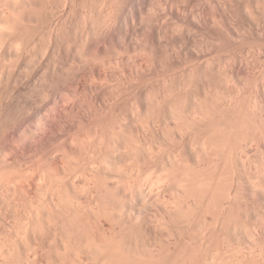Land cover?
<instances>
[{
	"label": "rangeland",
	"instance_id": "374dc122",
	"mask_svg": "<svg viewBox=\"0 0 264 264\" xmlns=\"http://www.w3.org/2000/svg\"><path fill=\"white\" fill-rule=\"evenodd\" d=\"M10 1V0H9ZM22 1H26V0H22ZM45 1V2H44ZM64 1V2H63ZM73 1V2H72ZM87 0H84V1H82V0H52V2H51V0L49 1V0H38L37 1V3H38V6L34 9L33 8V10H31L30 9V6H29V4L27 3L26 5H25V3L24 2H18L17 0H16V4H17V6L15 7V5L13 6L12 4L13 3H11V5H12V9L11 10H14L15 11V8H19L18 10H20V8H21V6L24 4L25 6H27V8H28V13H29V16H28V19L26 18V17H24V16H26V15H22L24 18H26L27 20H24V24H23V17L21 16V18H22V20H21V23H20V20H18V21H16V25L13 23V24H11L12 23V21L13 20H15V19H17V17H18V15L14 12V14H16V16L14 15L13 16V14H11V17L9 18V19H13V20H10L11 21V23L8 21V19L6 18V21L7 22H9L11 25H12V27L10 28V29H12L14 26H17V28H18V26L20 25V24H23V25H26V26H24L23 27V25H22V27L21 26H19L20 27V29L22 28V30H23V28H25V30H23V31H20L19 29H18V31L20 32V33H16V34H20L18 37H19V39H17V40H15V39H13L12 37L15 35V33H13L9 28H8V30H6L7 28L6 27H8V25H6L5 24V22H2L1 20H0V22H2L3 24H1L0 23V30L2 31H0V35H2V36H0V41H1V39L3 38V40L5 41L6 40V44L5 45H3V43H1L3 46H1L0 45V48L1 47H5L6 46V49L8 48V50L6 51L5 50V48H3L2 49V51L3 50H5V51H3V52H1V53H5L6 52V54H8V55H6L5 54V57L4 56H1V55H3V54H1L0 55V67H2L1 69V73L3 72V70H5L4 68L6 67V72L5 73H3L1 76H0V100H2L1 102L2 103H0V154H2L1 156L3 157V159H4V161H6V163L8 162V161H11V163H14V164H16L17 162V168H18V170L19 169H21L20 171V173H22V174H24L25 175V178L27 179V181H26V183L27 182H32L33 183V181H32V179L34 180V183L32 184V183H28V184H32L31 186H32V191L33 192H35V196H38V197H36V199L37 198H40L39 200H38V203H39V201L41 200H43V202H41V205L39 204V206H38V203L36 202V205L38 206V208L40 207V208H42V209H44V208H49L50 206H51V208L53 207V203L51 202V201H55L56 200V202H57V197L56 198H54V196H56V194H57V189H59L58 191L59 192H61V189L63 188V187H65V184H64V186L62 185L63 183H64V180L66 179V177H68V179L69 180H67V183H70V185H71V183H73V182H75L73 185H69V184H67L66 183V186L67 185H69V190H68V188L67 189H62V195L64 194V198H65V196H67V192H69L70 191V187H72V189H71V191H75L72 195H70L71 193V191L69 192L70 194H68V198L71 196V199H73V197L72 196H74V194L78 191L79 192V194H83L82 196L84 197H82V196H80L79 194L78 195H76V196H78V198L80 199V201L81 200H84V201H82V202H80L79 201V199L78 198H75L76 200L78 199V202H79V205H77L76 204V200L75 199H73L74 201H76L75 202V204L77 205V206H81L82 207V209L83 208H85V205L87 204H85V203H83V202H88L89 203V201H91L93 198H95V196H97V190H100L101 189V186H102V184H104L105 182H109V181H115V182H113V186L115 185V187L113 188V189H115L116 188V185H117V187H118V189L116 188L115 189V192H114V195H115V193H116V198H120L121 196H122V194H121V192H123V191H125V194H128L129 193V196L131 197H128V200L126 201V203L124 202L125 201V199L124 200H122L123 198H125V196H123V198L122 199H117L118 200V202H117V204L122 200L123 201V203H122V205H125V204H127L128 206V209H127V211H129V210H131V209H129V207L130 206H133V204H136V205H138L139 203L141 204H143V207H142V205H140V209L142 208H144V210L145 209H147L148 208V210H150V209H153V211L151 210V212H154V213H152V214H155L156 212H159V211H161V213H162V210L164 209H166V208H164L165 207V205H167L168 203H170V207L169 208H171V206H174V204H171L172 202H170V201H174L175 202V199H174V197L175 198H177V196H178V194H177V196L175 195L177 192H176V190H177V186H176V184L174 183H172L171 182V184H170V182H168V181H165L164 182V180L161 178V176L162 175H164L163 174V168H164V165H168L171 161H174V160H176V159H178V160H182L183 161V158H184V156L185 157H188V161H190L191 159V161H196L197 159H198V153L199 152H196V157H197V159H196V157L194 156L193 157V155H194V152H195V150L196 149H198V148H200L201 146L199 145V141H197V139L195 140L194 139V134H191L192 132H188V130L186 129L185 130V128L184 127H186L187 126V124H186V126H182V125H184L185 123H186V120L185 119H183V118H185V114L184 113H182V114H180V110L179 111H175V109L174 110H172L171 111V109H173V106H172V108L170 109L169 107H166L167 108V110L165 109H161V111H160V113H157V112H159V109H157V108H154V107H157L158 106V108H159V104L158 103H154V102H159V103H161L162 102V100H160V99H165V98H167V96L169 95V93L168 92H173V93H171L170 95L172 96V94H175L179 89L178 88H175V87H180V85H181V87L184 85V84H186L187 83V80L188 81H190V79H192L193 77L196 79V82L197 81H200V83L199 82H197L198 84V87H199V92L201 91V92H203V93H210L209 95H210V100H209V102H210V106H212V107H218L220 104L222 105V103L224 104V101L225 100H228V101H230L231 99H233L234 97H237L238 98V101H239V104L243 107L242 109H244V111H245V109L247 110V109H249L250 108V106L252 105V101L254 102V99L255 98H257V99H259V98H261L262 100H264V90L263 89H261V88H264V73H261V71L262 72H264V42L262 41H258L257 39H254L251 35H250V32H248L249 30L247 29V28H249L248 27V25L246 24V23H248V22H246L245 20H242L243 22H245V25H244V23H242V21H240V15H243L242 13H247V12H250V13H247V14H250V16L252 15H254L253 17H255L256 15H259L260 16V18L262 17L263 18V21H261L262 20V18H261V22L259 21V19L260 18H257V19H252V20H256L255 22H260L262 25H261V27H259V31L261 32V31H263L264 29V24H263V22H264V1L263 0H260V2H259V0H240V1H242V2H240V3H238L237 5L234 3V1H232V0H230V2L228 1V0H221V1H219V2H222V3H218V1L217 0H212V1H214V2H210V1H208V0H200V1H198V0H185V3H184V0H176L177 1V3H176V1L175 0H173V3L171 4V1L172 0H166V2H169V7H170V5L172 6V7H174L175 5H178L179 6V10H177L178 9V6L176 7L177 9V11H179V12H183V13H186L184 10H186L187 8H188V6H189V8H188V11H187V13L189 12V14L191 13V12H193V14L191 13V15L189 16V14H185V15H188L189 17V20L190 19H192L191 21H194L195 20V18H196V20H197V22H200L199 24H198V26H197V24L195 23V21L194 22H192L193 24H192V27L194 26V24H196L193 28H191L190 27V25L189 24H187L186 22H185V24H186V26H184V24L183 23H180L179 21V23L180 24H183V25H178V22H177V20L175 19V18H173V16L172 15H170L169 13H163L160 9L162 8V7H160V9H159V6H163V8L162 9H164V8H166V7H168V5H167V3L164 1V0H161V2L163 1L164 3H162V4H160L161 2H160V0H156V2H155V4H153L154 3V1L155 0H141V2H140V0H120L121 1V3H120V1L119 0H93V3H92V0H88L87 2H86ZM101 1V2H100ZM106 1V2H105ZM111 1V2H110ZM123 1V2H122ZM125 1V2H124ZM128 1V2H127ZM130 1V2H129ZM132 1V2H131ZM153 1V2H152ZM175 1V2H174ZM183 1V2H182ZM187 1H188V4H187ZM232 1V2H231ZM244 1V2H243ZM256 1V2H255ZM5 2V3H4ZM18 2V3H17ZM61 2V3H60ZM69 2V3H68ZM72 2V3H71ZM77 4H76V3ZM82 2H84V4L82 3ZM95 2V3H94ZM112 2H114V3H112ZM135 2V3H134ZM179 2V3H178ZM199 2V3H198ZM204 2V3H203ZM216 2V3H215ZM230 3L229 5H228V3ZM22 3V4H21ZM42 3V4H41ZM44 3V4H43ZM47 3V4H46ZM58 3V4H57ZM60 3V4H59ZM74 3V4H73ZM81 3V4H80ZM99 3H101V5L99 4ZM109 3H111V4H109ZM130 3V4H129ZM134 3V4H133ZM148 3H151V5L150 4H148ZM176 3V4H175ZM212 3H214L215 4V6L216 5H219L218 7H219V11L220 12H217L218 11V9L214 6V4H212ZM218 3V4H217ZM231 3H233V4H231ZM253 3H255V4H253ZM256 3H258V4H256ZM4 4H5V6H4ZM19 4H21V5H19ZM72 4V5H71ZM75 4H76V7H73V6H75ZM92 4V5H91ZM95 4V5H94ZM109 4V6H107ZM118 4V5H117ZM123 4V5H122ZM137 4V5H136ZM157 4V5H156ZM167 6H166V5ZM173 4H174V6H173ZM184 6H186V7H184ZM187 4V5H186ZM223 4L225 5V6H223ZM244 5L243 6V8H241V6L240 5ZM248 4H250V5H248ZM253 4V5H252ZM7 5H9V2H8V0L7 1H1L0 0V6L1 7H5L6 8V6ZM18 5H19V7H18ZM41 5V6H40ZM53 5V6H52ZM62 5V6H61ZM87 5H90V6H87ZM96 7H94V6ZM110 5H112V6H115V7H113V10L111 11V8L110 7H112V6H110ZM133 5H135V6H133ZM149 5V6H148ZM156 5V6H155ZM164 5L166 6V7H164ZM197 5V6H196ZM224 8L225 7V9H223L222 10V7ZM232 5L234 6L235 5V7H233V9H232ZM239 5V6H238ZM263 5V6H262ZM40 6V7H39ZM45 6V7H44ZM64 6V7H63ZM83 6H84V8H83ZM98 6V7H97ZM103 6V7H102ZM119 6V7H118ZM194 6V7H193ZM200 6V7H199ZM204 6V7H203ZM227 6V7H226ZM229 6H231V7H229ZM14 7V8H13ZM42 7H44V8H42ZM78 7V8H77ZM81 7V8H80ZM86 7V8H85ZM100 7V8H99ZM120 7H121V9H120ZM125 7V8H124ZM128 7V8H127ZM135 7V8H134ZM143 7V8H142ZM146 7V8H145ZM151 7V8H150ZM152 7H154L155 8V10L157 9V7H158V9L155 11L154 10V8H152ZM168 7V9H171V7L169 8ZM183 9H182V8ZM191 7V8H190ZM198 7V8H197ZM221 7V8H220ZM254 7L256 8V9H254ZM261 7V8H260ZM39 8V9H38ZM42 8V9H41ZM53 8V9H52ZM59 8V9H58ZM69 8V9H68ZM93 8H94V10H93ZM102 8V9H101ZM115 8V9H114ZM138 8V9H137ZM184 8H186V9H184ZM196 8V9H195ZM200 8V9H199ZM206 8H208V9H206ZM211 8V9H210ZM214 10H213V9ZM217 10H216V9ZM236 8H237V10H236ZM253 10H252V9ZM30 9V10H29ZM37 9V10H36ZM73 9H75V10H73ZM78 11H77V10ZM84 9V10H83ZM87 9V10H86ZM89 9V10H88ZM100 9V10H99ZM108 9V10H107ZM109 9H110V12H109ZM119 9V10H118ZM154 11H153V10ZM174 11H176L175 10V7L174 8H172ZM189 9H190V11H189ZM192 9V10H191ZM206 9V10H205ZM233 11H232V10ZM235 9V10H234ZM242 9V10H241ZM259 9V10H258ZM39 10V11H38ZM42 10H46L45 12L44 11H42ZM48 10V11H47ZM57 12H56V11ZM71 10H72V12H71ZM79 10H80V12H79ZM97 10V11H96ZM122 11V13H121V11ZM139 10V11H138ZM142 12H141V11ZM145 10V11H144ZM147 10H152V12H150V11H148V14H147ZM163 13H161L160 11ZM201 12H199V11ZM210 10V11H209ZM212 10V11H211ZM216 10V11H215ZM256 10H258V13H257V11ZM37 11V12H36ZM55 11V12H54ZM58 11H59V13H58ZM85 13H84V12ZM92 11V12H91ZM101 11V12H100ZM107 11H108V14H107ZM114 11V12H113ZM117 12V14H116V12ZM125 11V12H124ZM137 11H138V13H137ZM196 11V12H195ZM213 11H215V12H213ZM223 11V12H222ZM225 11H226V13H225ZM229 11V12H228ZM236 11V12H235ZM240 11H242V13H240ZM245 11V12H244ZM247 11V12H246ZM255 11V12H254ZM33 12H35V13H33ZM68 12V13H67ZM73 14H71V13ZM79 12V13H78ZM115 13L114 14V22L112 21V22H109V20H108V23H110V24H112V26L110 25V24H108L107 23V19H106V17H107V15H110L111 13ZM120 14H119V13ZM154 12H158V13H154ZM181 12V13H182ZM197 12H199L200 13V15H199V13H197ZM212 12V13H211ZM223 14H222V13ZM234 12H235V14H234ZM238 12V13H237ZM251 12H252V14H251ZM253 12H254V14H253ZM11 13H13V11L11 12ZM39 13V15H37ZM50 13H52V14H50ZM54 13V14H53ZM74 13H75V15L78 13V15L79 14H81V16L79 15H76V16H74ZM88 13V15H86ZM135 13V14H134ZM139 13H141V14H139ZM182 13V14H183ZM222 15H226L225 17H227V18H229L230 17V15H232V17H231V19H233V20H229L230 22H229V25L228 24H225L222 20H221V17L220 16H222ZM228 13V14H227ZM255 13H256V15H255ZM262 13V14H261ZM31 14V15H30ZM126 14V15H125ZM134 14V15H133ZM144 14V15H143ZM146 14V15H145ZM156 14L157 15H159V16H157V18L158 17H160V15L162 14V18L163 19H165V18H170L171 16H172V18H170L171 20H172V22L171 23H167V24H165L166 22L165 21H169L170 19H165V21L163 20H159L160 18H158V20H157V18L156 19H152V17H153V15H155L154 17H156ZM167 14V15H166ZM213 16H212V15ZM216 14V15H215ZM237 14H240V15H237ZM244 14V15H245ZM246 14V15H247ZM50 15V16H49ZM53 15V16H52ZM115 15H116V17H115ZM132 15V16H131ZM139 15H140V17H141V19H140V17H139ZM142 15V16H141ZM169 15V16H168ZM194 15V16H193ZM205 15V16H204ZM220 15V16H219ZM229 15V16H228ZM237 15V17L239 18V21L241 22H239L238 21V18H236L235 16ZM32 16V17H31ZM35 16V17H34ZM36 16H38V18L36 17ZM42 16V17H41ZM50 18H49V17ZM64 16V17H63ZM71 16V17H70ZM77 16H78V18H77ZM95 16V17H94ZM118 16V17H117ZM121 16V17H120ZM126 16H128V17H125ZM131 18H130V17ZM147 16V17H146ZM165 16H167V17H165ZM195 16H198L199 17V21H198V19H197V17H195ZM203 16H204V18H203ZM218 16V17H217ZM248 16V15H247ZM1 17V16H0ZM13 17H16L15 19L13 18ZM44 17V18H43ZM63 19H62V18ZM74 19H73V18ZM76 17V18H75ZM90 17V18H89ZM144 17V18H143ZM192 17V18H191ZM215 19H214V18ZM217 17V18H216ZM219 17H220V20L221 21H219ZM241 17H243V16H241ZM258 17V16H257ZM52 18V19H51ZM57 20H56V19ZM108 18V17H107ZM129 18V19H128ZM152 20H151V19ZM194 18V19H193ZM202 19V21H200L201 19ZM209 18V19H208ZM213 18V19H212ZM236 18V19H235ZM252 18V17H251ZM2 19V18H1ZM19 19H20V17H19ZM55 19V20H54ZM86 19H87V22H86ZM91 19V20H90ZM104 19H106V20H104ZM123 19L125 20V21H123ZM173 19H174V21L175 22H177V24L175 23V22H173ZM206 21H205V20ZM244 19V18H243ZM5 20V19H4ZM31 20V21H30ZM43 20V21H42ZM53 20V21H52ZM91 22H90V21ZM93 20V21H92ZM116 20V21H115ZM122 20V21H121ZM129 20V21H128ZM133 20V21H132ZM155 20H157V25H156V22H155ZM258 20V21H257ZM28 21V22H27ZM34 21V22H33ZM35 21H37V22H35ZM71 21V22H70ZM75 23H73V22ZM76 21V22H75ZM148 21V22H147ZM149 21H154V23H151L150 25H152V24H154V25H156V27H158V29H165V32L166 33H168V34H166V33H164V31H162L163 33H164V35H163V33L161 34V31L160 30H157V31H159V35L157 36V37H159V38H157L155 35H157L158 33L156 32V31H154L156 34H154L153 35V39H150V38H152V33H150L153 29L155 30L156 28H155V26H153L154 28H151V27H149V24H147V23H150ZM161 21V22H160ZM208 21V22H207ZM213 21V22H212ZM217 21H219V22H217ZM233 21H234V23H233ZM235 21H237V22H235ZM6 22V23H7ZM13 22H15V21H13ZM17 22L19 23L18 25H17ZM41 22H42V24H41ZM49 22V23H48ZM56 22V23H55ZM60 22V23H59ZM95 22V23H94ZM103 22V23H102ZM106 22V23H105ZM130 22V23H129ZM133 22V23H132ZM164 22V23H163ZM202 22H204V23H207V25L205 26L204 25V28H202L201 29V27H202V25H203V23ZM212 22V23H211ZM222 22V23H221ZM232 22V23H231ZM29 23V24H28ZM59 23V24H58ZM82 23V24H81ZM120 23H121V26H120ZM126 24V25H124V24ZM135 23V24H134ZM158 23H162L161 24V26H159L160 24H158ZM174 25H173V24ZM201 23H202V25H201ZM210 23V24H209ZM225 24V25H221V24ZM230 23H231V25H235V26H237L239 23V27H240V25H241V27H242V24H243V29H244V31L242 32V30L243 29H241V31H240V28L238 29V26H237V31L236 32H238V34L237 33H235V28L236 27H233L234 28V30H233V28L230 26ZM236 23H237V25H236ZM6 26H5V25ZM9 24V25H10ZM39 24V25H38ZM48 24V25H47ZM78 24V25H77ZM100 26H99V25ZM107 24H108V26H107ZM123 24V25H122ZM131 24H132V26H131ZM134 24V25H133ZM139 24V25H138ZM167 25V26H163V25ZM171 24V25H170ZM215 24V25H214ZM219 24V25H218ZM1 25H4V27H5V29H3V27H2V29H1ZM14 25V26H13ZM42 25V26H41ZM45 25V26H44ZM65 25V26H64ZM67 25V26H66ZM91 27H90V26ZM98 25V26H97ZM103 25V26H102ZM106 25V26H105ZM136 25V26H135ZM199 25H200V28H198L199 27ZM211 26V25H214V26H211V27H209V26ZM258 25L260 26V24L258 23ZM48 26V27H47ZM50 26V27H49ZM54 26V27H53ZM63 26H64V28H63ZM73 26V27H72ZM85 26V27H84ZM87 26H89V28L87 27ZM104 26H105V28H104ZM109 26H110V28H109ZM115 26V27H114ZM117 26V27H116ZM129 26V27H128ZM141 26V27H140ZM170 26V27H169ZM189 27V29H188V27ZM208 26V27H207ZM225 27L226 29H227V27H228V30H225V28L223 29L222 27ZM10 27V26H9ZM27 27H31V28H27ZM35 27V28H34ZM56 27V28H55ZM61 27V28H60ZM70 27V28H69ZM78 29H77V28ZM80 27H81V29H80ZM87 27V28H86ZM101 27H102V31H101ZM112 27V28H111ZM148 29V30H151L149 33H148V30L146 31V28ZM150 29H149V28ZM161 27V28H160ZM162 27H164V28H162ZM197 27V28H196ZM247 27V28H246ZM15 28V27H14ZM26 28H27V31H26ZM33 28V29H32ZM36 28L38 29V31L36 30ZM47 28L49 29V30H47ZM74 28V29H73ZM98 28V29H97ZM121 28V29H120ZM127 29V31H126V29ZM137 28H138V30H137ZM140 28H142V30L140 29ZM171 28V29H170ZM174 28V29H173ZM206 28H207V30H206ZM210 28V29H209ZM214 30H213V29ZM217 28V29H216ZM219 28V29H218ZM222 28V29H221ZM247 30H246V29ZM263 30H262V29ZM29 29V30H28ZM33 30V32H31L32 30ZM41 31H40V30ZM52 29V30H51ZM60 29V30H59ZM63 31H62V30ZM67 29V30H66ZM89 29V30H88ZM100 29V30H99ZM125 29V30H124ZM133 29V30H132ZM140 29V30H139ZM171 31H170V30ZM191 29V30H190ZM201 31H200V30ZM230 29V30H229ZM231 29H232V31H231ZM261 29V30H260ZM35 30H36V32H35ZM47 32H46V31ZM66 30V31H65ZM73 30H75V31H72ZM84 30V31H83ZM86 30V31H85ZM107 30V31H106ZM109 30H110V32H109ZM114 30V31H113ZM122 30V31H121ZM131 30V31H130ZM173 30V31H172ZM180 30V31H179ZM197 30H199V31H197ZM203 30H205L204 32H203ZM211 31L210 33L211 34H209V31ZM222 30V31H221ZM225 30V31H224ZM247 32H246V31ZM5 31H11V33L13 34V36H12V34H9V32L7 33V32H4ZM43 31V32H42ZM51 31H52V33H51ZM56 31V32H55ZM68 31V32H67ZM69 31H71V32H69ZM83 31V32H82ZM115 31H116V33H115ZM124 31H125V33H124ZM135 31H137V32H135ZM139 31V32H138ZM142 31V32H141ZM169 31V32H168ZM185 31V32H184ZM191 31V32H190ZM194 31V32H193ZM208 31V32H207ZM215 32V34H214V36H213V33ZM226 31H229L228 33H230V35H228V33H226ZM22 32V33H21ZM28 32V33H27ZM35 32V33H34ZM37 32H39L38 34H37ZM47 34H46V33ZM66 32V33H65ZM101 32V33H100ZM112 32V33H111ZM120 32V33H119ZM131 32V33H130ZM144 32H146V35H145V33ZM153 32V33H154ZM228 35H226L225 33ZM231 32L232 33H234L233 34V36L234 37H232V34H231ZM242 34H241V33ZM4 33V34H3ZM43 33H45V35L43 34ZM54 33V34H53ZM61 33H62V35H64L63 33H65L66 35H64V38H63V36L61 35ZM70 35H69V34ZM72 33V34H71ZM73 33H74V35H73ZM76 33V34H75ZM83 33V34H82ZM94 33V34H93ZM97 33V34H96ZM103 33V34H102ZM106 33V34H105ZM110 33H111V35H110ZM135 33V34H134ZM137 33V34H136ZM147 33L149 34V36L147 35ZM171 33V34H170ZM239 33L241 34V35H239ZM8 34L10 35L9 37H10V41H9V38L8 37H6V36H8ZM25 34V35H24ZM42 34V35H41ZM57 35V37H56V35ZM79 34V35H78ZM81 34V35H80ZM89 34H90V36H89ZM96 34V35H95ZM101 34V35H100ZM105 34V35H104ZM115 34V35H114ZM125 34V35H124ZM143 34V35H142ZM160 34L162 35V36H164V37H174V39H170V38H168V41L169 42H166L167 41V39H165L164 37H162L161 38V40H160ZM170 34V35H169ZM180 34V35H179ZM182 34V35H181ZM184 34V35H183ZM187 34V35H186ZM198 34V35H197ZM206 35V37H204L205 35ZM243 34H245V35H243ZM22 35V36H21ZM28 35V36H27ZM44 35V36H43ZM49 35V36H48ZM68 35V36H67ZM88 35V36H87ZM98 35V36H97ZM102 35L104 36V37H102ZM145 35V36H144ZM166 35V36H165ZM172 35V36H171ZM210 35H212V37L210 36ZM224 35H226V36H224ZM239 35V36H238ZM17 36V35H16ZM34 38H33V37ZM52 38H51V37ZM70 36V37H69ZM97 36V37H96ZM126 36H127V38H126ZM151 36V37H150ZM154 36H155V38H154ZM179 36V37H178ZM190 38H188V37ZM193 36V37H192ZM202 38H201V37ZM209 36V37H208ZM223 36V37H222ZM2 37V38H1ZM6 39H5V38ZM30 37H32V39H30ZM40 37H41V39H40ZM48 37V38H47ZM84 37V38H83ZM85 37H86V39H85ZM100 37V38H99ZM118 37H120V38H118ZM131 39H130V38ZM139 39H138V38ZM141 37V38H140ZM146 37H147V39H149V40H151V42H149V40H148V44H151L152 43V41L154 42V43H156V44H158L157 45V48L155 49L154 48V46L156 47V45H149V47H147L148 46V44H147V41H146V44H147V46H146V50H144L143 48L145 47L143 44H145V39H146ZM150 37V38H149ZM178 37V38H177ZM204 37V38H203ZM232 37V38H231ZM244 37V38H243ZM24 38V39H23ZM25 38H27V39H25ZM36 38V39H35ZM47 38V39H46ZM59 38H61V40L59 39ZM66 38V39H65ZM68 38H70L69 40H68ZM74 38V39H73ZM83 38V39H82ZM95 38V39H94ZM157 38V39H156ZM177 38V39H176ZM213 38H214V40H213ZM235 38V39H234ZM245 38H248V39H246L245 40ZM25 41H23V40ZM29 39V40H28ZM51 39V40H50ZM88 39V40H87ZM97 39V40H96ZM128 39V40H127ZM141 40L140 41V44H138L137 42H138V40ZM159 39V40H158ZM167 43V46H166V43L163 41V40ZM179 39V40H178ZM193 39V40H192ZM197 39V40H196ZM228 41H227V40ZM234 39V40H233ZM240 39V40H239ZM2 40V41H3ZM13 40H15V41H13ZM41 40H43V41H41ZM47 40V41H46ZM51 42H50V41ZM74 40V41H73ZM85 40H87V42L85 41ZM93 40V41H92ZM134 40V41H133ZM137 42H136V41ZM144 40V41H143ZM159 41V42H157V41ZM184 40V42H182ZM201 40L203 41V42H201ZM205 40V41H204ZM209 40H210V42H209ZM225 40V41H224ZM247 42H245V41ZM254 40V41H253ZM28 41V42H27ZM35 41V42H34ZM49 41V42H48ZM62 41V42H61ZM66 41V42H65ZM73 41V43H71ZM105 41V42H104ZM110 41V42H109ZM114 41V42H113ZM126 41V42H125ZM164 42L163 43V45L161 44L160 45V43L161 42ZM184 44V43H186V46H185V44L183 45L181 42ZM189 41V42H188ZM193 41V42H192ZM206 41H208V42H206ZM214 41V42H213ZM233 41H235V43L233 42ZM239 43H238V42ZM245 43H244V42ZM12 42V43H11ZM21 42V43H20ZM33 44H32V43ZM37 42V43H36ZM38 42L41 44V45H39L38 44ZM43 42V43H42ZM100 42V43H99ZM122 42V43H121ZM175 42V44H173ZM180 42V43H179ZM188 42V43H187ZM193 44H191V43ZM207 44H205V43ZM216 42V43H215ZM228 42V43H227ZM243 42V43H242ZM261 43V44H258V43ZM9 43H10V45H9ZM20 43V44H19ZM28 45H26V44ZM56 43V44H55ZM69 43V44H68ZM71 43V44H70ZM108 43V44H107ZM111 43V44H110ZM115 43V44H114ZM120 43V44H119ZM130 43V44H129ZM179 43V44H178ZM190 43V44H189ZM196 43H198V44H196ZM204 43V44H203ZM222 43H224L225 45L226 44H228V45H224V44H222ZM251 43V44H250ZM254 43V44H253ZM15 44V46H13V45ZM25 46H24V45ZM34 44H36L35 46H34ZM44 44V45H43ZM47 44V45H46ZM54 44V45H53ZM62 44V45H61ZM65 44V45H64ZM82 44V45H81ZM84 44V45H83ZM87 44H89V45H87ZM93 44V45H92ZM105 44H106V46L107 47H105ZM124 44V45H123ZM128 44V45H127ZM138 46H137V45ZM180 44H181V46H180ZM188 44V45H187ZM203 44V45H202ZM218 44H219V46H218ZM231 44V45H230ZM236 44H237V46H236ZM12 45V46H11ZM39 45V46H38ZM43 45V46H42ZM46 45V46H45ZM58 45H60V46H58ZM69 45V46H68ZM99 45V46H98ZM109 45H112V46H109ZM115 45V46H114ZM131 45V46H130ZM133 45V46H132ZM141 45H143V46H141ZM175 46V47H173V46ZM191 45V46H190ZM240 47H239V46ZM242 45V46H241ZM245 45H248V46H245ZM251 45V46H250ZM21 46V47H20ZM41 46V47H40ZM53 46L55 47L54 48V50L57 52V53H59V55L53 50ZM64 46V47H63ZM75 46V47H74ZM120 46V47H119ZM130 47V49H129V47ZM137 46V47H136ZM141 46V47H140ZM150 46H151V48L153 47V49H151L150 48ZM164 46V48L166 49H162V48H158V47H163ZM169 46V48H167ZM236 46V47H235ZM255 46V47H254ZM260 46H262V47H260ZM11 47V48H10ZM13 47V48H12ZM15 47L17 48V49H15ZM26 47V48H25ZM33 47V48H32ZM37 47L39 48V49H37ZM47 47V48H46ZM83 47H85V49L83 48ZM96 48V49H94V48ZM118 47V48H117ZM123 47H125V48H123ZM127 47V48H126ZM143 47V48H142ZM189 47V48H188ZM203 47V48H202ZM222 47V48H221ZM239 47V48H238ZM251 47V48H250ZM23 48V49H22ZM27 48H29V49H27ZM31 48V49H30ZM64 48V49H63ZM71 48H72V50H71ZM88 48H90V49H88ZM135 50H134V49ZM149 48V49H148ZM175 48V49H174ZM181 48V49H180ZM186 48H188V50H184V49ZM196 48V49H195ZM210 48V49H209ZM221 48V49H220ZM261 48V49H260ZM9 49H10V52L11 53H9ZM15 49V50H14ZM34 51H33V50ZM37 49V50H36ZM47 49V50H46ZM51 49L53 50V51H51ZM57 49V50H56ZM59 49V50H58ZM69 50V51H67V50ZM76 49V50H75ZM94 49V50H93ZM97 49H98V51H97ZM109 49H111V50H109ZM114 49V50H113ZM120 49V50H119ZM123 49V50H122ZM140 49L142 50V52L140 51ZM159 49V50H158ZM162 51H161V50ZM173 49H174V52H173ZM192 49V50H191ZM201 49H202V51H201ZM203 49H204V51H208L207 53L206 52H204L205 54H202V52H203ZM207 49V50H206ZM211 49L213 50L212 52H213V54H212V52H211ZM216 49V50H215ZM229 49V50H228ZM251 49H253V50H251ZM255 49V50H254ZM13 50L14 51H16V53H14L13 52ZM28 50V51H27ZM41 50V51H40ZM82 50V52H80ZM103 50H104V52H103ZM106 50H108V51H106ZM125 50V51H124ZM137 50V51H136ZM164 50V51H163ZM168 50H170V52L168 51ZM178 50V51H177ZM198 50V52H199V54L201 53V55H203V56H200L199 54H198V52H196V51ZM200 50V51H199ZM215 50V51H214ZM221 50V51H220ZM226 50V51H225ZM234 50V51H233ZM236 50V51H235ZM238 50V51H237ZM24 51H25V53H24ZM30 51V52H29ZM38 53H37V52ZM70 51H72V52H70ZM73 51H75V52H73ZM90 51H92V52H90ZM94 51V52H93ZM111 51V52H110ZM118 51V52H117ZM151 51V52H150ZM157 51V52H156ZM160 51V52H159ZM181 51V52H180ZM185 51V52H184ZM193 51H194V53H193ZM218 51V52H217ZM231 51H233V54H232V52ZM28 52V53H27ZM36 52V53H35ZM68 52V53H67ZM87 52V53H86ZM109 52V53H108ZM120 52V53H119ZM124 52V53H123ZM132 52H134V53H132ZM137 52V53H136ZM147 52H148V54H147ZM167 52V53H166ZM171 52H173L172 54H171ZM176 52V53H175ZM189 52V53H188ZM241 52V53H240ZM246 52V53H245ZM33 53V54H32ZM51 53V54H50ZM86 55H85V54ZM94 53V54H93ZM96 53V54H95ZM97 53H99V54H97ZM123 53V54H122ZM136 53V54H135ZM139 53H141V54H139ZM146 53V54H145ZM150 53V54H149ZM185 53V54H184ZM193 55H192V54ZM197 55H196V54ZM230 53V54H229ZM255 53V54H254ZM27 54V55H26ZM40 54H43L42 56L40 55ZM53 54H55V55H53ZM63 54V55H62ZM84 54V55H83ZM104 54H105V57H104ZM108 54V55H107ZM112 54V55H111ZM120 56H119V55ZM138 54V55H137ZM152 54V56H150ZM161 54V55H160ZM188 54H189V57H188ZM220 54V55H219ZM221 54H222V56H221ZM240 56H239V55ZM262 54V55H261ZM12 55H14V56H12ZM16 55H17V57H16ZM30 55H32V58H30L31 56ZM37 55V56H36ZM38 55H40V56H38ZM57 55V56H56ZM62 55V56H61ZM97 55H101L100 57L102 58H100V57H98ZM135 55V56H134ZM137 55V56H136ZM144 57H143V56ZM146 55V56H145ZM149 55V56H148ZM157 55V56H156ZM172 55V56H171ZM178 55H180L179 57H178ZM191 55V56H190ZM205 55V56H204ZM207 55V56H206ZM212 55V56H211ZM233 55V56H232ZM242 55V56H241ZM12 56V57H11ZM23 56V57H22ZM27 56V57H26ZM52 56V57H51ZM55 56V57H54ZM65 56V57H64ZM69 56V57H68ZM81 58V59H83V57H84V59L83 60H81L79 57ZM89 56V57H88ZM94 58H93V57ZM123 56H125V57H123ZM130 56V57H129ZM147 56L149 57V58H147ZM154 56V58H152ZM159 56H160V58H159ZM165 56H166V58H165ZM169 56V57H168ZM181 56H183V57H181ZM195 56V57H194ZM199 56V57H198ZM211 56V57H210ZM218 56V57H217ZM4 59H3V58ZM16 57V58H18L17 60H16V58L14 59V58ZM23 58L22 60H21V58ZM25 57V58H24ZM35 57V58H34ZM87 57V58H86ZM108 59H107V58ZM118 57V58H117ZM135 57V58H134ZM170 57H172V58H170ZM176 57V58H175ZM193 57V58H192ZM198 57V58H197ZM201 57V58H200ZM249 57V58H248ZM253 57H255L254 59H253ZM39 58H41V60H39ZM47 60H49V61H47ZM49 58V59H48ZM51 58V59H50ZM56 58V59H55ZM63 58V59H62ZM73 58V59H72ZM91 58V59H90ZM97 58H98V60H97ZM110 58H112V59H110ZM117 58V59H116ZM132 58V59H131ZM159 58V59H158ZM161 58H162V60H161ZM170 58V59H169ZM211 58V59H210ZM230 58V59H229ZM233 58V59H232ZM26 59V60H25ZM34 59V60H33ZM55 61H54V60ZM76 59V60H75ZM92 59H96V60H92ZM146 59V60H145ZM150 59V60H149ZM156 61H155V60ZM163 59H165L164 61H163ZM169 59V60H168ZM181 59V60H180ZM182 59H184V60H182ZM191 59H193L192 61H190ZM199 61H198V60ZM203 59H204V61H203ZM213 59V60H212ZM215 59V60H214ZM222 59V60H221ZM226 59V60H225ZM237 59V60H236ZM242 59V60H241ZM256 59H257V61H256ZM259 59V60H258ZM10 60H11V62H10ZM20 60V61H19ZM28 60H31V61H28ZM32 60H33V62H32ZM36 60V61H35ZM38 60V61H37ZM58 60V61H57ZM70 60V62H66V61H69ZM86 60V61H85ZM92 60V61H91ZM122 60V61H121ZM129 60V61H128ZM134 62H133V61ZM139 60V61H138ZM147 60H149V61H147ZM161 60V61H160ZM167 60V61H166ZM188 62H187V61ZM197 62H196V61ZM202 60V61H201ZM221 60V61H220ZM225 62H224V61ZM240 60V61H239ZM249 60V61H248ZM254 60V61H253ZM7 61V62H6ZM9 61V62H8ZM15 61V63H13ZM17 61L19 62V64L17 63ZM24 61V62H23ZM45 61V62H44ZM52 61V62H51ZM74 61V62H73ZM81 61V62H80ZM95 61V62H94ZM137 61V62H136ZM150 61H152V62H150ZM174 61V62H173ZM201 61V62H200ZM232 61V62H231ZM236 61V62H235ZM242 61V62H241ZM256 61V62H255ZM259 61V62H258ZM263 61V62H262ZM6 62V63H5ZM23 62V63H22ZM27 62H29V63H27ZM31 62H32V64H31ZM41 62V63H40ZM42 62H44L43 64H42ZM46 62H48V63H46ZM76 62H78V63H76ZM85 62V63H84ZM87 62H89V63H87ZM93 62H94V64H93ZM99 62V63H98ZM103 62V63H102ZM115 62H116V64H115ZM118 62V63H117ZM128 62V63H127ZM141 62V63H140ZM143 62V63H142ZM158 64H157V63ZM162 62V63H161ZM176 62V63H175ZM192 62V63H191ZM204 62V63H203ZM208 62V63H207ZM227 62V63H226ZM258 62V63H257ZM260 62L261 63H263V64H260ZM13 63V64H12ZM26 63V64H25ZM54 63V64H53ZM64 64V67H62L63 65H61V64ZM74 63V64H73ZM91 63V64H90ZM98 63V64H97ZM106 63V64H105ZM150 63V64H149ZM167 64V65H165V64ZM182 63V64H181ZM186 63H188V64H186ZM190 63V64H189ZM195 63V64H194ZM217 63H218V65H217ZM236 63H238V65H240V67L242 68V70L241 71H243V72H241L240 71V73H239V75L236 77V79L235 78H231V76H227V71H229V74L228 75H230L231 73V71L230 70H232L233 68H234V65L236 64ZM245 63V64H244ZM2 64H5V66L4 65H2ZM10 64V65H9ZM15 64V65H14ZM16 64H17V66H16ZM39 64H42L41 66L39 65ZM47 64H50V65H47ZM53 64V65H52ZM60 64V65H59ZM76 64V65H75ZM82 64H83V66H82ZM86 65V67H88V69L85 67V65ZM110 64V65H109ZM123 64V65H122ZM129 64V65H128ZM134 64L136 65V66H134ZM140 64V65H139ZM170 64V65H169ZM178 64V65H177ZM181 64V65H180ZM201 64V65H200ZM222 64V65H221ZM224 64H226V65H224ZM234 64V65H233ZM12 65H13V67H12ZM26 65V66H25ZM44 65V66H43ZM79 66V68H77L78 66ZM92 65H94V66H92ZM103 65V66H102ZM116 65V66H115ZM117 65H118V67H117ZM138 65V66H137ZM143 65V66H142ZM149 65V66H148ZM151 65H153V66H151ZM156 65V66H155ZM159 65H163V66H159ZM183 65V67H181ZM192 65V66H191ZM217 65V66H216ZM228 65H229V67H228ZM232 65H233V67H232ZM237 65V66H238ZM242 65V66H241ZM246 65V66H245ZM3 66H4V68H3ZM8 66H10V67H8ZM33 66H35V67H33ZM49 66H50V68H49ZM58 66V67H57ZM59 66H61L60 68H59ZM66 66H68V67H66ZM70 66H71V70H70ZM72 66H73V68H72ZM82 66V67H81ZM91 66V67H90ZM96 66V67H95ZM107 66V67H106ZM111 66V67H110ZM123 66H125V67H123ZM127 66V67H126ZM132 66V67H131ZM168 67V70L166 69L167 67ZM185 66H186V70H184L185 69ZM190 66V67H189ZM200 66V67H199ZM216 68H215V67ZM225 66V67H224ZM236 66V65H235ZM261 66V67H260ZM17 67V68H16ZM23 67H24V69H23ZM38 67H40V68H38ZM46 69H45V68ZM51 67H53V68H51ZM84 67V68H83ZM94 67V68H93ZM103 67V68H102ZM110 67V68H109ZM114 67V68H113ZM132 69H131V68ZM141 67V68H140ZM180 67V68H179ZM195 67V68H194ZM206 67V68H205ZM232 67V68H231ZM245 67V68H244ZM247 67V68H246ZM254 67V68H253ZM257 67V68H256ZM10 68V69H9ZM15 68V69H14ZM21 68V69H20ZM30 68V69H29ZM36 68H37V70H36ZM49 68V69H48ZM62 68V69H61ZM82 68H83V70H82ZM85 68L87 69V71L85 70ZM91 68V69H90ZM92 68H93V70H92ZM100 68H102V69H100ZM124 68V69H123ZM135 68H137V69H135ZM165 68V69H164ZM175 68V69H174ZM194 68V69H193ZM199 68V69H198ZM226 68H228V69H226ZM253 70H252V69ZM12 69V70H11ZM16 70L17 71V73H16V71H14V70ZM32 69H35V70H33L32 71ZM39 69H41V70H39ZM43 69V70H42ZM46 71H45V70ZM54 69H56V71L54 70ZM59 69V70H58ZM77 69V70H76ZM80 69V70H79ZM128 69H129V73H128ZM134 69V70H133ZM145 69V70H144ZM150 71H149V70ZM163 69H164V71H163ZM190 69V70H189ZM213 69V70H212ZM216 69V70H215ZM218 69V70H217ZM230 69V70H229ZM246 69V70H245ZM20 72H19V71ZM32 72H31V71ZM54 70V71H53ZM63 70L66 72H63ZM69 70V71H68ZM75 70V71H74ZM84 70H85V72H84ZM100 70V71H99ZM105 70V71H104ZM123 70V71H122ZM126 70V71H125ZM136 70V71H135ZM141 70V71H140ZM144 70V71H143ZM148 70V71H147ZM161 70V71H160ZM175 70L177 71V72H175ZM179 70V71H178ZM204 70V71H203ZM210 70H212V71H210ZM227 70V71H226ZM259 70V71H258ZM261 70V71H260ZM39 71V72H38ZM43 71H45V72H43ZM62 71V72H61ZM73 72V73H71V72ZM79 71V72H78ZM104 71V72H103ZM116 71V72H115ZM130 71H132V72H130ZM135 71V72H134ZM154 71H156V73L154 72ZM173 71V72H172ZM215 71V72H214ZM246 71V72H245ZM248 71V72H247ZM250 71V72H249ZM251 71H253V72H251ZM8 72V73H7ZM22 72H23V74H22ZM36 74L35 76H34V73ZM53 72H55L56 74H51V73H53ZM76 72V73H75ZM91 72V73H90ZM98 72H101V73H98ZM134 72V73H133ZM137 72V73H136ZM142 72V73H141ZM147 72V73H146ZM150 72V75L148 74ZM153 72V73H152ZM158 72H160V74L158 73ZM168 72V73H167ZM179 72V73H178ZM185 72V73H184ZM199 72H200V74H199ZM207 72V73H206ZM208 72H212L213 74H212V76H210L209 75V73ZM15 73V74H14ZM20 73V74H19ZM31 75H29V74ZM63 73H64V75H63ZM88 73V74H87ZM94 75H93V74ZM99 75H101L102 76V78H100L101 76H99ZM103 73V74H102ZM115 73V74H114ZM135 75H133V74ZM162 73V74H161ZM169 73H170V76H169ZM184 75H183V74ZM204 73V74H203ZM257 73V74H256ZM4 74H5V76H4ZM13 74V75H12ZM47 74V75H46ZM86 74V75H85ZM90 74V75H89ZM123 74V75H122ZM146 74H148V75H146ZM155 74V75H154ZM159 74V75H158ZM178 74H180V77H179V75ZM186 74V75H185ZM199 74V75H198ZM208 74V75H207ZM217 74V75H216ZM226 74V75H225ZM254 74V75H253ZM256 74V75H255ZM259 74V75H258ZM262 74V75H261ZM23 75V76H22ZM61 75H63V76H61ZM70 75H72V77L70 76ZM74 75V76H73ZM89 77H88V76ZM97 75V76H96ZM104 75V76H103ZM106 75V76H105ZM110 75H112V76H110ZM121 75V76H120ZM125 75V76H124ZM132 75H133V77L134 78H132ZM137 75H138V78H137ZM153 75V76H152ZM176 75V76H175ZM243 75V76H242ZM252 75V76H251ZM7 76V77H6ZM34 76V77H33ZM42 76V77H41ZM49 76V77H48ZM58 76H60V77H58ZM67 76V77H66ZM70 76V77H69ZM130 76V77H129ZM145 78V79H143V77ZM156 76V77H155ZM160 76V77H159ZM175 76V77H174ZM200 76V77H199ZM209 76V77H208ZM221 76V77H220ZM261 78V80L259 79V77ZM9 77V78H8ZM30 77H32V80H31V82H29L30 81ZM37 77V78H36ZM54 77V78H53ZM88 77V78H87ZM96 78V80H95V78ZM105 77H107V78H105ZM121 77V78H120ZM122 77H124V78H122ZM151 79H150V78ZM154 77V78H153ZM165 77V78H164ZM169 77V78H168ZM187 77V78H186ZM197 77H199V78H197ZM254 77V78H253ZM257 77V78H256ZM14 78V79H13ZM23 78H24V81H23ZM34 78V79H33ZM52 78H53V80H52ZM55 78H57V80L55 79ZM70 78V79H69ZM85 78V79H84ZM87 78V79H86ZM91 78H92V80H91ZM115 78V79H114ZM131 78V79H130ZM148 78V79H147ZM175 78V79H174ZM176 78H177V80H176ZM185 78V79H184ZM213 78V79H212ZM218 78V79H217ZM263 78V79H262ZM3 79V80H2ZM9 81H8V80ZM16 79V80H15ZM22 79V80H21ZM26 79V80H25ZM29 79V80H28ZM39 81H38V80ZM46 79V80H45ZM82 79V80H81ZM119 79V80H118ZM140 79V80H139ZM220 79H221V81H220ZM224 79V80H223ZM241 81H240V80ZM244 79V80H243ZM249 79V80H248ZM251 79H252V81H251ZM255 79V80H254ZM14 80V81H13ZM41 80V81H40ZM50 80V81H49ZM61 80V81H60ZM68 80H70V81H68ZM73 80V81H72ZM104 80V81H103ZM106 80V81H105ZM125 80H127V81H125ZM131 80V81H130ZM134 80V81H133ZM206 82H205V81ZM213 80V81H212ZM223 80V81H222ZM227 82H226V81ZM237 80V81H236ZM239 80V81H238ZM11 81V82H10ZM21 81V82H20ZM27 81H28V83H27ZM45 81V82H44ZM54 81L56 82V83H54ZM57 81H58V83L61 85H59L58 83H57ZM66 81V82H65ZM72 81V82H71ZM76 81V82H75ZM83 81H84V83H83ZM87 81H88V83H87ZM92 82V83H90V82ZM93 81H96V82H94V84H93ZM100 81H101V84H100ZM114 81V82H113ZM122 83H121V82ZM124 81V82H123ZM145 81V82H144ZM156 81L158 82V83H156ZM166 81H167V83H166ZM175 81V82H174ZM192 81L193 82H195V80H193L192 79ZM217 81V82H216ZM233 81V82H232ZM244 81H246V82H244ZM248 81V82H247ZM257 81V82H256ZM35 82V83H34ZM39 82V83H38ZM47 82H49V84H52L51 85V87H50V85L47 83ZM99 82V83H98ZM105 82V83H104ZM110 82V83H109ZM111 82H112V84H111ZM151 82V83H150ZM177 82V83H176ZM195 82V83H196ZM213 82V83H212ZM223 82V83H222ZM255 82V83H254ZM263 82V83H262ZM3 83V84H2ZM13 83V84H12ZM27 83V85H25ZM31 83V84H30ZM54 83V84H53ZM63 83V84H62ZM86 83V84H85ZM90 83V84H89ZM103 83V84H102ZM115 83V84H114ZM124 83V84H123ZM127 83V84H126ZM133 83V84H132ZM141 86V88H140V86L138 85V84ZM141 83V84H140ZM172 83V84H171ZM207 83V84H206ZM212 83V84H211ZM216 83H218V84H216ZM240 83V84H239ZM5 84H9V86H10V89L8 88L9 86H6L5 87ZM15 84V85H14ZM19 84H20V86H19ZM23 84V85H22ZM47 84V85H46ZM67 84V85H66ZM79 84V85H78ZM83 84V85H82ZM89 84V85H88ZM99 84V85H98ZM119 84V85H118ZM120 84L122 85V86H120ZM146 84H148L147 86H146ZM174 84V85H173ZM178 84V85H177ZM202 84H204L203 86H200V85H202ZM210 84V85H209ZM227 84V85H226ZM239 84V85H238ZM244 84V85H243ZM258 84V85H257ZM1 85L2 86H4V87H1ZM37 85V86H36ZM104 85V86H103ZM112 85H114V86H112ZM165 85V86H164ZM195 85V84H194ZM212 85H213V87H215V88H213L212 87ZM218 85V86H217ZM250 85V86H249ZM254 85V86H253ZM263 87H262V86ZM12 86H14V87H12ZM58 86V87H57ZM63 86H67V88H65V87H63ZM102 86V87H101ZM132 86V87H131ZM137 86V87H136ZM158 86V87H157ZM161 86V87H160ZM163 86V87H162ZM167 86V87H166ZM172 86V87H171ZM174 86V87H173ZM205 86L206 87H208V88H205ZM221 86V87H220ZM224 86V87H223ZM227 86V87H226ZM248 86V87H247ZM12 87V88H11ZM18 88V89H16V88ZM21 87H23V88H21ZM28 88V89H26V88ZM38 87V88H37ZM48 87V88H47ZM93 87V88H92ZM126 87H127V89H129V90H127L126 89ZM133 87H136V88H133ZM149 87V88H148ZM200 87H203V88H200ZM242 87V88H241ZM243 87H244V89H243ZM247 87V88H246ZM255 87V88H254ZM256 87H258V88H256ZM57 88V89H56ZM72 88V89H71ZM76 88H78V89H76ZM86 88H87V90H86ZM98 90H97V89ZM102 88V89H101ZM117 88H119V89H117ZM124 88V89H123ZM144 88V89H143ZM151 88H153V89H151ZM162 90H161V89ZM173 88H175V89H173ZM204 88L205 89H208V92H207V90L205 91L204 90ZM237 88V89H236ZM250 88V89H249ZM5 89V91H3ZM48 89H50V90H48ZM131 89H133V91L131 90ZM143 89V90H142ZM148 89V90H147ZM176 89H177V91H176ZM196 89V88H195ZM210 89H212V90H210ZM221 89V90H220ZM239 89V90H238ZM255 89V90H254ZM11 90V91H10ZM20 90V91H19ZM22 90V91H21ZM38 90H39V92H38ZM48 90V91H47ZM63 90V91H62ZM66 92H65V91ZM72 90V92H70ZM84 90H86V92L84 91ZM95 90H97V92L95 93L94 91ZM100 90H101V92H100ZM135 90V91H134ZM149 90H151V91H149ZM166 90V91H165ZM169 90H173V91H169ZM174 90L176 91V92H174ZM220 90V91H219ZM233 90V91H232ZM244 90V92H242ZM253 90V91H252ZM259 92H258V91ZM9 91V92H8ZM13 91V92H12ZM19 91V92H18ZM24 91V92H23ZM52 91H53V93H52ZM76 91V92H75ZM84 91V92H83ZM103 91V92H102ZM117 91V92H116ZM123 91V92H122ZM129 91V94L127 93ZM138 91V92H137ZM141 91V92H140ZM163 91V95H164V97L160 94V96L162 97V98H159L158 100H156L157 99V96L158 97H160L159 96V94L158 93H161ZM168 91V92H167ZM210 91V92H209ZM222 91V92H221ZM224 91H226L227 92V95H226V92H224ZM238 91V92H237ZM262 91V92H261ZM5 92H6V94H5ZM17 92V93H16ZM22 92V93H21ZM26 92V93H25ZM37 92V93H36ZM59 92V93H58ZM60 92H63V93H61L60 94ZM69 92V93H68ZM78 92V93H77ZM88 92H89V94H88ZM114 92V93H113ZM131 92V93H130ZM132 92H134V93H132ZM135 92H137V94L135 95ZM200 92V96H199V100L204 96L202 93ZM262 94H261V93ZM4 93V94H3ZM7 93H9V94H7ZM16 93V94H15ZM32 93V94H31ZM47 95H46V94ZM57 93V94H56ZM87 93V94H86ZM95 93V94H94ZM101 93V94H100ZM121 93H123L122 95H121ZM125 93V94H124ZM145 93V94H144ZM168 93V94H167ZM214 95H213V94ZM217 93V94H216ZM223 93V94H222ZM229 93V94H228ZM244 95V93H245V95L243 96L242 94ZM14 96H13V95ZM19 94V95H18ZM30 94V95H29ZM35 94V95H34ZM52 94V95H51ZM53 94H54V96L55 97H52L53 96ZM63 94V95H62ZM73 94V95H72ZM81 94V95H80ZM86 94V95H85ZM105 94V95H104ZM110 94V95H109ZM111 94H113V95H111ZM118 94V95H117ZM128 94V95H127ZM131 94V95H130ZM141 94V95H140ZM155 96H154V95ZM156 94H157V96H156ZM212 94V95H211ZM220 94V95H219ZM222 94V95H221ZM234 94H236V95H234ZM251 94V95H250ZM19 97H18V96ZM27 95V96H26ZM38 95V96H37ZM56 95H57V97H56ZM62 97H61V96ZM74 95H76V96H74ZM92 95V96H91ZM100 95V96H99ZM119 96V97H117V96ZM125 95V96H124ZM145 95H147V96H145ZM152 95V96H151ZM169 95V96H170ZM198 95V94H197ZM203 95V96H202ZM234 97H233V96ZM247 95V96H246ZM13 96V97H12ZM45 96H46V98H45ZM51 96V97H50ZM59 96V97H58ZM63 96H64V98H63ZM69 96V97H68ZM73 96V97H72ZM78 96H80V97H78ZM96 96L99 98H96ZM104 96H106V97H104ZM111 98H110V97ZM122 96V97H121ZM128 96H130V97H128ZM136 96V97H135ZM220 96V97H219ZM227 98H226V97ZM230 96V97H229ZM260 96V97H259ZM2 97H4V98H2ZM7 97V98H6ZM48 97V98H47ZM61 97V98H60ZM67 97V98H66ZM101 97V98H100ZM109 97V98H108ZM114 97V98H113ZM125 97V98H124ZM133 97L135 98V99H133ZM149 97V98H148ZM152 97V98H151ZM154 97H155V99H154ZM14 98V99H13ZM22 98V99H21ZM54 98V99H53ZM69 98H71V99H69ZM93 100H92V99ZM121 98H123V99H121ZM128 98V99H127ZM142 100H141V99ZM143 98H144V100L145 101H143ZM169 98V97H168ZM189 98H191V97H189ZM192 98H194V97H192ZM228 98H230V99H228ZM241 98V99H240ZM5 99V100H4ZM32 99V100H31ZM57 99V100H56ZM61 99H62V101H61ZM67 99V100H66ZM76 99V100H75ZM104 101H106V102H103V100ZM107 99V100H106ZM109 99V100H108ZM113 99V100H112ZM149 99V100H148ZM211 99H213V100H211ZM218 99V100H217ZM225 99V100H224ZM251 99V101H249ZM28 100H30V101H28ZM45 100V101H44ZM53 100V101H52ZM60 100V101H59ZM66 100V101H65ZM72 101V104H71V101ZM75 100V101H74ZM94 103H92L91 101ZM123 100V101H122ZM129 102H128V101ZM151 100V101H150ZM154 100V101H153ZM156 100V101H155ZM215 100V101H214ZM221 100V101H220ZM6 103H4V102ZM8 101V102H7ZM13 101V102H12ZM18 101V102H17ZM22 101V102H21ZM36 101H37V103H36ZM42 101V102H41ZM63 101H65V102H63ZM107 101H108V103H107ZM119 101H122V103H120V104H122L121 106L122 107H120L119 105L120 104H118V102ZM139 101V102H138ZM142 101V102H141ZM149 101H150V103H149ZM198 101V100H197ZM212 101H214L213 103H212ZM223 101V102H222ZM228 101H226V102H228ZM246 101V102H245ZM10 102V103H9ZM17 102V103H16ZM35 104H33V103ZM43 102H45V103H43ZM55 103V106H54V104H52V103ZM102 102V103H101ZM110 102H112V103H110ZM117 104H116V103ZM124 102H125V104H126V102L128 103V104H124ZM132 102V103H131ZM192 102H194V101H192ZM208 102V103H209ZM220 102V103H219ZM225 102V103H226ZM248 102V103H247ZM250 102V103H249ZM264 102V101H263ZM70 103V104H69ZM75 103V104H74ZM99 103V104H98ZM138 103V104H137ZM143 103H145V104H143ZM147 103V104H146ZM62 104V105H61ZM101 104V105H100ZM103 104H104V106H106L105 108H104V106H103ZM108 104V105H107ZM114 106H113V105ZM154 104H158L157 106L156 105H154ZM193 104V103H192ZM212 104V105H211ZM250 104V105H249ZM5 105V106H4ZM14 105V106H13ZM29 105V106H28ZM33 106V109L34 110H31V108H32V106ZM49 107V108H51L50 109V111L48 110V109H46V107L47 106ZM58 105V106H57ZM73 105V106H72ZM74 105H76V106H74ZM80 105V106H79ZM117 105V106H116ZM124 105L126 106V108L124 107ZM141 105H143V108H141L142 106ZM150 105V106H149ZM154 107H153V106ZM246 105H248V106H246ZM11 106H12V108H11ZM37 106V107H36ZM39 106V107H38ZM41 106V107H40ZM64 108H63V107ZM70 106V107H69ZM93 106H95V107H93ZM110 106H113V108L112 107H110ZM136 106V107H135ZM148 106V108H149V110L150 111H147L149 114V116L147 115V112H145L144 110L145 109H147L146 107ZM246 106V107H245ZM3 107V108H2ZM6 107V108H5ZM8 107V108H7ZM24 107V108H23ZM35 107V108H34ZM45 107V108H44ZM47 107V108H48ZM53 107V108H52ZM54 107H56V108H54ZM79 107V108H78ZM81 107V108H80ZM98 107V108H97ZM114 107H116V109L114 108ZM119 107V108H118ZM145 107V108H144ZM161 107V106H160ZM163 107V106H162ZM161 107V108H162ZM175 107V106H174ZM40 108H42V109H40ZM77 108V109H76ZM91 108V109H90ZM95 108L97 109V111L95 110ZM130 108V109H129ZM136 108V109H135ZM137 108H138V110H137ZM139 108H141L144 112H145V114H144V112L141 110V109H139ZM151 108V109H150ZM191 107H189V109H190ZM11 109V110H10ZM28 109V110H27ZM57 109H59V110H57ZM78 109H80V110H78ZM102 109V110H101ZM120 109V110H119ZM125 109V110H124ZM129 109V110H128ZM132 109V110H131ZM134 109V110H133ZM155 110V109H157L158 111H154V112H156V113H153V110ZM170 109V110H169ZM188 109V110H189ZM46 110V113L44 112ZM48 110V111H47ZM61 110H62V112H61ZM107 110V111H106ZM111 110V111H110ZM113 110H114V113H113ZM141 110V111H140ZM191 110V109H190ZM16 111V112H15ZM33 111V112H32ZM36 111V112H35ZM38 111V112H37ZM39 111H40V113H39ZM55 113V114H53V112ZM56 111V112H55ZM58 111V112H57ZM102 111V112H101ZM104 111V112H103ZM119 111H121V112H119ZM133 113H132V112ZM136 111H138V112H136ZM170 111V112H169ZM173 111H175V113H177V112H179L178 114H179V116L182 118H180L179 116H177L176 114H174V112ZM36 114H35V113ZM73 112V113H72ZM91 112V113H90ZM93 112V113H92ZM96 112V113H95ZM99 112V113H98ZM116 112V113H115ZM131 114H130V113ZM143 112V113H142ZM173 112V113H172ZM61 113V114H60ZM63 113V114H62ZM67 113V114H66ZM71 113V114H70ZM103 113V114H102ZM106 113V114H105ZM110 113V114H109ZM113 113V114H112ZM121 113V114H120ZM137 113V114H136ZM151 113V114H150ZM152 113L154 114V115H152ZM163 113V114H162ZM170 113V114H169ZM172 113V114H171ZM26 114V115H25ZM29 114V115H28ZM42 114V115H41ZM45 114V115H44ZM59 115V117H58V115ZM97 114H99V115H97ZM117 114V115H116ZM124 114V115H123ZM139 114H140V116H139ZM156 114V115H155ZM169 115V116H167V115ZM174 114V115H173ZM185 116H184V115ZM41 115V116H40ZM50 115H52V116H50ZM60 115L61 116H64V117H60ZM66 115V116H65ZM75 115V116H74ZM88 115V116H87ZM91 115V116H90ZM100 115H102V116H100ZM112 115V116H111ZM116 115V116H115ZM127 115H128V117H127ZM133 116L134 118H132L131 116ZM152 115V116H151ZM177 117H176V116ZM37 116V117H36ZM39 116V117H38ZM46 116V117H45ZM49 116V117H48ZM56 118H55V117ZM85 116V117H84ZM104 116V117H103ZM109 118H108V117ZM111 116V117H110ZM118 116H121V117H118ZM138 116V117H137ZM151 116V117H150ZM161 116H162V118H161ZM164 116V117H163ZM167 116V117H166ZM2 117V118H1ZM20 117L22 118V120L20 119ZM29 117H30V119H29ZM44 117V118H43ZM48 117V118H47ZM51 117V118H50ZM74 117H75V119H74ZM89 119H87V118ZM102 117H103V119H102ZM117 119H115V118ZM131 117V118H130ZM138 119H137V118ZM166 117V118H165ZM173 117V118H172ZM179 117V118H178ZM6 118V119H5ZM14 118H16V119H14ZM25 118V119H24ZM32 118V119H31ZM40 118V119H39ZM46 118V119H45ZM84 118H86V119H84ZM100 118V120H98ZM106 118V119H105ZM122 118V119H121ZM149 118V119H148ZM153 118V119H152ZM167 118H169V119H167ZM170 118H172L173 120H175L176 121V123H175V121H173L172 119H170ZM3 119V120H2ZM27 119V120H26ZM29 119V120H28ZM37 121H36V120ZM42 119V120H41ZM50 119V120H49ZM52 119V120H51ZM55 119V120H54ZM58 119V120H57ZM60 119V120H59ZM65 119H66V121H65ZM72 119H74V120H72ZM111 119V120H110ZM127 119V120H126ZM131 119V120H130ZM137 119V120H136ZM144 119V120H143ZM165 121H164V120ZM179 119V120H178ZM184 120L183 122V124H182V121L181 120ZM20 120V121H19ZM33 120H35V121H33ZM63 120V121H62ZM79 120H81V121H79ZM83 120V121H82ZM84 120H86V121H84ZM98 120V121H97ZM111 122H110V121ZM114 120V121H113ZM119 120V121H118ZM129 120V121H128ZM142 120V121H141ZM146 120V122H144ZM155 120V121H154ZM1 121H3V122H1ZM18 121V122H17ZM28 121L29 122H31V123H29V124H26V123H28ZM39 121V122H38ZM44 123H42V122ZM50 121V122H49ZM61 121V122H60ZM71 121H73L74 123H72ZM88 121V122H87ZM90 121V122H89ZM127 121L129 122V124L127 123ZM134 121H137V122H135L134 123ZM163 121V122H162ZM169 121V122H168ZM25 122V123H24ZM33 122H35L34 124L35 125H33ZM46 122H47V124H46ZM65 122V123H64ZM68 122V124H66ZM70 122V123H69ZM94 122H96L95 124H94ZM101 122V123H100ZM103 122V123H102ZM115 122V123H114ZM141 122V123H140ZM171 122V123H170ZM17 123V124H16ZM38 123V124H37ZM51 123V124H50ZM53 123V124H52ZM118 123V124H117ZM125 125V127L123 126V124ZM133 123V124H132ZM139 123V124H138ZM145 123V124H144ZM151 123H152V125H151ZM165 123H166V125H165ZM168 123V124H167ZM178 123H180V124H178ZM41 124V126H43V127H41V126H39ZM46 124V125H45ZM58 124V125H57ZM100 124H102V125H100ZM120 124V125H119ZM128 124V125H127ZM133 125V126H131V125ZM136 124V125H135ZM137 124L139 125V126H137ZM155 124V125H154ZM173 124V125H172ZM9 125V126H8ZM12 125V126H11ZM24 126V127H27V128H24V127H20V126ZM44 125H45V127H44ZM58 127H60V128H56L57 126ZM60 125V126H59ZM63 125V126H62ZM66 125H69V126H66ZM73 125V127H71ZM104 125V126H103ZM122 125V126H121ZM126 125H127V127L129 128H127L126 127ZM141 125H143V126H141ZM150 125V126H149ZM161 125H164V127L162 128L161 127ZM181 125V126H180ZM2 126V127H1ZM33 128H32V127ZM38 126V127H37ZM47 126V127H46ZM53 127V129L52 128H49V127ZM64 126H65V128H68V127H70V128H68V129H66L65 130V128H64ZM95 126V127H94ZM96 126H98L97 127V129H96ZM129 126H131V127H129ZM137 128H135V127ZM148 126V127H147ZM152 126V127H151ZM169 126V127H168ZM176 126V127H175ZM178 126V127H177ZM20 127V128H19ZM102 127V128H101ZM118 127H124V128H126V129H128V131L129 130H131V131H133L134 130V132H133V134H132V132H129L128 133V131L127 130H124V131H120L119 130V128ZM134 127V128H133ZM144 127V128H143ZM162 129H161V128ZM166 127V128H165ZM171 127L173 128V129H171ZM175 127V128H174ZM181 127V128H180ZM29 128H31V129H29ZM36 128V129H35ZM42 128H44V129H42ZM61 128H62V130H61ZM100 128V129H99ZM144 129V130H142V129ZM158 128V129H157ZM159 128L161 129V131L159 130ZM187 128V127H186ZM2 129V130H1ZM19 129V130H18ZM32 129H34L35 130V132H33L32 131ZM49 129H52V130H50L49 131ZM56 129V130H55ZM60 129V130H59ZM121 129V128H120ZM152 129V130H151ZM167 129V130H166ZM178 129V130H177ZM181 129V130H180ZM9 130V131H8ZM23 130V131H22ZM31 130V131H30ZM38 132H37V131ZM42 130V131H41ZM43 130H45V131H43ZM58 130V131H57ZM65 130V131H64ZM112 130V131H111ZM117 130V131H116ZM137 130V131H136ZM148 130V131H147ZM155 130H157V131H155ZM165 130V131H164ZM2 131V132H1ZM4 131H6V132H4ZM12 131V132H11ZM19 131H21V132H19ZM25 131H26V134H27V136H26V134H25ZM48 131V132H47ZM52 131H53V133H52ZM55 131V132H54ZM57 131V132H56ZM65 132V134H64V132ZM105 131H106V133L107 134H105ZM120 131V132H119ZM136 131V132H135ZM141 131V132H140ZM155 131V132H154ZM168 132L167 134L166 133H164V132ZM169 131H170V133H169ZM178 131H180V132H178ZM16 132V133H15ZM23 132V133H22ZM29 132H32L31 134L29 133ZM37 132V133H36ZM42 132V133H41ZM46 132V133H45ZM102 132V133H101ZM103 132H104V134H105V137H106V143L104 142V140H103V142L106 144V145H103L104 143L100 140V138H102V137H100V136H103V138H104V135H103ZM117 132H119L120 133V135H119V133L117 134ZM122 132V133H121ZM139 132V135L137 134V136L135 135L136 133H138ZM145 132V133H144ZM161 132H163V133H161ZM3 133V134H2ZM8 133V134H7ZM18 133V134H17ZM34 133V134H33ZM55 133V134H54ZM62 133V134H61ZM111 133V134H110ZM125 133V134H124ZM127 133V134H126ZM131 133V134H130ZM147 133V134H146ZM163 134V135H165V136H162L163 137V139L164 140H162V137H161V134ZM2 134V135H1ZM15 134H17L18 135V137H16L17 135H15ZM22 134H23V136H22ZM43 134V135H42ZM59 134V135H58ZM100 134H102V135H100ZM116 134V135H115ZM145 134V135H144ZM155 134V135H154ZM173 135V134H175V135H173V136H169V135ZM21 135V136H20ZM33 135H35V136H33ZM45 135V136H44ZM60 135H61V139H60ZM93 135V136H92ZM107 135V136H106ZM110 137H109V136ZM124 135H125V137H124ZM126 135L128 136V135H130L129 137H131L130 138V140L129 141H126V140H128L129 138L128 137H126ZM132 135V136H131ZM142 135H143V137H142ZM167 135V136H166ZM177 135V136H176ZM180 135V136H179ZM190 137H189V136ZM12 136V137H11ZM25 136V137H24ZM31 136H33V137H31ZM57 138H56V137ZM66 136H67V138H66ZM119 136V137H118ZM140 136V137H139ZM157 136V137H156ZM9 137V138H8ZM24 138V140H21V139H23ZM36 137V138H35ZM48 137V138H47ZM114 137V138H113ZM116 137V138H115ZM139 137V138H138ZM148 137V138H147ZM151 137H153V138H151ZM166 137V138H165ZM172 137V138H171ZM185 137H186V140H184L185 139ZM189 137V138H188ZM20 138V139H19ZM88 138V139H87ZM98 139V141L100 142V144H98L99 142L97 141V139ZM123 138V139H122ZM126 138V139H125ZM128 138V139H127ZM140 139V141H141V139H144L145 140V142L148 144H146V143H144V140H142L141 142L142 143H140V141L138 140V139ZM155 138H157V139H155ZM159 138V139H158ZM161 138V139H160ZM183 138V139H182ZM192 140H191V139ZM28 139H29V141H28ZM47 139V140H46ZM49 139H51V140H54L55 141V139H56V143L53 141H48ZM59 139V140H58ZM65 139V141H63ZM85 139H87V140H85ZM96 140V142H94L93 140ZM112 139V140H111ZM167 139H169V140H167ZM171 139V140H170ZM172 139H174L175 141H173ZM180 139V140H179ZM18 140H19V144H18ZM26 140L28 141L26 144H24L25 142H26ZM31 140V141H30ZM38 140V141H37ZM45 142H44V141ZM58 140V141H57ZM67 140V141H66ZM79 140V141H78ZM93 141L94 142V145L97 143L99 146H100V148L99 147H97V145H96V147H97V149L99 148V149H101L102 148V146H103V148H105L104 146H106V150L108 151H106V150H104L103 148V150L101 149V151H99V149L97 150V149H95V147L92 149L93 150V152H92V150H91V154H93V153H95L96 151V153L94 154V156H92V157H90V156H87L89 153L86 151L87 150V148H88V150H90V145H93V144H91L92 142L91 141ZM138 142H137V141ZM153 140V141H152ZM156 140V141H155ZM159 142H158V141ZM161 140V141H160ZM179 142H178V141ZM11 141V142H10ZM37 141V142H36ZM41 141V142H40ZM43 141V142H42ZM73 141V142H72ZM76 141V142H75ZM81 141H82V143H81ZM87 141H90V142H87ZM113 141V142H112ZM115 141V142H114ZM117 141V142H116ZM119 141H120V143H119ZM125 141V142H124ZM133 141V142H132ZM166 141H168V143L166 142ZM186 141V142H185ZM21 142V143H20ZM24 142V143H23ZM31 142V143H30ZM40 142V143H39ZM65 142L67 143V144H65ZM77 142H78V145H77ZM87 142V143H86ZM103 144H102V143ZM129 142V143H128ZM155 142V143H154ZM158 142V143H157ZM176 142H177V144H176ZM182 142V143H181ZM191 144H190V143ZM3 143H5V144H3ZM33 143V144H32ZM35 143H36V145H35ZM43 143V144H42ZM70 143H73V144H70ZM84 143H85V145H84ZM88 143H90L87 147H84V146H86V144H88ZM154 143V144H153ZM164 143V144H163ZM174 143V144H173ZM186 143V144H185ZM193 143V144H192ZM11 144V145H10ZM28 144V145H27ZM33 145V147H32V145ZM38 144V145H37ZM51 144V145H50ZM55 144V145H54ZM82 144L83 146L81 147L80 145ZM108 144V145H107ZM113 144V145H112ZM136 144V145H135ZM138 144V145H137ZM141 146H140V145ZM160 144V145H159ZM164 146H163V145ZM165 144H166V146H165ZM169 144V145H168ZM170 144H172V145H170ZM180 144V145H179ZM182 144V145H181ZM4 145V146H3ZM19 145H21V146H19ZM27 145V146H26ZM43 145H46V146H43ZM54 145V146H53ZM63 145V146H62ZM68 145V146H67ZM71 145V146H70ZM76 145V146H75ZM143 145V146H142ZM152 145H153V147H152ZM154 145H157L158 147H156V146H154ZM186 145V146H185ZM189 145V146H188ZM11 146V147H10ZM27 148H26V147ZM40 146H42V147H40ZM47 146H48V148H50V150H45V149H47ZM56 146H57V148L59 149H57L56 148ZM62 146V147H61ZM79 146V147H78ZM112 146V147H111ZM118 148H117V147ZM121 148H120V147ZM146 146L148 147L147 149H146ZM160 146V147H159ZM170 146V147H169ZM180 146V147H179ZM197 146V147H196ZM16 147H18V148H16ZM25 147V148H24ZM31 147V148H30ZM44 147H46L45 149H44ZM52 147V148H51ZM71 147V148H70ZM80 147L81 148H85L86 150H84V149H82V150H78V149H80ZM92 147V146H91ZM123 147V148H122ZM127 147H129V149L127 148ZM134 147V148H133ZM166 147V148H165ZM169 147V148H168ZM171 147H173V148H171ZM190 147V148H189ZM195 147V148H194ZM10 148V149H9ZM15 148V149H14ZM22 148V149H21ZM41 148H42V151L43 152H41ZM72 148H74V151L72 150ZM75 148L77 149V151H78V153L80 152V151H85V153H84V151H83V154L84 155H86V153H88L86 156L87 157H89V158H92V161L94 162V160L93 159H95L94 157H96L98 154H99V157L100 156H102V154H104V153H106L107 152V154L105 155L104 154V157L103 158H105V156H107L106 158H108V157H110V158H108V160H107V162L105 163V162H100L99 160H101V159H103L102 157H101V159H97L98 157H96V159H95V162L93 163L90 159H87V157H86V159L84 158V155L82 156V155H80L81 157H82V160L84 159V161L86 162V160H90L93 164L91 165V163H90V161H89V167L86 165V164H88V162L87 163H85L84 161V163H82V161H80L79 159H81L80 157H79V155L77 154V151H76V154L78 155H73V153L75 152ZM110 148V149H109ZM120 148V149H119ZM131 148V149H130ZM139 148V149H138ZM149 148H151V149H149ZM153 148H155V149H153ZM162 148H163V150H162ZM175 148V149H174ZM186 150H185V149ZM192 148H194V149H192ZM38 149V150H37ZM53 149H54V151H53ZM68 149V150H67ZM94 149H95V151H94ZM116 151H115V150ZM122 149V150H121ZM124 149V150H123ZM129 150V153H128V150ZM133 149V150H132ZM140 149H144L143 151L142 150H140ZM173 149V150H172ZM182 149H184V151L182 150ZM191 149H192V151H191ZM11 150H13V151H11ZM28 150V151H27ZM35 150V151H34ZM37 150V151H36ZM40 150V151H39ZM69 150H70V152H69ZM112 150H114V151H112ZM119 150V151H118ZM130 150L132 151V152H130ZM139 150V151H138ZM154 150V151H153ZM156 150H157V152H156ZM190 150V151H189ZM40 153H39V152ZM46 151V152H45ZM53 151V152H52ZM63 151V152H62ZM65 151V152H64ZM67 151V152H66ZM71 151L73 152L72 154H71ZM100 153H102V151H104L102 154H100ZM118 151V152H117ZM153 151V152H152ZM175 151V152H174ZM182 151V152H181ZM197 151H199V150H197ZM3 152V153H2ZM20 152V153H19ZM28 152L30 153V154H28ZM33 152V153H32ZM47 152H49V153H47ZM53 154H52V153ZM136 152V153H135ZM137 152H138V154H137ZM142 152V153H141ZM147 152V154H150V155H147V154H145ZM154 152H156V153H154ZM159 152V153H158ZM163 152H165L164 154H163ZM179 154H178V153ZM190 152V153H189ZM11 153V154H10ZM27 155V156H24L25 154ZM32 153V154H31ZM69 154V155H67V154ZM109 153H110V155L112 156H108L109 155ZM112 153V154H111ZM115 153H116V155H115ZM120 155V156H118V154ZM128 155H127V154ZM167 153V154H166ZM171 153V154H170ZM174 153V154H173ZM186 153V154H185ZM188 153V154H187ZM7 154H8V157H6L7 156ZM37 154V155H36ZM39 154V155H38ZM41 154V155H40ZM47 156H46V155ZM51 154V155H50ZM65 154V155H64ZM80 154V153H79ZM124 154V155H123ZM135 154V155H134ZM137 154V155H136ZM140 154H141V156H140ZM158 154V155H157ZM166 154V155H165ZM189 154H191V155H189ZM4 155V156H3ZM15 155H17V157L18 158H16V156ZM18 155H20V156H18ZM23 155V156H22ZM33 155H35L34 157H33ZM45 155V156H44ZM54 155V156H53ZM55 155H57V156H55ZM64 155V156H63ZM69 156V157H67V156ZM73 155V156H72ZM90 155V154H89ZM122 155V156H121ZM127 155V156H126ZM129 155L132 157L133 155V158L135 157V159L137 158V156L139 157H141V158H143V161L144 160H147L148 161V163L149 164H151L152 166H150L149 168H153V170L151 169H149V168H142L143 170H144V172H141V174L139 175V174H137L138 173V171L136 172L135 171V169L134 168H137V166L135 167V165L137 164V160H135L134 161V159L133 158H130L129 157ZM142 155L144 156V155H146L147 157H142ZM160 155V156H159ZM168 155H169V157H171V155H173V157H171V158H169L168 157ZM174 155H175V158H174ZM179 155H181V156H179ZM256 155V154H255ZM0 156V160L2 161V164H4L3 163V160H2V157ZM10 156V157H9ZM15 156V157H14ZM40 156V157H39ZM42 156V157H41ZM60 157V160H59V157ZM61 156H63V157H61ZM155 156V157H154ZM162 156V157H161ZM264 155H262V154H258L257 156H255V160H258V162H260V163H262V160H264V157H263ZM14 157V158H13ZM23 157V158H22ZM36 157V158H35ZM38 157V158H37ZM57 157V158H56ZM79 157V159H77ZM113 157H114V159H113ZM121 157V158H120ZM130 158V160L129 161H134V162H136V163H134L133 164V162L131 163V165L130 164H128L129 162H128V159L127 158ZM179 157V158H178ZM263 159H262V158ZM7 158V159H6ZM22 158V159H21ZM34 159V162H36L35 164L37 165V166H35V164H34V162H32L33 160H30V159ZM42 159V161L40 160V159ZM50 159V160H47V159ZM55 158V159H54ZM67 158V159H66ZM71 158V159H70ZM73 158H76V159H73ZM146 158V159H145ZM158 158V159H157ZM182 158V159H181ZM193 158H195V160H193ZM257 158V159H256ZM19 159V160H18ZM22 161H21V160ZM30 161H28V160ZM36 159H37V161H36ZM43 159H45L44 161H43ZM62 159V160H61ZM66 160V162H65V160ZM112 159V160H111ZM116 159H118V160H116ZM121 159V160H120ZM123 159V160H122ZM126 159H127V161H126ZM133 159V160H132ZM137 159H139V160H141L140 158H137ZM151 159V160H150ZM12 160H14V161H12ZM18 160V161H17ZM25 160V161H24ZM40 160V161H39ZM55 160V161H54ZM77 162H76V161ZM103 160H106V159H103ZM155 160H157V161H155ZM167 160V161H166ZM185 160H187V158H185L184 159V161ZM0 161V162H1ZM27 161V162H26ZM62 161H63V163H62ZM69 161V162H68ZM70 161H71V163H70ZM74 161V162H73ZM80 161V162H79ZM117 161H121L122 163H120L119 164V162H117ZM126 161V162H125ZM146 161V162H147ZM170 161V162H169ZM190 161V162H191ZM22 162V163H21ZM24 162V163H23ZM26 162V163H25ZM43 162H45V163H43ZM56 162V163H55ZM78 162L81 164H85V167H83L84 165H79L78 164ZM110 162V163H109ZM114 162V163H113ZM115 162H117L118 164H116ZM128 162V163H127ZM140 163H141V165H143L144 163H145V161L144 162H142V160L141 161H139ZM151 162V163H150ZM164 162V163H163ZM169 162V163H168ZM4 164L6 167H7V164ZM43 163V164H42ZM61 163V164H60ZM125 163V165H123ZM155 163V164H154ZM31 164V165H30ZM56 164V165H55ZM66 166H65V165ZM106 166H105V165ZM109 164H111V165H109ZM161 164V165H160ZM164 164V165H163ZM19 165V166H18ZM35 167H34V166ZM41 165V166H40ZM44 165V166H43ZM53 165V166H52ZM58 165H60V166H58ZM62 165H64V167H65V169H64V167H63V169L65 170V171H67V172H65L64 170V172L63 171H60L61 170V168H62ZM68 165V166H67ZM128 165H130L131 167H132V165H134V168L132 167L131 169H133L135 172H133L132 170H131V172H133V173H131L130 172V169L128 170V168L130 167V166H128ZM148 164L147 163H145V166H147ZM162 165H163V167H162ZM4 166V167H5ZM22 166V167H21ZM29 166V167H28ZM31 166V167H30ZM40 166V167H39ZM46 166V167H45ZM58 166V171H60V173H58V171H57V169H55L56 167ZM74 166V167H73ZM82 168L83 167V169H81L80 167ZM86 166L88 167V169L86 168ZM101 166H104V168L103 167H101ZM114 166V167H113ZM121 166V167H120ZM128 166V167H127ZM145 166H143V167H145ZM157 166V167H156ZM5 167V168H6ZM48 167V168H47ZM50 167V168H49ZM75 167H77V168H75ZM95 167V168H94ZM98 167H100V168H98ZM109 167V168H108ZM112 167V168H111ZM116 167V168H115ZM120 167V168H119ZM125 167V168H124ZM161 167V168H160ZM3 168V165H0V171H1V173H0V175H1V177H0V183L2 182V180H1V178L3 179V177L4 176H6V174H7V176L8 175H10V172H9V170H4V168ZM37 168H38V170H37ZM44 168V169H43ZM80 168V169H79ZM86 170H85V169ZM111 168V169H110ZM115 168V169H114ZM118 168V170H116ZM123 168V169H122ZM156 168V169H155ZM158 168V169H157ZM2 169V170H1ZM25 169V170H24ZM33 169V170H32ZM36 169V170H35ZM48 169V170H47ZM69 169V170H68ZM72 169V170H71ZM92 169V170H91ZM122 170V172H121V170ZM124 169H125V171H124ZM129 171V173H128V171ZM147 169H149V170H147ZM4 170V171H3ZM22 170H23V172H22ZM28 172H27V171ZM43 170V171H42ZM47 170V171H46ZM55 170H56V172H55ZM75 170V171H74ZM77 170H79V172L77 171ZM83 170V171H82ZM94 170H95V172H94ZM120 170V171H119ZM142 170V171H143ZM156 170V171H155ZM161 172H160V171ZM3 171V172H2ZM6 171H7V173H6ZM38 171H39V185H40V183H41V185L39 186L38 185V183H37V186H39L40 188H37V186L36 185H34L36 182H37V175H35L36 173H38ZM42 171V172H41ZM94 173V174H96V172L97 171H99V175L98 176H96L95 177V175L92 173V172ZM123 171H124V174H123ZM145 171H147V172H145ZM8 172H9V174H8ZM17 172V171H16ZM19 172V171H18ZM46 172H47V174H46ZM53 172H55L56 173V175H58V174H62L61 176H63V175H66V173H68L69 174V176H68V174L66 175V177H65V179L63 180L62 178H64V177H60L59 175L58 176H56V177H54L53 176ZM61 172H63V173H61ZM76 172H78V173H76ZM103 172V173H102ZM104 172H106V173H104ZM109 172H112V173H114V174H112V173H109ZM120 172V173H119ZM149 172V173H148ZM156 172V173H155ZM3 173H6V174H3ZM25 173H27V174H25ZM30 173V174H29ZM48 173H50L49 175H48ZM58 173V174H57ZM73 174V175H71V174ZM81 173H83V174H81ZM90 173V174H89ZM98 173V172H97ZM103 174L102 176H104V177H100L99 178V176L101 175V174ZM107 173H108V175H109V177H106V175H107ZM135 173V174H134ZM148 173V174H147ZM161 173V174H160ZM52 174V178H53V180H52V182H51V175ZM91 174H93L94 175V177H93V175H91ZM105 174V175H104ZM113 175L112 177H113V179H111L112 177L110 176V175ZM126 174H128V175H126ZM137 174V175H136ZM149 174H150V176H149ZM159 176H158V175ZM2 175H4V176H2ZM35 175V176H34ZM44 175V176H43ZM55 175V174H54ZM76 175H78V176H76ZM97 175V174H96ZM118 175H119V177L121 178H119L118 177ZM122 175V176H121ZM143 175V177H141ZM146 177H145V176ZM152 175V176H151ZM6 176V177H7ZM27 176H29V177H27ZM30 176H32V177H30ZM43 176V177H42ZM48 176H50L49 178V180H47L48 179ZM72 176L74 177V178H72ZM83 176V177H82ZM92 176V177H91ZM115 176H116V180H117V182H116V180H115ZM130 176V177H129ZM133 176V177H132ZM57 177H60V179L58 178V180L60 181V180H62L61 182H62V184H60L61 182H58V180H57ZM77 177V178H76ZM80 177H82L81 178V180H78V178L80 179ZM85 177V178H84ZM105 177H106V180H108V181H106L105 180V182H104V179H105ZM149 177V178H148ZM154 177H156V178H154ZM158 177V178H157ZM30 178H31V181H30ZM35 178V179H34ZM45 178V179H44ZM71 178V179H70ZM88 178V179H87ZM96 178V179H95ZM102 179V180H99V179ZM104 178V179H103ZM108 178V179H107ZM118 178H119V180H118ZM126 179V180H123V179ZM144 178H146L145 180H144ZM28 179H29V181H28ZM77 180V181H73V180ZM96 181H95V180ZM97 179L99 180V183H102V181H103V183L102 184H96L98 181H97ZM128 179H131L130 181L128 180ZM159 179V180H158ZM7 180V179H6ZM42 180H43V182H42ZM56 181L57 180V182L58 183H55V182H53V181ZM89 180H91L90 182H89V184H91V185H89V187H88V185H87V183L88 182H86V181H89ZM94 180V181H93ZM134 180V181H133ZM138 181V182H136V181ZM142 180H144V182L142 181ZM153 180V181H152ZM163 180V181H162ZM51 183H50V182ZM70 181V182H69ZM72 181V182H71ZM83 181H85V182H83ZM101 181V182H100ZM123 181H125L124 183H123ZM131 181H132V183H131ZM140 181H142V184H141V182ZM150 181H152L153 183H155L154 185H153V183L152 182H150ZM159 181H161V182H159ZM3 182H5V179L3 180ZM8 181H6V183H4V184H8L7 183ZM45 182V183H44ZM96 182V183H95ZM127 182V183H126ZM50 185H49V184ZM53 183V185L55 186H51V184ZM58 186V185H62L60 188L59 187H57L55 184ZM78 183V184H77ZM79 183H80V185H79ZM85 183V184H84ZM120 183V184H119ZM135 183H136V185H135ZM150 183V184H149ZM159 183H160V185H159ZM166 185H164V184ZM3 184V183H2ZM0 185V193L2 192V194H0V196H2L3 195V192L6 194L7 193V190H6V188L7 189H9L10 188V190L8 191V193H10V192H12L13 193V195L14 194H16V192L15 191H17V189H13V187L15 186V183L13 184L14 186L12 187V189L13 190H11V185L10 184H8L7 185V187H6V185H5V189H4V187H1V186H3V185ZM45 184H48L47 186L49 187V186H51L52 187V189L54 190L55 188V192L54 193H50V191H52L51 190V188H49V193H47L48 191H46V188L48 189V187H46V185ZM84 184V185H83ZM100 185L99 186V188H98V186H96V188H95V186L94 185ZM109 189H110V191H112V183H110L109 182ZM127 186H126V185ZM134 184V185H133ZM138 184H140V185H138ZM146 184V185H145ZM147 184H149V185H147ZM9 185H10V187H9ZM17 186H15V188H17L18 187V185H20L19 183L18 184H16ZM34 185V186H33ZM83 185V186H82ZM85 185H87L85 188H87V189H89L90 188V186L92 187V188H90L91 189V191H90V189H89V191H90V194H92V196H89V198L88 197H86L87 199H85V195H88L89 193H86V192H88V190L87 191H85V194H84V186ZM94 187H93V186ZM104 185H107V183L106 184H104ZM103 185V186H104ZM119 185V186H118ZM128 185H130V186H128ZM132 185H133V187H132ZM143 185V186H142ZM157 185L159 186V187H157ZM164 185V186H163ZM36 186V187H35ZM41 186H43V191L41 190L42 188H41ZM108 186V185H107ZM107 186H105V187H107ZM121 186H124V187H122L121 189H122V191L120 192V194H118L119 192H118V190L120 189V187ZM140 186V187H139ZM144 186H146V187H144ZM149 186H151V187H149ZM154 188H153V187ZM161 186V187H160ZM9 187V188H8ZM35 187V188H34ZM54 187V188H53ZM74 187H76V189H78L77 191H76V189L74 188ZM79 187V188H78ZM111 187V188H110ZM127 187V188H126ZM137 187V188H136ZM139 187V188H138ZM167 187V188H166ZM169 187V188H168ZM175 187H176V189H175ZM1 188H3L2 190H1ZM45 188V189H44ZM73 188H74V190H73ZM93 188H95V189H97V190H95V189H93ZM104 188V187H103ZM108 188H104L103 190L101 189V191L103 192L104 190L105 191H107L108 190V193L107 194H109L110 195V191H109V189ZM125 188V189H124ZM131 189V190H129V189ZM135 188V189H134ZM147 189V191H146V189ZM150 190H149V189ZM158 188V189H157ZM167 189V191H166V189ZM36 189H40V191L38 192ZM81 189V190H80ZM107 189V190H106ZM124 189V190H123ZM140 189V190H139ZM155 189V190H154ZM4 190V191H3ZM68 190V191H67ZM86 190V189H85ZM94 191V194L93 193H91V192H93ZM117 190V191H116ZM133 190L135 191V192H133ZM159 190V191H158ZM162 190H163V192H162ZM171 192H170V191ZM259 189H257V190H250L249 191V194L248 195H250V196H247L248 198L247 199H245L246 201H248V202H244V204L246 205V203L247 204H250L249 206H251V205H253V206H251V208H250V211L248 210V208L247 209H245L246 207L244 206V204H242L243 202L241 201V200H239V203L241 204V206H243L242 208H244L245 209V211L244 212H246V213H244V212H242L243 213V215L244 214H247V210L249 211L248 212V214H249V216H252L253 218H251L253 221L251 222L252 223V226L250 225V224H242V225H240V226H236L235 228H233V230H232V228H231V230L233 231H230V233L228 234H226V239H224V244H225V247H229V250L228 251H230L231 252V254L232 255H235V253L236 252H238V251H240V253L238 252L236 255L237 256H240L241 254L242 255H244V256H247V257H251L253 260H254V262H252V264H260L262 261V259L264 260V247H263V245H264V190H259ZM6 191V192H5ZM15 193H14V192ZM37 191V192H36ZM45 191H46V193H45ZM65 193H64V192ZM114 191V190H113ZM130 191V192H129ZM139 191V192H138ZM143 191H144V193H143ZM158 191V193H156ZM254 191H258L257 193L255 192V194L253 195V193H254ZM98 192H100V191H98ZM128 192V193H127ZM151 192V193H150ZM250 192H251V194H250ZM263 192V193H262ZM7 193V195H3L2 197H1V201L6 197V198H8V194ZM36 193H37V195H36ZM39 193V194H38ZM40 193L42 194V195H44V197L41 195L40 196ZM56 193V194H55ZM61 193H59L60 195H61ZM132 193V194H131ZM138 193V194H137ZM142 194V196H143V194H144V196H145V198H144V196L142 197L141 195H139V194ZM153 193V194H152ZM162 193H163V195H162ZM260 193V194H259ZM11 194V193H10ZM20 193H18V195H19ZM55 194V195H54ZM66 194V195H65ZM89 194V195H90ZM96 194V195H95ZM104 194H105V192H104ZM112 194H113V192H112ZM123 194H124V192H123ZM124 194V195H125ZM134 194V195H133ZM146 194V195H145ZM151 194V195H150ZM157 194V195H156ZM161 194V195H160ZM172 194V195H171ZM12 195V194H11ZM21 195H23V194H21ZM25 195V194H24ZM24 195L22 196V198L24 199L25 197H24ZM29 198H31L32 199V197H33V195H32V197H31V195H28V194H26ZM25 195V196H26ZM46 195H49V196H47V198H46ZM51 195L53 196V199H51L52 197H51ZM70 195V196H69ZM117 195H121V196H117ZM136 195V196H135ZM173 195H174V197H173ZM259 195V196H258ZM262 195V196H261ZM15 196V195H14ZM16 196H17V194H16ZM20 196V195H19ZM26 196V198H28ZM57 196H58V194H57ZM75 196V197H76ZM94 196V197H93ZM112 196V195H111ZM111 196H110V198H111ZM115 196H112V197H114L115 198ZM128 196V195H127ZM126 196V197H127ZM148 196H150V197H152V199H154L155 198V200L153 201V200H150V202L152 203H150L149 202V198H148ZM154 196V197H153ZM156 196H158V197H156ZM171 196L173 197V198H171ZM256 198H254V197ZM18 197V196H17ZM60 197V196H59ZM58 197V198H59ZM93 197V198H92ZM136 197V198H135ZM138 197V198H137ZM162 197H164V198H162ZM170 197V198H169ZM250 197V198H249ZM5 198V200H7ZM16 198V197H15ZM22 198H21V201H20V203L18 202L19 200H17V204L19 203V205H17V207H19L18 209L19 210H17V208L15 207H13L15 210H14V212H15V214H16V212H17V214H16V220H18V222H19V220L22 222V223H25V221L27 222L28 220H27V216H28V219H29V221H30V218L29 217H31V219H32V215H34V214H30L29 215V213L32 211L33 213H35L34 211H33V209H36L37 208V206L35 205V201H34V199H35V197H33V199L31 200V202H32V204L34 203V207H36V208H33L32 210H31V207L30 206H27V204L28 205H30L31 204V202H30V204H29V202H27V201H30V200H28L27 199V201H26V198L24 199L25 200V202H27V203H25L26 205H22V203L24 204V201L22 200ZM67 198V197H66ZM68 198L66 199V202H67V200H68ZM83 198V199H82ZM115 198V199H116ZM132 198H134L133 200H134V202H133V200H132ZM142 199L141 200V202L139 201L140 199ZM162 198V199H161ZM246 198V197H245ZM260 200V201H258V199ZM261 198V199H260ZM19 199H20V197H19ZM70 198H69V203L68 204H71L70 202L72 201ZM89 199H91V200H89ZM113 199V198H112ZM139 199V200H138ZM164 201L165 199V201L162 203V201ZM170 199V200H169ZM174 199V200H173ZM253 199V200H252ZM262 199H263V201H262ZM5 200H3V202L2 203H5L6 202V205L5 204H0V225H1V227H0V230L2 231V232H4L3 230V228L6 226L5 224H7L8 223V221H9V216H11L10 214H8V213H6L5 211H10V212H12V213H14L13 211H11V208L9 209V207L7 206V201H5ZM36 200V201H37ZM49 200H50V202H49ZM65 200V199H64ZM71 200V201H70ZM89 200V201H88ZM243 201H244V199H242ZM256 200V201H255ZM1 201H0V203H1ZM9 201V200H8ZM34 201V202H33ZM48 201V202H47ZM114 201V202H115ZM121 201V202H122ZM138 201H139V203H138ZM168 201V202H167ZM262 201V202H261ZM121 202L118 204V206L121 204ZM128 202V203H127ZM137 202V203H136ZM257 202V203H256ZM64 204H65V201L63 202ZM66 203V204H67ZM81 203V204H80ZM83 203V204H82ZM146 205H145V204ZM154 203V204H153ZM156 203V204H155ZM158 203V204H157ZM259 203V204H258ZM261 203H263V204H261ZM50 205V204H52V205H50V206H48V205ZM63 204V206L66 208V207H68V204H67V206H65ZM85 204V205H84ZM131 204V205H130ZM3 205V206H2ZM5 205V206H4ZM88 205V204H87ZM86 205V206H87ZM154 205V206H153ZM162 205H164V207H162ZM21 206H23V207H21ZM121 206V205H120ZM119 206V207H120ZM139 206V205H138ZM137 206V207H138ZM145 206V207H144ZM149 206H151V207H149ZM168 206H169V204H168ZM167 206V207H168ZM258 206H260V207H258ZM261 206H262V208H261ZM7 207H8V209H7ZM25 207H27V208H25ZM33 207V206H32ZM70 207V206H69ZM122 207V206H121ZM157 207V208H156ZM161 207L163 208V209H161ZM217 207V206H216ZM216 207H213L214 208V211L213 210H211L212 212H209L208 211V213H213V214H217V208ZM12 208V209H13ZM24 208V210L25 209H27V210H25V211H27L28 212V214L25 212V211H20L21 209H23ZM28 208H30V210L28 209ZM138 208V209H139ZM150 208V209H149ZM160 209L159 211L157 210V209ZM212 208V209H213ZM259 208V209H258ZM50 209V208H49ZM137 210V208H135L134 209V211H131V212H129L127 215H126V217L128 216V217H131L130 218V220L131 221H129L128 220V222H132L133 223V219H134V217H135V222H134V224L135 225H137L136 223H137V220H142L143 218H144V214H146V212L144 213L143 211H142V209L141 210ZM215 209H216V211H215ZM48 210V209H47ZM47 210H46V212H47ZM155 210H157V211H155ZM164 210H163V212H164ZM260 210V211H259ZM20 211V212H19ZM42 211V210H41ZM40 210H39V212H41ZM127 211H126V213H127ZM147 211V210H146ZM243 211V210H242ZM254 211V212H253ZM258 211V212H257ZM9 212V213H10ZM21 212H24V214H22ZM31 212V213H32ZM46 212L44 213V210H43V214L42 213H40V214H42V215H40L39 214V217L41 216V218L40 219H42L43 221H44V219H46V216L45 217H43L42 218V216L44 215V214H46ZM132 212H136L134 215H133V213ZM142 215H140L139 213ZM144 213V214H142V213ZM148 212V214L149 213H151V212H149V211H147ZM261 212V213H260ZM23 215L22 216V218L23 217H26L24 220L23 219H21V214ZM132 213V214H131ZM139 215H138V214ZM160 213V212H159ZM252 213V214H251ZM257 213H259V214H257ZM19 214V215H18ZM26 214H27V216H26ZM123 214H125V212H123ZM129 214H131V215H133V216H129ZM157 214V213H156ZM155 214V216L156 217H158V218H156V217H154V215L152 216L151 214H149L148 216H146L145 215V217H148V218H151V219H148L147 220V218H144L145 220H143L144 221V223L145 222H150V223H152L153 222V220L156 218V219H159V218H161V215H163L164 213H162L160 216H158V215H156ZM210 214V215H211ZM216 214L214 215V216H216ZM9 215V216H8ZM17 215H18V217L20 218V219H18V217H17ZM25 215V216H24ZM7 216V217H6ZM35 216V215H34ZM122 216H124L125 217V215H122ZM141 216V217H143V218H139V217ZM258 216V217H257ZM125 217V218H126ZM127 217V218H128ZM7 218H9L8 220H6ZM125 218H123V217H121L119 220H116V222H115V224L117 223V221L119 222V221H122V219L124 220ZM127 218H126V220H124L125 222H123L124 224L127 222ZM133 218V219H132ZM206 218V219H205ZM205 218H200L202 221H204V223H202V225L200 224L199 225V223L197 224V226L199 225V227H201V230H204V228H205V226L207 227L209 224L208 223H210V224H212V222H213V220H214V218L215 217H213V215H212V219H210V220H208L209 219V215H208V217H207V215H206V217ZM210 218H211V216H210ZM5 219V220H4ZM39 219V220H40ZM129 219V218H128ZM42 220L40 221V222H42ZM49 220H53V219H49ZM49 220H47L46 219V221H47V223L50 225V223L51 222H53V221H50L49 222ZM152 222H151V221ZM160 220V219H159ZM159 220H155V222L156 221H159ZM257 220H259V222L257 221ZM262 220V221H261ZM7 221V222H6ZM46 221H44V222H46ZM208 221V223H206ZM6 222V223H5ZM44 222H42L43 224H41V226H45V229H44V231L46 230V225H48V224H46V225H44ZM101 222V228H102V226H103V228L105 227V223H106V220L103 222V220H101L100 221ZM127 222V223H128ZM139 223H138V225L140 226L141 225V223L142 224H144L142 221H138ZM155 222H153V223H155ZM54 223V222H53ZM53 223H51L52 224V227H55V226H53L54 224ZM104 223V225H102ZM109 223V222H108ZM108 223H107V226L105 227V228H107V230L106 229H104L105 231H107L108 232V230H110V227H111V230H112V228L114 229V226H115V224L114 225H111V226H109L108 225ZM131 223V224H132ZM157 223L158 222H156V226H157ZM258 223H261V225H259ZM16 224H17V221H16ZM27 224V223H26ZM110 224V223H109ZM123 224V225H124ZM131 224H129L128 223V225L130 226ZM134 224H132V225H134ZM159 225L158 226H160V222L158 223ZM205 224V225H204ZM254 224V225H253ZM257 224H258V226H257ZM2 225H3V228H2ZM5 225V226H4ZM23 228H25L24 226H25V224H24V226H23V224H20ZM19 225V226H20ZM48 225V227L49 228H47V229H49L46 233L49 235V233L51 232V235L50 236H52V235H54L53 237H51L52 238V241L54 242V239H55V233H57V228H54V230L53 229H51L50 228V226ZM117 225V224H116ZM123 225H117L118 227H116L119 231L121 230V228L124 230V226ZM127 224H126V226H125V230H126V227L128 226ZM137 225V226H138ZM155 225V224H154ZM246 225V226H245ZM17 226V225H16ZM19 226H17L18 228H19ZM20 226V227H21ZM39 226H40V224H39ZM113 226V227H112ZM123 226V227H122ZM128 226V227H129ZM137 226H135V227H137ZM139 226L137 227V228H135L134 227V229H133V231L136 229H138L139 230ZM158 226H157V228H158ZM172 227L173 226H175V225H171ZM178 225H176V227H177ZM204 226V227H203ZM211 225H209L208 227H210ZM213 226H214V224H213ZM244 226V227H243ZM251 227V228H249V227ZM262 226V227H261ZM8 227V225L5 227V229ZM120 227V228H119ZM127 227V228H128ZM132 228H133V226H131ZM172 227H167V228H172ZM183 227V226H182ZM182 227L180 228L181 230H183L184 228H186V226H184L183 227V229H182ZM197 228V233H200V231H199V229L200 228ZM256 227H258L257 229H256ZM40 229H39V231H40V233L42 232V230H41V228L42 227H39ZM130 228V227H129ZM163 228V231L165 230L164 229V227H162ZM167 228H166V230L165 231H167ZM173 228H175V227H173ZM172 228V229H173ZM203 228V229H202ZM240 229V230H238V229ZM245 228V229H244ZM8 229V228H7ZM6 229V231L4 232V233H2V240L4 241V243L6 242V240H4V239H6V237H7V235H6V233H7V230ZM17 229V228H16ZM117 229H115V230H117ZM159 229V231H157V232H159V233H157V232H154L155 234H154V236H153V239H152V241H151V243H149V244H152V243H154V244H156L157 242L155 241L156 239H162V241L164 240V242L166 243L168 240H169V242L168 243H170V239L172 238V236L171 235H174L175 233H177V234H180V229H179V227L177 228V229H175V231L176 230H178L179 229V231L177 232H174V234H172L173 233V231H172V233L170 232V231H167V232H163L164 234H161L162 233V231L160 232V230H162L160 227L158 228ZM172 229H169V230H172ZM187 229H189L190 230V228H186L185 229V232H184V230L182 231L183 233H189L190 231H188ZM195 229H196V227H195ZM259 229V230H258ZM262 229H263V231H262ZM18 231H19V229H17ZM22 230V229H21ZM28 230H30V229H28ZM52 230H53V233H52ZM130 230L132 231V229L130 228ZM130 230H127V232L128 231H130ZM137 230V231H138ZM186 230H187V232H186ZM236 230V231H235ZM244 230V231H243ZM255 230H257V232L255 231ZM30 231H32V230H30ZM29 231V233H31ZM42 232V234L44 235V233L45 232ZM56 231V232H55ZM199 231V232H198ZM242 231V232H241ZM248 233H247V232ZM22 232H24V231H20V234L22 233ZM55 232V233H54ZM140 232V231H139ZM245 232V233H244ZM1 233V232H0ZM25 233V232H24ZM39 233V234H40ZM133 233L134 234H136V231L135 232H132V236H135V235H133ZM159 235H157V234ZM167 233V234H166ZM168 233H171V234H169L168 235ZM191 233H192V231H191ZM234 233H235V236H234ZM241 233V234H240ZM251 233H253V234H251ZM261 233V234H260ZM3 234L5 235V238H3L4 236H3ZM129 234H131V232H129ZM140 234V235H139ZM165 234H166V236H168V237H166L168 240H166V238H164V236H165ZM177 234L175 235V236H177ZM182 234V233H181ZM246 234V235H245ZM137 235L139 236V239H140V237L142 238V239H140V241H142V244L144 243L143 242V240L145 239V236H144V238H143V236H141V232L140 233H137ZM146 235V234H145ZM156 235H157V237H156ZM160 235H162V237L160 236ZM183 235V234H182ZM186 235V234H185ZM242 235V236H241ZM245 235V236H244ZM40 236L41 237H44V236H42L41 234H40ZM47 235H45V237H46ZM171 236V237H170ZM186 236H189L188 237V241L187 242H190V235H186ZM185 236V237H186ZM228 236V237H227ZM230 236V237H229ZM231 236H232V238H231ZM262 238H261V237ZM41 237H39V239L40 240H42V243H46V241L48 240L49 242H47L48 244V248L46 247V244L44 245V248L42 247L43 246V244L41 245V244H39V246H41V250L39 249V251L41 252V253H39V255L40 256H44L45 255V257H44V259H46V263L43 261L44 259H41V257L39 256V261L41 260V262H39V264L41 263V264H55L54 262H57L58 261V259L56 260V258L54 257V259H52V260H54V261H52V260H50V258H51V256L50 255H52V254H55V252L53 253L52 251H54V250H56V247H55V245L54 244H52V245H54V247H55V249L53 250L52 249V251L50 252L49 250H51V248L50 247H52V245H51V242L52 241H50L51 240V238L49 237L48 238V236L45 238V239H41ZM161 237V238H160ZM250 237V238H249ZM0 238V239H1ZM156 238V239H155ZM164 238V239H163ZM170 238V239H169ZM187 238V237H186ZM230 238H231V240H230ZM242 238V239H241ZM244 238L246 239V240H244ZM249 238V239H248ZM174 239V237L172 238V240ZM263 239V240H262ZM2 240H0V242L2 243L3 241ZM39 240V241H40ZM43 240H46L45 242H43ZM226 240V241H225ZM155 241V242H154ZM158 241V240H157ZM228 241V242H227ZM240 241H242L241 243L242 244H240ZM253 241V242H252ZM259 241V242H258ZM31 242V241H30ZM29 242V243H30ZM52 242V243H53ZM159 242L160 241H158V244H156V245H163L164 244V242H163V244H162V242H160V244H159ZM173 242V241H172ZM171 242V243H172ZM213 241H211L210 243H212ZM262 242V243H261ZM0 243V244H1ZM39 243H41V242H39ZM50 243V244H49ZM146 243V242H145ZM148 243V242H147ZM168 243H166L167 245H168ZM210 243H208V244H206V245H210ZM216 242H214L213 244L216 246V244H215ZM218 243V242H217ZM229 243V244H228ZM231 243V244H230ZM234 243H235V245H234ZM255 243V244H254ZM31 244V243H30ZM141 244V243H140ZM148 244V245H149ZM154 244H152V245H154ZM239 244L241 245L240 247H239ZM252 244V245H251ZM165 245V244H164ZM205 245V246H206ZM212 245V244H211ZM228 245V246H227ZM234 246V248L232 247V246ZM245 247H244V246ZM262 245V246H261ZM4 246V245H3ZM30 246V248L29 249H31V245H29ZM215 246H209L210 248L212 247V249H214L213 247H215ZM248 246V247H247ZM250 246V247H249ZM251 246H254L255 248H253V247H251ZM1 247H2V244H1V246H0V250H1ZM232 247V248H231ZM236 247H238V248H236ZM243 247V248H242ZM4 248V247H3ZM3 248H2V250H3ZM32 248H34V250L33 251H35V247H33V245H32ZM210 248H208V250H210ZM233 250H231V249ZM236 248V249H235ZM240 248H241V250H240ZM261 250H260V249ZM206 249V250H205ZM244 251H243V250ZM250 249V250H249ZM251 249H253L252 251L253 252H251ZM262 249H263V253H262ZM32 250V249H31ZM30 250V252L32 253L33 251H31ZM44 250V251H43ZM45 250H47L48 252H45ZM238 250V251H237ZM257 250V251H256ZM260 250V251H259ZM42 251L44 252L43 254H42ZM205 251V252H204ZM206 251H207V247L205 248H203V253H205V255L207 254L206 253ZM211 251V250H210ZM210 251H207V252H209L210 253ZM242 251L244 252V253H242ZM249 251V252H248ZM57 252V251H56ZM76 252H78V251H76ZM86 251L84 250L82 253L84 254ZM245 252H246V254H245ZM259 252V253H258ZM47 253H50V254H47ZM52 253V254H51ZM79 255H81L82 253L80 252V250H79ZM202 253V252H201ZM202 253V254H203ZM249 253H251V254H254V255H249ZM257 253V254H256ZM34 253H32L31 255H33ZM75 254V253H74ZM82 254V255H83ZM256 254V255H255ZM263 254V255H262ZM47 255H49L48 257H49V259H48V257H47ZM73 255V254H72ZM79 256V257H81V259H79V257H74V256H76V254L75 255H73L71 258H76V259H79V260H76V261H79V262H77V263H79V264H82L81 263V260H86L85 259V257H83V256H85V255H83V256ZM204 255V254H203ZM202 255V256H203ZM204 255V256H205ZM208 255V254H207ZM235 255V256H236ZM43 256H42V258H43ZM54 256H56V255H54ZM253 256L255 257V258H253ZM52 257H53V255H52ZM258 259H257V258ZM261 257H263V258H261ZM31 258V260L33 259V257L31 256L30 257ZM70 258V259H71ZM83 258V259H82ZM250 258V259H251ZM36 259V262H38V260ZM67 260H65V262L66 261H69L68 260V258H66ZM35 260V259H34ZM33 260V261H34ZM72 260V259H71ZM70 260V261H71ZM74 260V259H73ZM73 261V263L74 264H76L75 262L76 261ZM83 260V261H84ZM256 260L259 262H256ZM82 261V262H83ZM49 262V263H48ZM58 262H62V261H58ZM58 262L56 263V264H58ZM86 262V261H85ZM85 262H83V264L85 263ZM34 263H35V261H34ZM33 262H32V264H34ZM59 263V264H60ZM68 263V262H67ZM66 263V264H67ZM72 263V262H71ZM87 263V262H86ZM61 264H65L64 262L63 263H61ZM90 264H92L91 263V261H90Z\"/></svg>",
	"mask_w": 264,
	"mask_h": 264
},
{
	"label": "bare ground",
	"instance_id": "6f19581e",
	"mask_svg": "<svg viewBox=\"0 0 264 264\" xmlns=\"http://www.w3.org/2000/svg\"><path fill=\"white\" fill-rule=\"evenodd\" d=\"M1 1H3V0H1ZM4 1H7V0H4ZM18 2H24L25 3V5L28 3L29 4V6H30V9L31 10H33V8L35 9L37 6H38V3H37V1L38 0H26V1H22V0H17ZM50 1V0H49ZM59 1V0H58ZM69 1V0H68ZM76 1V0H75ZM80 1V0H79ZM82 1H84V0H82ZM88 1V0H87ZM86 1V2H87ZM107 1V0H106ZM105 1V2H106ZM120 1V0H119ZM138 1V0H137ZM146 1V0H145ZM165 2H166V0H164ZM168 1V0H167ZM176 1V0H175ZM174 1V2H175ZM179 1V0H178ZM190 1V0H189ZM198 1H200V0H198ZM204 1V0H203ZM208 1H212V0H208ZM218 1V3L220 4V3H222V2H219V1H221V0H217ZM229 2H230V0H228ZM232 1H234V3L237 5L238 3H240V2H242V1H240V0H232ZM231 1V2H232ZM239 1V2H238ZM245 1V0H244ZM243 1V2H244ZM247 1V0H246ZM264 1V0H263ZM8 2H9V5H7L6 6V8L5 7H1L0 6V20L2 21V22H5V24L6 25H8V27H6L7 29L6 30H8V28L10 29L11 27H12V25L11 24H15L16 25V21H18V20H20V23H21V20H22V18H21V16L22 15H26V16H24V17H26L27 19H28V16H29V13H28V8H27V6H25L24 4L21 6V8H20V10H18L19 8H15V11L14 10H11L12 9V5L14 6L15 5V7L17 6V4H16V0H8ZM17 2V3H18ZM45 2V1H44ZM51 2H52V0H51ZM64 2V1H63ZM73 2V1H72ZM71 2V3H72ZM101 2V1H100ZM111 2V1H110ZM123 2V1H122ZM125 2V1H124ZM128 2V1H127ZM130 2V1H129ZM132 2V1H131ZM140 2H141V0H140ZM153 2V1H152ZM155 2H156V0L154 1V3L153 4H155ZM160 2H161V0H160ZM183 2V1H182ZM191 2V1H190ZM212 2H214V1H212ZM238 2V3H237ZM256 2V1H255ZM259 2H260V0H259ZM5 3V2H4ZM11 3H13L12 5H11ZM61 3V2H60ZM59 3V4H60ZM69 3V2H68ZM76 3V2H75ZM83 4H84V2H82ZM92 3H93V0H92ZM95 3V2H94ZM112 3H114V2H112ZM120 3H121V1H120ZM135 3V2H134ZM133 3V4H134ZM157 3V2H156ZM162 3H164L163 1L160 3V4H162ZM167 3V5L169 4V2H166ZM173 3V0L171 1V4ZM176 3H177V1H176ZM175 3V4H176ZM179 3V2H178ZM184 3H185V0H184ZM192 3V2H191ZM199 3V2H198ZM204 3V2H203ZM216 3V2H215ZM217 3V4H218ZM228 3V2H227ZM22 4V3H21ZM21 4H19V5H21ZM42 4V3H41ZM44 4V3H43ZM47 4V3H46ZM58 4V3H57ZM74 4V3H73ZM77 4V3H76ZM76 4H75V6H73V7H76ZM81 4V3H80ZM100 5H101V3H99ZM109 4H111V3H109ZM109 4L107 5V6H109ZM115 4V3H114ZM130 4V3H129ZM148 4H150L151 5V3H148ZM187 4H188V1H187ZM186 4V5H187ZM212 4H214V3H212ZM230 3H228V5H229ZM231 4H233V3H231ZM241 4V3H240ZM239 4V5H240ZM253 4H255V3H253ZM252 4V5H253ZM256 4H258V3H256ZM19 5H18V7H19ZM37 5V6H36ZM72 5V4H71ZM92 5V4H91ZM95 5V4H94ZM93 5V6H94ZM118 5V4H117ZM123 5V4H122ZM137 5V4H136ZM157 5V4H156ZM155 5V6H156ZM166 5V4H165ZM164 5V7H166ZM183 5V4H182ZM238 5V6H239ZM245 5V4H244ZM244 5H240L241 6V8H243V6ZM248 5H250V4H248ZM4 6H5V4H4ZM41 6V5H40ZM39 6V7H40ZM53 6V5H52ZM62 6V5H61ZM87 6H90V5H87ZM110 6H112V5H110ZM133 6H135V5H133ZM149 6V5H148ZM173 6H174V4H173ZM178 5H175L174 7H175V10L177 9L176 7H177ZM184 6V5H183ZM197 6V5H196ZM214 6H215V4H214ZM217 6V7H216ZM215 7L218 9V11L217 12H220L219 11V5H216ZM221 6V5H220ZM223 6H225L224 4H223ZM251 6V5H250ZM263 6V5H262ZM45 7V6H44ZM44 7H42V8H44ZM64 7V6H63ZM95 7V6H94ZM98 7V6H97ZM103 7V6H102ZM113 7H115V6H112V7H110L111 8V11L113 10ZM119 7V6H118ZM136 7V6H135ZM134 7V8H135ZM160 7H162L163 8V6H159V9H160ZM168 7H169V5H168ZM168 7H166V8H164V9H160L163 13H169L170 15H172L173 16V18H175L176 20H177V22L179 21L180 23H183L184 24V26H186V24H185V22L187 23V24H189L190 25V27L191 28H193L197 23L199 24L200 22H197V20H196V18H195V23L196 24H194V26L192 27V22H194V21H191L192 19H190L189 20V16L191 15V13L193 14V12H191L190 11V9H189V11L191 12L190 14H189V12L187 13V11H188V8H189V6H188V8L186 9V8H184V9H186V10H184L187 14H189V16L188 15H185L186 13H183L182 11V13L181 12H179V11H177V10H179V6H178V9L176 10V11H174L172 8H174V7H172L171 5H170V7H171V9H168ZM169 7V8H170ZM184 7H186V6H184ZM194 7V6H193ZM200 7V6H199ZM204 7V6H203ZM222 7V6H221ZM220 7V8H221ZM227 7V6H226ZM229 7H231V6H229ZM233 7H235V5L233 6L232 5V9H233ZM14 8V7H13ZM41 8V9H42ZM78 8V7H77ZM81 8V7H80ZM83 8H84V6H83ZM86 8V7H85ZM96 8V7H95ZM100 8V7H99ZM125 8V7H124ZM128 8V7H127ZM143 8V7H142ZM146 8V7H145ZM151 8V7H150ZM152 8H154V7H152ZM182 8V7H181ZM191 8V7H190ZM198 8V7H197ZM215 8V9H216ZM261 8V7H260ZM29 9V10H30ZM39 9V8H38ZM53 9V8H52ZM59 9V8H58ZM69 9V8H68ZM102 9V8H101ZM115 9V8H114ZM120 9H121V7H120ZM138 9V8H137ZM157 9H158V7H157ZM156 9V10H157ZM183 9V8H182ZM196 9V8H195ZM200 9V8H199ZM206 9H208V8H206ZM205 9V10H206ZM211 9V8H210ZM213 9V8H212ZM216 9V10H217ZM223 9H225V7L223 8L222 7V10ZM231 9V10H232ZM252 9V8H251ZM254 9H256L255 7H254ZM37 10V9H36ZM73 10H75V9H73ZM77 10V9H76ZM84 10V9H83ZM87 10V9H86ZM89 10V9H88ZM93 10H94V8H93ZM100 10V9H99ZM108 10V9H107ZM119 10V9H118ZM153 10V9H152ZM152 10L150 11V10H147V14H148V11H150V12H152ZM154 10H155V8H154ZM153 10V11H154ZM155 10V11H156ZM159 10V11H160ZM192 10V9H191ZM214 10V9H213ZM215 10V11H216ZM235 10V9H234ZM236 10H237V8H236ZM242 10V9H241ZM253 10V9H252ZM259 10V9H258ZM258 10H256L257 11V13H258ZM13 11V13H11ZM39 11V10H38ZM42 11H44V10H42ZM46 11V10H45ZM44 11V12H45ZM48 11V10H47ZM56 11V10H55ZM54 11V12H55ZM78 11V10H77ZM97 11V10H96ZM121 11V10H120ZM139 11V10H138ZM138 11H137V13H138ZM141 11V10H140ZM145 11V10H144ZM160 11V12H161ZM199 11V10H198ZM210 11V10H209ZM212 11V10H211ZM215 11H213V12H215ZM233 11V10H232ZM14 12L18 15V17L16 16V14H14ZM37 12V11H36ZM57 12V11H56ZM71 12H72V10H71ZM70 12V13H71ZM79 12H80V10H79ZM78 12V13H79ZM84 12V11H83ZM92 12V11H91ZM101 12V11H100ZM109 12H110V9H109ZM114 12V11H113ZM111 13L110 15H107V17H106V19H104V20H106L107 21V23H108V20H109V22H112L113 20H114V14L115 13ZM116 12V11H115ZM125 12V11H124ZM142 12V11H141ZM161 12V13H162ZM196 12V11H195ZM200 12V11H199ZM199 12H197V13H199ZM223 12V11H222ZM221 12V13H222ZM229 12V11H228ZM236 12V11H235ZM235 12H234V14H235ZM245 12V11H244ZM247 12V11H246ZM255 12V11H254ZM254 12H253V14H254ZM33 13H35V12H33ZM58 13H59V11H58ZM68 13V12H67ZM78 13L76 14V15H78ZM85 13V12H84ZM119 13V12H118ZM121 13H122V11H121ZM154 13H158V12H154ZM162 13V14H163ZM201 13V12H200ZM200 13H199V15H200ZM212 13V12H211ZM216 13V12H215ZM220 13V14H221ZM225 13H226V11H225ZM238 13V12H237ZM240 13H242V11H240ZM247 13H250V12H247ZM246 13V14H247ZM11 14H13V16L15 15L16 17H17V19H15L16 17H13L15 20H13L12 18L11 19H9L10 17H11ZM50 14H52V13H50ZM54 14V13H53ZM72 14V13H71ZM107 14H108V11H107ZM116 14H117V12H116ZM120 14V13H119ZM135 14V13H134ZM133 14V15H134ZM139 14H141V13H139ZM159 14V13H158ZM162 14L160 15V17H158V18H160L159 20H162L163 18H162ZM223 14V13H222ZM221 14V15H222ZM228 14V13H227ZM243 15H240V14H237V15H240V21H242V20H245L246 22H248V23H246L247 25H248V27L249 28H247L249 31L248 32H250V35L254 38V39H257L259 42L261 41H263L264 42V28L262 29L263 31H259V27H261V21H263V18H262V20H261V18H260V16L259 15H256V13H255V17H253L252 15L250 16V14H245V13H242ZM245 14V15H244ZM251 14H252V12H251ZM262 14V13H261ZM31 15V14H30ZM37 15H39V13L37 14ZM73 15V14H72ZM75 15V13H74V16H76ZM80 16H81V14H79ZM78 15V16H79ZM86 15H88V13L86 14ZM118 15V14H117ZM126 15V14H125ZM144 15V14H143ZM146 15V14H145ZM167 15V14H166ZM212 15V14H211ZM214 15V14H213ZM212 15V16H213ZM216 15V14H215ZM237 15L235 16L236 18H238L237 17ZM10 16V17H9ZM50 16V15H49ZM48 16V17H49ZM53 16V15H52ZM78 16H77V18H78ZM132 16V15H131ZM142 16V15H141ZM155 15H153V17H152V19L154 20V19H156L157 18V16H159V15H157L156 14V17H154ZM169 16V15H168ZM172 16L170 17V18H172ZM194 16V15H193ZM205 16V15H204ZM204 16H203V18H204ZM220 16V15H219ZM226 16V15H225ZM224 15H222V16H220L221 17V20L225 23V24H228L229 25V20L231 19V17H232V15H230V17L229 18H227V17H225ZM229 16V15H228ZM241 16H243V17H241ZM258 16V17H257ZM19 17H20V19H19ZM23 17V16H22ZM23 17V24L26 22H24V20H27L26 18H24ZM32 17V16H31ZM35 17V16H34ZM37 18H38V16H36ZM42 17V16H41ZM64 17V16H63ZM71 17V16H70ZM95 17V16H94ZM115 17H116V15H115ZM118 17V16H117ZM121 17V16H120ZM125 17V16H124ZM126 17H128V16H126ZM125 17V18H126ZM130 17V16H129ZM139 17H140V15H139ZM147 17V16H146ZM165 17H167V16H165ZM195 17H197V19H198V21H199V17L198 16H195ZM218 17V16H217ZM216 17V18H217ZM220 17H219V21H221L220 20ZM252 17V18H251ZM2 18V19H1ZM6 18L8 19V21L11 23V21L10 20H13V21H15V22H13L12 21V23L10 24L9 22H7L6 21ZM44 18V17H43ZM50 18V17H49ZM62 18V17H61ZM73 18V17H72ZM76 18V17H75ZM90 18V17H89ZM131 18V17H130ZM144 18V17H143ZM158 18H157V20H158ZM170 18H165V19H170ZM192 18V17H191ZM214 18V17H213ZM212 18V19H213ZM233 18V17H232ZM235 18V19H236ZM244 18V19H243ZM257 19V18H260L259 19V21L261 22H255L256 20H252V19ZM5 19V20H4ZM52 19V18H51ZM56 19V18H55ZM54 19V20H55ZM63 19V18H62ZM74 19V18H73ZM129 19V18H128ZM140 19H141V17H140ZM151 19V18H150ZM151 19V20H152ZM165 19H163L164 21H165ZM194 19V18H193ZM201 19V18H200ZM209 19V18H208ZM215 19V18H214ZM229 19V20H228ZM242 19V20H241ZM57 20V19H56ZM91 20V19H90ZM89 20V21H90ZM157 20H155V22H156V25H157ZM162 20V21H163ZM175 20V21H176ZM205 20V19H204ZM207 20V19H206ZM205 20V21H206ZM231 20H233V19H231ZM31 21V20H30ZM43 21V20H42ZM53 21V20H52ZM93 21V20H92ZM116 21V20H115ZM122 21V20H121ZM123 21H125L124 19H123ZM129 21V20H128ZM133 21V20H132ZM172 22V20L170 19L168 22L167 21H165L166 23L165 24H167V23H171ZM174 21V19H173V22H175ZM200 21H202V19L200 20ZM219 21H217V22H219ZM238 21H239V18H238ZM239 21V22H240ZM258 21V20H257ZM2 22H0L1 24H3ZM7 22V23H6ZM19 22V21H18ZM17 22V25L19 24ZM28 22V21H27ZM34 22V21H33ZM35 22H37V21H35ZM71 22V21H70ZM73 22V21H72ZM76 22V21H75ZM86 22H87V19H86ZM91 22V21H90ZM114 22V21H113ZM148 22V21H147ZM150 23H147V24H149V27H151V28H154L153 26H155V30L153 29H151V30H148L146 27V31L148 30V33L150 32V33H152V38H150V39H153V35L154 34H156L154 31H156L158 34L157 35H155L156 37L159 35V31H157V30H160L161 31V34L163 33L162 31H164V33H166L165 32V29L163 30V29H158V27H156V25H154V24H152V25H150L151 23H154V21L152 22V21H149ZM161 22V21H160ZM177 22H175L176 24H177ZM178 22V25H183V24H180ZM208 22V21H207ZM213 22V21H212ZM211 22V23H212ZM235 22H237V21H235ZM49 23V22H48ZM56 23V22H55ZM60 23V22H59ZM58 23V24H59ZM74 23V22H73ZM95 23V22H94ZM103 23V22H102ZM106 23V22H105ZM130 23V22H129ZM133 23V22H132ZM164 23V22H163ZM202 23H203V25H202ZM201 23V25H202V27H201V29L202 28H204V25L206 24L207 25V23H204V22H202ZM222 23V22H221ZM221 24V25H225V24ZM232 23V22H231ZM231 23H230V26L232 27H236L235 28V33H237L238 34V32H236L240 27H241V25H240V27L237 25V23H236V25L238 26V29H237V26H235V25H231ZM233 23H234V21H233ZM242 23H244V25H245V22H243L242 21ZM258 23L260 24V26L258 25ZM4 24V25H5ZM10 24V25H9ZM23 24H20L19 26H21L22 27V25ZM29 24V23H28ZM41 24H42V22H41ZM75 24V23H74ZM82 24V23H81ZM108 24H110V23H108ZM108 24H107V26H108ZM124 24V23H123ZM122 24V25H123ZM135 24V23H134ZM133 24V25H134ZM158 24H160V23H158ZM162 24V23H161ZM161 24L159 25V26H161ZM163 25V26H167V25ZM173 24V23H172ZM198 24H197V26H198ZM210 24V23H209ZM263 24H264V22H263ZM4 25H1V29H2V27H3V29H5V27H4ZM5 25V26H6ZM39 25V24H38ZM48 25V24H47ZM78 25V24H77ZM99 25V24H98ZM97 25V26H98ZM111 26H112V24H110ZM124 25H126V24H124ZM139 25V24H138ZM171 25V24H170ZM174 25V24H173ZM205 25V26H206ZM215 25V24H214ZM214 25H211V26H214ZM219 25V24H218ZM10 26V27H9ZM14 26V25H13ZM18 26V28H17V26H14L12 29H10L13 33H15V35L13 36V34L11 33V31H8L9 32V34H12V38L13 39H15V40H17V39H19V35L18 34H16V33H20L19 31H18V29L20 30V31H23V30H25V28H23V30H22V28L20 29V27ZM24 26H26V25H23V27ZM42 26V25H41ZM45 26V25H44ZM65 26V25H64ZM64 26H63V28H64ZM67 26V25H66ZM90 26V25H89ZM89 26H87L88 28H89ZM100 26V25H99ZM103 26V25H102ZM106 26V25H105ZM105 26H104V28H105ZM120 26H121V23H120ZM131 26H132V24H131ZM136 26V25H135ZM158 26V25H157ZM209 26V25H208ZM207 26V27H208ZM211 26H209V27H211ZM246 26V25H245ZM48 27V26H47ZM50 27V26H49ZM54 27V26H53ZM73 27V26H72ZM85 27V26H84ZM86 27V28H87ZM91 27V26H90ZM115 27V26H114ZM117 27V26H116ZM129 27V26H128ZM141 27V26H140ZM148 27V28H149ZM170 27V26H169ZM188 27V26H187ZM215 27V26H214ZM226 27V26H225ZM224 26L222 27L223 29L225 28ZM232 27V28H233ZM264 27V26H263ZM27 28H31V27H27ZM27 28H26V31H27ZM35 28V27H34ZM56 28V27H55ZM61 28V27H60ZM70 28V27H69ZM77 28V27H76ZM109 28H110V26H109ZM112 28V27H111ZM161 28V27H160ZM162 28H164V27H162ZM197 28V27H196ZM198 28H200V25H199V27ZM221 28V29H222ZM244 27H243V24H242V27L240 28V31H241V29H243ZM245 28V29H246ZM33 29V28H32ZM31 29V30H32ZM74 29V28H73ZM78 29V28H77ZM80 29H81V27H80ZM98 29V28H97ZM121 29V28H120ZM126 29V28H125ZM124 29V30H125ZM141 30H142V28H140ZM139 29V30H140ZM150 29V28H149ZM171 29V28H170ZM169 29V30H170ZM174 29V28H173ZM188 29H189V27H188ZM194 29V28H193ZM210 29V28H209ZM213 29V28H212ZM217 29V28H216ZM219 29V28H218ZM246 29V30H247ZM260 29V30H261ZM29 30V29H28ZM36 30L38 31V29L36 28ZM36 30H35V32H36ZM40 30V29H39ZM47 30H49L48 28H47ZM52 30V29H51ZM60 30V29H59ZM62 30V29H61ZM64 30V29H63ZM62 30V31H63ZM67 30V29H66ZM65 30V31H66ZM89 30V29H88ZM100 30V29H99ZM133 30V29H132ZM137 30H138V28H137ZM191 30V29H190ZM200 30V29H199ZM199 30H197V31H199ZM206 30H207V28H206ZM214 30V29H213ZM225 30H228V27H227V29L225 28ZM224 30V31H225ZM230 30V29H229ZM233 30H234V28H233ZM245 30V31H246ZM1 31V30H0ZM41 31V30H40ZM46 31V30H45ZM72 31V30H71ZM71 31H69V32H71ZM73 31H75V30H73ZM72 31V32H73ZM84 31V30H83ZM82 31V32H83ZM86 31V30H85ZM101 31H102V27H101ZM107 31V30H106ZM114 31V30H113ZM122 31V30H121ZM126 31H127V29H126ZM131 31V30H130ZM171 31V30H170ZM173 31V30H172ZM180 31V30H179ZM201 31V30H200ZM199 31V32H200ZM205 30H203V32H204ZM209 31V30H208ZM207 31V32H208ZM212 31V30H211ZM211 31H209V34H211L210 32ZM222 31V30H221ZM231 31H232V29H231ZM244 31V29L242 30V32ZM2 32V31H1ZM4 32V31H3ZM5 32H7V31H5ZM4 32V33H5ZM7 32V33H8ZM31 32H33V30L31 31ZM34 32V33H35ZM43 32V31H42ZM47 32V31H46ZM45 32V33H46ZM56 32V31H55ZM68 32V31H67ZM109 32H110V30H109ZM128 32V31H127ZM135 32H137V31H135ZM139 32V31H138ZM142 32V31H141ZM154 32V33H153ZM169 32V31H168ZM185 32V31H184ZM191 32V31H190ZM194 32V31H193ZM214 32V31H213ZM229 31H226V33H228ZM233 32V31H232ZM231 32V34H232V37H234L233 36V34L234 33H232ZM247 32V31H246ZM3 33V34H4ZM22 33V32H21ZM28 33V32H27ZM39 32H37V34H38ZM45 33H43L44 35H45ZM51 33H52V31H51ZM66 33V32H65ZM65 33H63L64 35H66ZM101 33V32H100ZM112 33V32H111ZM111 33H110V35H111ZM115 33H116V31H115ZM120 33V32H119ZM124 33H125V31H124ZM131 33V32H130ZM145 33V35H146V32H144ZM147 33V35L149 36V34ZM164 33H163V35H164ZM225 33V32H224ZM225 33V34H226ZM241 33V32H240ZM239 33V35H241ZM8 34V36H6V37H8L9 38V41H10V35ZM47 34V33H46ZM54 34V33H53ZM69 34V33H68ZM72 34V33H71ZM76 34V33H75ZM83 34V33H82ZM94 34V33H93ZM97 34V33H96ZM95 34V35H96ZM103 34V33H102ZM106 34V33H105ZM104 34V35H105ZM135 34V33H134ZM137 34V33H136ZM160 34V40H161V38L162 37H164V36H162ZM166 34H168V33H166ZM171 34V33H170ZM169 34V35H170ZM214 34H215V32L213 33V36H214ZM17 35V36H16ZM25 35V34H24ZM42 35V34H41ZM43 35V36H44ZM56 35V34H55ZM58 35V34H57ZM57 35H56V37H57ZM61 35H62V33H61ZM64 35H62L63 36V38H64ZM70 35V34H69ZM73 35H74V33H73ZM79 35V34H78ZM81 35V34H80ZM101 35V34H100ZM115 35V34H114ZM125 35V34H124ZM143 35V34H142ZM144 35V36H145ZM180 35V34H179ZM182 35V34H181ZM184 35V34H183ZM187 35V34H186ZM198 35V34H197ZM205 35V34H204ZM227 35V34H226ZM226 35H224V36H226ZM228 35H230V33H228ZM227 35V36H228ZM238 35V36H239ZM243 35H245V34H243ZM0 36H2V35H0ZM19 36V37H18ZM22 36V35H21ZM28 36V35H27ZM49 36V35H48ZM68 36V35H67ZM88 36V35H87ZM89 36H90V34H89ZM98 36V35H97ZM96 36V37H97ZM155 36H154V38H155ZM166 36V35H165ZM172 36V35H171ZM211 37H212V35H210ZM33 37V36H32ZM32 37H30V39H32ZM51 37V36H50ZM70 37V36H69ZM102 37H104L103 35H102ZM179 37V36H178ZM177 37V38H178ZM188 37V36H187ZM193 37V36H192ZM201 37V36H200ZM204 37H206V35L204 36ZM203 37V38H204ZM209 37V36H208ZM223 37V36H222ZM231 37V38H232ZM2 38V37H1ZM5 38V37H4ZM34 38V37H33ZM48 38V37H47ZM46 38V39H47ZM52 38V37H51ZM84 38V37H83ZM82 38V39H83ZM100 38V37H99ZM118 38H120V37H118ZM126 38H127V36H126ZM130 38V37H129ZM138 38V37H137ZM141 38V37H140ZM157 38H159V37H157ZM156 38V39H157ZM165 39H167V41L166 42H169L168 41V38H170V39H174V37H164ZM176 38V39H177ZM189 38V37H188ZM202 38V37H201ZM244 38V37H243ZM6 39V38H5ZM24 39V38H23ZM22 39V40H23ZM25 39H27V38H25ZM36 39V38H35ZM40 39H41V37H40ZM60 40H61V38H59ZM66 39V38H65ZM70 38H68V40H69ZM74 39V38H73ZM85 39H86V37H85ZM95 39V38H94ZM131 39V38H130ZM139 39V38H138ZM137 39V40H138ZM190 39V38H189ZM235 39V38H234ZM233 39V40H234ZM246 39H248V38H245V40ZM3 40V38L1 39V43H3V45H5L7 42H6V40L4 41H2ZM15 40H13V41H15ZM20 40V39H19ZM29 40V39H28ZM51 40V39H50ZM49 40V41H50ZM88 40V39H87ZM87 40H85L86 42H87ZM97 40V39H96ZM128 40V39H127ZM148 40L149 39H147V37H146V39H145V44H143V45H141V46H143L142 48L144 49V50H146L147 48H146V46H147V44L149 43V42H151V40H149V42H148ZM154 40V39H153ZM159 40V39H158ZM163 40V39H162ZM179 40V39H178ZM193 40V39H192ZM197 40V39H196ZM213 40H214V38H213ZM227 40V39H226ZM240 40V39H239ZM244 40V41H245ZM18 41V40H17ZM24 41V40H23ZM41 41H43V40H41ZM47 41V40H46ZM48 41V42H49ZM74 41V40H73ZM73 41L71 42V43H73ZM93 41V40H92ZM134 41V40H133ZM136 41V40H135ZM140 41L141 40H138V44H140ZM144 41V40H143ZM146 41H147V44H146ZM157 41V40H156ZM164 41V40H163ZM161 42L160 43V45L162 44L163 45V43L165 42ZM205 41V40H204ZM225 41V40H224ZM228 41V40H227ZM243 41V42H244ZM254 41V40H253ZM6 42V43H5ZM25 42V41H24ZM28 42V41H27ZM35 42V41H34ZM51 42V41H50ZM62 42V41H61ZM66 42V41H65ZM105 42V41H104ZM110 42V41H109ZM114 42V41H113ZM126 42V41H125ZM157 42H159V41H157ZM165 42V43H166ZM181 42V41H180ZM179 42V43H180ZM182 42H184V40L182 41ZM181 42V43H182ZM189 42V41H188ZM187 42V43H188ZM193 42V41H192ZM201 42H203L202 40H201ZM206 42H208V41H206ZM209 42H210V40H209ZM214 42V41H213ZM234 43H235V41H233ZM238 42V41H237ZM242 42V43H243ZM246 42V41H245ZM244 42V43H245ZM0 43V45L1 46H3L2 44ZM12 43V42H11ZM21 43V42H20ZM19 43V44H20ZM32 43V42H31ZM37 43V42H36ZM43 43V42H42ZM70 43V44H71ZM100 43V42H99ZM122 43V42H121ZM164 43V44H165ZM178 43V44H179ZM191 43V42H190ZM189 43V44H190ZM205 43V42H204ZM203 43V44H204ZM216 43V42H215ZM228 43V42H227ZM239 43V42H238ZM247 43V42H246ZM258 43V42H257ZM26 44V43H25ZM33 44V43H32ZM38 44L39 45H41L39 42H38ZM56 44V43H55ZM69 44V43H68ZM108 44V43H107ZM111 44V43H110ZM115 44V43H114ZM120 44V43H119ZM130 44V43H129ZM152 45H156V47L154 46V48L156 49L157 48V45L158 44H156V43H154L153 41H152V43H151ZM151 44H148V46L147 47H149V45H151ZM173 44H175V42L173 43ZM183 44V43H182ZM185 44V46H186V43H184ZM183 44V45H184ZM192 44V43H191ZM196 44H198V43H196ZM202 44V45H203ZM206 44V43H205ZM222 44H224V43H222ZM251 44V43H250ZM254 44V43H253ZM258 44H261V43H258ZM9 45H10V43H9ZM13 45V44H12ZM11 45V46H12ZM24 45V44H23ZM27 45V44H26ZM36 44H34V46H35ZM38 45V46H39ZM44 45V44H43ZM42 45V46H43ZM47 45V44H46ZM45 45V46H46ZM54 45V44H53ZM62 45V44H61ZM65 45V44H64ZM82 45V44H81ZM84 45V44H83ZM87 45H89V44H87ZM93 45V44H92ZM124 45V44H123ZM128 45V44H127ZM137 45V44H136ZM176 45V44H175ZM188 45V44H187ZM193 45V44H192ZM207 45V44H206ZM225 45V44H224ZM226 45H228V44H226ZM225 45V46H226ZM231 45V44H230ZM264 45V44H263ZM13 46H15V44L13 45ZM25 46V45H24ZM28 46V45H27ZM58 46H60V45H58ZM69 46V45H68ZM99 46V45H98ZM109 46H112V45H109ZM115 46V45H114ZM131 46V45H130ZM133 46V45H132ZM138 46V45H137ZM136 46V47H137ZM140 46V47H141ZM166 46H167V43H166ZM173 46V45H172ZM180 46H181V44H180ZM191 46V45H190ZM218 46H219V44H218ZM236 46H237V44H236ZM235 46V47H236ZM239 46V45H238ZM242 46V45H241ZM245 46H248V45H245ZM251 46V45H250ZM21 47V46H20ZM41 47V46H40ZM64 47V46H63ZM75 47V46H74ZM105 47H107L106 46V44H105ZM120 47V46H119ZM129 47V46H128ZM173 47H175V46H173ZM227 47V46H226ZM240 47V46H239ZM238 47V48H239ZM255 47V46H254ZM260 47H262V46H260ZM3 48H5V50L7 51L8 50V48L6 49V46L5 47H1L0 48V51L1 52H3V51H5V50H3L2 51V49ZM11 48V47H10ZM13 48V47H12ZM26 48V47H25ZM33 48V47H32ZM47 48V47H46ZM54 46H53V50H54ZM84 49H85V47H83ZM94 48V47H93ZM118 48V47H117ZM123 48H125V47H123ZM127 48V47H126ZM146 48V49H145ZM150 48H151V46H150ZM158 48H164V46L163 47H158ZM167 48H169V46L167 47ZM189 48V47H188ZM188 48L186 49V50H188ZM203 48V47H202ZM222 48V47H221ZM220 48V49H221ZM251 48V47H250ZM15 49H17L16 47H15ZM14 49V50H15ZM23 49V48H22ZM27 49H29V48H27ZM31 49V48H30ZM37 49H39L38 47H37ZM36 49V50H37ZM64 49V48H63ZM88 49H90V48H88ZM94 49H96V48H94ZM93 49V50H94ZM129 49H130V47H129ZM134 49V48H133ZM149 49V48H148ZM151 49H153V47L151 48ZM165 49V48H164ZM175 49V48H174ZM174 49H173V52H174ZM181 49V48H180ZM184 49V48H183ZM184 49V50H185ZM196 49V48H195ZM210 49V48H209ZM261 49V48H260ZM13 50V52L14 53H16V51H14ZM33 50V49H32ZM47 50V49H46ZM52 49H51V51H53ZM57 50V49H56ZM59 50V49H58ZM67 50V49H66ZM71 50H72V48H71ZM76 50V49H75ZM109 50H111V49H109ZM114 50V49H113ZM120 50V49H119ZM123 50V49H122ZM135 50V49H134ZM159 50V49H158ZM161 50V49H160ZM166 50V49H165ZM192 50V49H191ZM207 50V49H206ZM216 50V49H215ZM214 50V51H215ZM229 50V49H228ZM251 50H253V49H251ZM255 50V49H254ZM28 51V50H27ZM34 51V50H33ZM41 51V50H40ZM55 51V50H54ZM67 51H69V50H67ZM97 51H98V49H97ZM106 51H108V50H106ZM125 51V50H124ZM137 51V50H136ZM140 51L142 52V50L140 49ZM162 51V50H161ZM164 51V50H163ZM169 52H170V50H168ZM178 51V50H177ZM196 51V50H195ZM200 51V50H199ZM201 51H202V49H201ZM213 50L211 49V52H212ZM221 51V50H220ZM226 51V50H225ZM234 51V50H233ZM233 51H231L232 52V54H233ZM236 51V50H235ZM238 51V50H237ZM0 52V55L1 54H3V55H1V56H4L5 57V54H6V52L5 53H1ZM30 52V51H29ZM37 52V51H36ZM35 52V53H36ZM56 52V51H55ZM70 52H72V51H70ZM73 52H75V51H73ZM80 52H82V50L80 51ZM90 52H92V51H90ZM94 52V51H93ZM103 52H104V50H103ZM111 52V51H110ZM118 52V51H117ZM151 52V51H150ZM157 52V51H156ZM160 52V51H159ZM173 52H171V54L173 53ZM181 52V51H180ZM185 52V51H184ZM196 52H198V50L196 51ZM204 52H206V51H204V49H203V52H202V54H205ZM208 52V51H207ZM206 52V53H207ZM218 52V51H217ZM9 53H11L10 52V49H9ZM24 53H25V51H24ZM28 53V52H27ZM38 53V52H37ZM57 53V52H56ZM68 53V52H67ZM87 53V52H86ZM109 53V52H108ZM120 53V52H119ZM124 53V52H123ZM122 53V54H123ZM132 53H134V52H132ZM137 53V52H136ZM135 53V54H136ZM143 53V52H142ZM167 53V52H166ZM176 53V52H175ZM189 53V52H188ZM193 53H194V51H193ZM241 53V52H240ZM246 53V52H245ZM33 54V53H32ZM51 54V53H50ZM58 55H59V53H57ZM85 54V53H84ZM83 54V55H84ZM94 54V53H93ZM96 54V53H95ZM97 54H99V53H97ZM139 54H141V53H139ZM146 54V53H145ZM147 54H148V52H147ZM150 54V53H149ZM185 54V53H184ZM192 54V53H191ZM196 54V53H195ZM198 54H199V52H198ZM212 54H213V52H212ZM230 54V53H229ZM255 54V53H254ZM6 55H8V54H6ZM27 55V54H26ZM41 56L43 55V54H40ZM40 55H38V56H40ZM53 55H55V54H53ZM63 55V54H62ZM61 55V56H62ZM86 55V54H85ZM108 55V54H107ZM112 55V54H111ZM119 55V54H118ZM138 55V54H137ZM136 55V56H137ZM161 55V54H160ZM193 55V54H192ZM197 55V54H196ZM200 56H203V55H201V53L199 54ZM220 55V54H219ZM239 55V54H238ZM262 55V54H261ZM12 56H14V55H12ZM11 56V57H12ZM31 57L30 58H32V55H30ZM37 56V55H36ZM57 56V55H56ZM60 56V55H59ZM98 57H100L99 55H97ZM120 56V55H119ZM135 56V55H134ZM143 56V55H142ZM146 56V55H145ZM149 56V55H148ZM147 56V58H149ZM150 56H152V54L150 55ZM157 56V55H156ZM172 56V55H171ZM180 55H178V57H179ZM191 56V55H190ZM205 56V55H204ZM207 56V55H206ZM212 56V55H211ZM210 56V57H211ZM221 56H222V54H221ZM233 56V55H232ZM240 56V55H239ZM242 56V55H241ZM16 57H17V55H16ZM15 57V58H16ZM23 57V56H22ZM27 57V56H26ZM52 57V56H51ZM55 57V56H54ZM65 57V56H64ZM69 57V56H68ZM79 57V56H78ZM81 57V56H80ZM79 57V58H80ZM89 57V56H88ZM93 57V56H92ZM104 57H105V54H104ZM123 57H125V56H123ZM130 57V56H129ZM144 57V56H143ZM169 57V56H168ZM181 57H183V56H181ZM188 57H189V54H188ZM195 57V56H194ZM199 57V56H198ZM197 57V58H198ZM218 57V56H217ZM1 58V57H0ZM3 58V57H2ZM14 58V57H13ZM14 58V59H15ZM21 58V57H20ZM25 58V57H24ZM35 58V57H34ZM87 58V57H86ZM94 58V57H93ZM101 58V57H100ZM103 58V57H102ZM101 58V59H102ZM107 58V57H106ZM118 58V57H117ZM116 58V59H117ZM135 58V57H134ZM152 58H154V56L152 57ZM159 58H160V56H159ZM158 58V59H159ZM165 58H166V56H165ZM170 58H172V57H170ZM169 58V59H170ZM176 58V57H175ZM193 58V57H192ZM201 58V57H200ZM249 58V57H248ZM255 57H253V59H254ZM264 58V57H263ZM4 59V58H3ZM18 58H16V60H17ZM23 58H21V60H22ZM46 59V58H45ZM49 59V58H48ZM51 59V58H50ZM56 59V58H55ZM63 59V58H62ZM73 59V58H72ZM81 59V58H80ZM83 59H84V57H83ZM83 59H81V60H83ZM91 59V58H90ZM108 59V58H107ZM110 59H112V58H110ZM132 59V58H131ZM167 59V58H166ZM168 59V60H169ZM173 59V58H172ZM211 59V58H210ZM230 59V58H229ZM233 59V58H232ZM26 60V59H25ZM34 60V59H33ZM33 60H32V62H33ZM39 60H41V58H39ZM47 60V59H46ZM54 60V59H53ZM76 60V59H75ZM92 60H96V59H92ZM91 60V61H92ZM97 60H98V58H97ZM146 60V59H145ZM150 60V59H149ZM149 60H147V61H149ZM155 60V59H154ZM161 60H162V58H161ZM160 60V61H161ZM165 59H163V61H164ZM181 60V59H180ZM182 60H184V59H182ZM193 59H191L190 61H192ZM198 60V59H197ZM200 60V59H199ZM198 60V61H199ZM213 60V59H212ZM215 60V59H214ZM222 60V59H221ZM220 60V61H221ZM226 60V59H225ZM237 60V59H236ZM242 60V59H241ZM259 60V59H258ZM20 61V60H19ZM28 61H31V60H28ZM36 61V60H35ZM38 61V60H37ZM47 61H49V60H47ZM55 61V60H54ZM58 61V60H57ZM86 61V60H85ZM122 61V60H121ZM129 61V60H128ZM133 61V60H132ZM139 61V60H138ZM156 61V60H155ZM167 61V60H166ZM187 61V60H186ZM189 61V60H188ZM187 61V62H188ZM196 61V60H195ZM202 61V60H201ZM200 61V62H201ZM203 61H204V59H203ZM224 61V60H223ZM240 61V60H239ZM249 61V60H248ZM254 61V60H253ZM256 61H257V59H256ZM255 61V62H256ZM7 62V61H6ZM5 62V63H6ZM9 62V61H8ZM10 62H11V60H10ZM24 62V61H23ZM22 62V63H23ZM32 62H31V64H32ZM45 62V61H44ZM44 62H42V64L44 63ZM52 62V61H51ZM66 62H70V60L69 61H66ZM72 62V61H71ZM70 62V63H71ZM74 62V61H73ZM81 62V61H80ZM95 62V61H94ZM94 62H93V64H94ZM134 62V61H133ZM137 62V61H136ZM150 62H152V61H150ZM174 62V61H173ZM197 62V61H196ZM225 62V61H224ZM232 62V61H231ZM236 62V61H235ZM242 62V61H241ZM259 62V61H258ZM257 62V63H258ZM263 62V61H262ZM13 63H15V61L13 62ZM12 63V64H13ZM17 63L19 64V62L17 61ZM27 63H29V62H27ZM41 63V62H40ZM46 63H48V62H46ZM76 63H78V62H76ZM85 63V62H84ZM87 63H89V62H87ZM99 63V62H98ZM97 63V64H98ZM103 63V62H102ZM118 63V62H117ZM128 63V62H127ZM141 63V62H140ZM143 63V62H142ZM157 63V62H156ZM162 63V62H161ZM176 63V62H175ZM192 63V62H191ZM204 63V62H203ZM208 63V62H207ZM227 63V62H226ZM26 64V63H25ZM42 64H39L40 66L42 65ZM54 64V63H53ZM52 64V65H53ZM61 64V63H60ZM59 64V65H60ZM74 64V63H73ZM91 64V63H90ZM106 64V63H105ZM115 64H116V62H115ZM150 64V63H149ZM158 64V63H157ZM165 64V63H164ZM182 64V63H181ZM180 64V65H181ZM186 64H188V63H186ZM190 64V63H189ZM195 64V63H194ZM245 64V63H244ZM260 64H263V63H261L260 62ZM2 65H4L5 66V64H2ZM10 65V64H9ZM15 65V64H14ZM47 65H50V64H47ZM61 65H63L62 67H64V64H61ZM76 65V64H75ZM85 65V64H84ZM87 65V64H86ZM86 65H85V67H86ZM110 65V64H109ZM123 65V64H122ZM129 65V64H128ZM140 65V64H139ZM165 65H167V64H165ZM170 65V64H169ZM178 65V64H177ZM201 65V64H200ZM217 65H218V63H217ZM216 65V66H217ZM222 65V64H221ZM224 65H226V64H224ZM234 65V64H233ZM233 65H232V67H233ZM236 65V66H235ZM234 65V68L232 69V70H230L231 72V74L230 75H228L229 74V71H227V76H231V78H235L236 79V77L239 75V73H240V71L242 70V68L240 67V65H238V63H236ZM238 65V66H237ZM4 66H3V68H4ZM16 66H17V64H16ZM26 66V65H25ZM44 66V65H43ZM78 66V65H77ZM82 66H83V64H82ZM81 66V67H82ZM92 66H94V65H92ZM103 66V65H102ZM116 66V65H115ZM134 66H136L135 64H134ZM138 66V65H137ZM143 66V65H142ZM149 66V65H148ZM151 66H153V65H151ZM156 66V65H155ZM159 66H163V65H159ZM168 66V65H167ZM166 66V67H167ZM192 66V65H191ZM242 66V65H241ZM246 66V65H245ZM8 67H10V66H8ZM12 67H13V65H12ZM33 67H35V66H33ZM58 67V66H57ZM61 66H59V68H60ZM66 67H68V66H66ZM91 67V66H90ZM96 67V66H95ZM107 67V66H106ZM111 67V66H110ZM109 67V68H110ZM117 67H118V65H117ZM123 67H125V66H123ZM127 67V66H126ZM132 67V66H131ZM130 67V68H131ZM154 67V66H153ZM164 67V66H163ZM181 67H183V65L181 66ZM190 67V66H189ZM200 67V66H199ZM215 67V66H214ZM225 67V66H224ZM228 67H229V65H228ZM231 67V68H232ZM261 67V66H260ZM2 67H0V76L3 74V73H5L6 71V67L4 68L5 70H3V72L1 73V69ZM17 68V67H16ZM38 68H40V67H38ZM45 68V67H44ZM49 68H50V66H49ZM48 68V69H49ZM51 68H53V67H51ZM65 68V67H64ZM69 68V67H68ZM72 68H73V66H72ZM77 68H79V66L77 67ZM84 68V67H83ZM83 68H82V70H83ZM87 69H88V67H86ZM85 68V70L87 71V69ZM94 68V67H93ZM93 68H92V70H93ZM103 68V67H102ZM102 68H100V69H102ZM114 68V67H113ZM141 68V67H140ZM180 68V67H179ZM195 68V67H194ZM193 68V69H194ZM206 68V67H205ZM216 68V67H215ZM245 68V67H244ZM247 68V67H246ZM254 68V67H253ZM257 68V67H256ZM10 69V68H9ZM15 69V68H14ZM13 69V70H14ZM21 69V68H20ZM23 69H24V67H23ZM30 69V68H29ZM46 69V68H45ZM44 69V70H45ZM62 69V68H61ZM91 69V68H90ZM124 69V68H123ZM132 69V68H131ZM135 69H137V68H135ZM165 69V68H164ZM164 69H163V71H164ZM167 70H168V67L166 68ZM175 69V68H174ZM187 68H186V66H185V69L184 70H186ZM199 69V68H198ZM226 69H228V68H226ZM252 69V68H251ZM264 69V68H263ZM12 70V69H11ZM33 70H35V69H32V71ZM36 70H37V68H36ZM35 70V71H36ZM39 70H41V69H39ZM43 70V69H42ZM55 71H56V69H54ZM53 70V71H54ZM59 70V69H58ZM70 70H71V66H70ZM77 70V69H76ZM80 70V69H79ZM85 70H84V72H85ZM134 70V69H133ZM145 70V69H144ZM143 70V71H144ZM149 70V69H148ZM147 70V71H148ZM190 70V69H189ZM213 70V69H212ZM212 70H210V71H212ZM216 70V69H215ZM218 70V69H217ZM246 70V69H245ZM253 70V69H252ZM14 71H16V70H14ZM19 71V70H18ZM31 71V70H30ZM31 71V72H32ZM46 71V70H45ZM45 71H43V72H45ZM66 71V70H65ZM64 70H63V72H65ZM69 71V70H68ZM75 71V70H74ZM100 71V70H99ZM105 71V70H104ZM103 71V72H104ZM123 71V70H122ZM126 71V70H125ZM136 71V70H135ZM134 71V72H135ZM141 71V70H140ZM150 71V70H149ZM161 71V70H160ZM169 71V70H168ZM179 71V70H178ZM204 71V70H203ZM259 71V70H258ZM261 71V70H260ZM20 72V71H19ZM39 72V71H38ZM62 72V71H61ZM67 72V71H66ZM65 72V73H66ZM71 72V71H70ZM79 72V71H78ZM116 72V71H115ZM130 72H132V71H130ZM133 72V73H134ZM155 73H156V71H154ZM173 72V71H172ZM175 72H177L176 70H175ZM215 72V71H214ZM241 72H243V71H241ZM246 72V71H245ZM248 72V71H247ZM250 72V71H249ZM251 72H253V71H251ZM8 73V72H7ZM16 73H17V71H16ZM34 73V72H33ZM46 73V72H45ZM71 73H73V72H71ZM76 73V72H75ZM91 73V72H90ZM98 73H101V72H98ZM97 73V74H98ZM128 73H129V69H128ZM132 73V74H133ZM137 73V72H136ZM142 73V72H141ZM147 73V72H146ZM153 73V72H152ZM159 74H160V72H158ZM168 73V72H167ZM179 73V72H178ZM185 73V72H184ZM207 73V72H206ZM209 73V75L210 76H212V72H208ZM254 73V72H253ZM261 73H264V72H262L261 71ZM15 74V73H14ZM20 74V73H19ZM22 74H23V72H22ZM29 74V73H28ZM31 74V73H30ZM29 74V75H30ZM51 74H56L55 72H53V73H51ZM88 74V73H87ZM93 74V73H92ZM103 74V73H102ZM115 74V73H114ZM149 75H150V72L148 73ZM148 74H146V75H148ZM158 74V75H159ZM162 74V73H161ZM183 74V73H182ZM199 74H200V72H199ZM198 74V75H199ZM204 74V73H203ZM257 74V73H256ZM255 74V75H256ZM13 75V74H12ZM36 74L34 73V76H35ZM47 75V74H46ZM63 75H64V73H63ZM63 75H61V76H63ZM86 75V74H85ZM90 75V74H89ZM94 75V74H93ZM99 75V74H98ZM123 75V74H122ZM134 75V74H133ZM133 75H132V78H134L133 77ZM136 75V74H135ZM134 75V76H135ZM155 75V74H154ZM179 75V77H180V74H178ZM184 75V74H183ZM186 75V74H185ZM208 75V74H207ZM217 75V74H216ZM226 75V74H225ZM254 75V74H253ZM259 75V74H258ZM262 75V74H261ZM4 76H5V74H4ZM23 76V75H22ZM31 76V75H30ZM33 76V77H34ZM71 77H72V75H70ZM69 76V77H70ZM74 76V75H73ZM88 76V75H87ZM97 76V75H96ZM99 76H101V75H99ZM104 76V75H103ZM106 76V75H105ZM110 76H112V75H110ZM121 76V75H120ZM125 76V75H124ZM153 76V75H152ZM169 76H170V73H169ZM176 76V75H175ZM174 76V77H175ZM243 76V75H242ZM252 76V75H251ZM7 77V76H6ZM42 77V76H41ZM49 77V76H48ZM58 77H60V76H58ZM67 77V76H66ZM89 77V76H88ZM87 77V78H88ZM130 77V76H129ZM143 77V76H142ZM156 77V76H155ZM160 77V76H159ZM200 77V76H199ZM199 77H197V78H199ZM209 77V76H208ZM221 77V76H220ZM259 77V76H258ZM264 77V76H263ZM9 78V77H8ZM31 79H30V81L29 82H31V80H32V77H30ZM37 78V77H36ZM54 78V77H53ZM53 78H52V80H53ZM61 78V77H60ZM86 78V79H87ZM95 78V77H94ZM100 78H102V76L100 77ZM105 78H107V77H105ZM121 78V77H120ZM122 78H124V77H122ZM137 78H138V75H137ZM150 78V77H149ZM154 78V77H153ZM165 78V77H164ZM169 78V77H168ZM187 78V77H186ZM238 78V77H237ZM254 78V77H253ZM257 78V77H256ZM14 79V78H13ZM34 79V78H33ZM56 80H57V78H55ZM70 79V78H69ZM85 79V78H84ZM108 79V78H107ZM115 79V78H114ZM131 79V78H130ZM143 79H145L144 77H143ZM148 79V78H147ZM151 79V78H150ZM175 79V78H174ZM185 79V78H184ZM193 80H195V82H196V79L193 77L192 78ZM192 79H190V81H188L187 80V83L186 84H184L182 87H181V85H180V87H175V88H178L179 90L177 91V89H176V91L174 90V92H176L175 94H172V96L170 95L171 93H173V92H168L169 93V95L167 96V98H163V99H160V100H162V102L161 103H159V102H157L156 100H158L159 98H162L161 96H160V94L164 97V95L162 94L163 93V91L161 92V93H158L159 94V96L160 97H158L157 96V94H156V96H157V99L155 100L156 102H154V103H158L159 104V108H158V104H154V105H156L157 107H154L153 105V107L154 108H157V109H159V112H157V113H160V111H161V109L163 110L164 108L167 110V108L166 107H169L170 109L172 108V106H173V109H171V111L172 110H174L175 109V111H179L180 110V114H182V113H184L183 115L185 116V118H183V119H185L186 120V123L184 124V125H182L183 127L184 126H186V124H187V128L186 127H184L185 128V130L187 129L188 130V132L190 131V132H192L191 134H194V139L196 140L197 139V141H199V145L201 146L200 148H198V149H196L195 150V152H194V155H193V157L196 155V152H199L197 155V157H198V159H197V157H196V161H188L189 159H188V157H185L184 156V158H183V161L182 160H178V159H176V160H174V161H169L168 163V165H164V168H163V174L164 175H162L161 176V178L164 180V182L165 181H168V182H170V184H171V182L174 184H176V186H177V190H176V196H177V194H178V196H177V198H175L174 197V195H173V197H174V199H175V202L174 201H170V202H172L171 204H174V206H171V208H169L170 207V203H168L169 204V206H168V204L167 205H165V207H164V205H162V207H164V208H166L165 210L161 207V209H163L164 210V212H163V210H162V213H164L163 215H161L162 213H161V211H159L160 209L158 208L157 210L160 212H156L155 214L156 215H158V216H160L161 215V218H159V219H156V218H158V217H156L155 216V214H152V213H154V212H151V210L153 211V209H150V210H148V208L147 209H145L144 210V208L142 209V211L145 213L146 212V214H144V213H142V214H144V218H147V220L148 219H151V218H148V217H145V215L146 216H148L149 214H151L152 216L154 215V217H156L154 220H153V222H155V220H159V221H156V222H160L161 224H160V226H158L159 224L157 223V226H158V228L160 227L162 230H160V232L162 231V233L161 234H164L163 232H167V231H170L171 233H172V231H173V233L172 234H174V232H178L179 231V229L183 226H186V228H190V230L192 231V233H191V231L189 230V229H187L188 231H190L189 233H183L182 231L184 230V232H185V229L186 228H184L183 229V227H182V229L183 230H181L180 229V234H177V233H175L174 235H171L172 236V238L174 237V239L172 240V238L170 239V243H168L169 242V240L166 238V237H168V236H166V234H165V236H164V238H166V240H168L166 243H168V245L164 242V240L162 241V239L160 240L159 238L158 239H156L155 241L157 242L156 244H158V241H160V242H162V244H163V242H164V244L163 245H156V244H154V243H152V244H154V245H152V244H149V243H151V241H152V239H153V236H154V232H157V231H159V229L157 228V226H156V222L155 223H153L151 220V222L152 223H150L149 221L148 222H145L144 223V221L143 220H145L143 217H141V218H143L142 220H137V225H138V221H142L144 224H142L141 223V225L139 226V230L137 231L136 229L133 231V229H134V227L135 226H137V225H135L134 224V222H135V217L137 216H135L134 214L136 213V212H132L133 213V215L135 216H133V215H131V214H129V216H133L134 217V221H133V223L132 222H128V220L129 221H131L130 220V218L131 217H126V215L129 213V212H131V211H134V209L135 208H137V210H139L140 208V205H142V207H143V204L141 203H139V201L141 202V200L142 199H138L139 201H138V205H136V204H133V206H130L129 207V209H131V210H129V211H127V209H128V205L127 204H125V205H122V203H123V201L122 200H124L125 199V203H126V201L128 200V197H130L129 196V193L128 194H125V191H123L124 192V194H123V192H121L122 191V187H124V186H121L120 187V189L118 190V194H120V192H121V194H122V196L121 195H117V196H121L120 198H116V193H115V195H114V192H115V189L117 188L118 189V187H117V185H116V188L115 189H113L114 187H115V185L113 186V182H115V181H109L110 183H112L111 185V189H112V191H110V189L108 188L109 187V182H105V180H106V177H109V175H108V173H107V175H106V177H105V179H104V184H106L107 183V185H104V184H102L103 183V181H102V183H99V180H102V179H99L103 174H101L100 176H99V180L97 179V183L96 184H102V186H101V189L103 190L104 188H108L109 189V191H110V195L109 194H107L108 193V190L107 191H101V189L99 188V186L100 185H94L95 186V188H96V186H98V188L100 189V190H97V189H95V188H93V189H95V190H97V196H95V198H93L92 200L91 199H89V200H91V201H89V203L88 202H83V203H87L86 205H85V208H83L82 209V205L81 206H77V205H79V202H78V199L80 198H78V196H76V195H78L79 194V192L77 191L78 189H76V187H74L75 189H76V193L74 194V196H72L73 197V199H75V198H78L76 201H74L73 199H71V196L70 195H72L74 192L73 191H71V189H72V187H70L71 189H70V193L69 192H67L68 194H70L69 196V198L72 200H70L71 202V204H68L69 202V198H68V194H67V196H65V198H64V194L62 195V189H67L68 188V190H69V185H70V183H67V180H69L68 179V177H66V175L68 174V173H66V175H63V176H61L60 174H58V173H60V171H63L64 169H65V167H64V165H62V168H61V170L60 171H58V166H60V165H58L55 169H57V171H58V175L60 176V177H66V179H65V177L64 178H62L63 180H64V183L62 184V180H58V178L60 179V177H57V180H58V182H61L60 184H62L63 186H64V184H65V187H63L62 185V189L60 188L61 186L60 185H56L55 183H58L57 182V180L55 181H53V182H55L54 184L57 186V187H59L60 189H61V192H59L58 190L59 189H57V194H58V196H57V194H56V196H54V198H56L57 197V202H56V200L55 201H51L52 203H53V207L51 208V206L50 205H52V204H50V205H48V206H50L49 208H44V209H42V208H38V206H39V204L41 205V202H43V200L41 201H39V203H38V200L40 199V198H37L36 199V197H38V196H35V192H33L32 191V184L34 183V180L32 179V181H33V183L32 182H27L26 183V181H27V179L25 178V175L24 174H22V173H20L21 171V169H19L18 170V168H17V163L16 164H14V163H11V161H8L7 163H6V161H4V159H3V157L1 156L2 154H0V156L2 157V160H3V163L5 162L6 164H7V167L4 165V164H2V161L0 162V165H3V168H4V170H9V172H10V175H8L7 176V171H6V173H3V174H6V176H4V175H2V176H4L3 177V179L1 178V180H2V182L0 183V185L3 183H6V181H8L7 183L8 184H12L11 185V190H13V189H17V191H15L16 192V194H17V196H16V194H14L13 195V193L12 192H10V193H8V191L10 190V185H9V189H7L6 188V190H7V193L9 194L8 195V198H6L7 200H5V198L3 199V200H5V201H7V206L9 207V209L11 208V211H13L14 212V208L16 207L17 208V210H19L18 208L20 207H17V205H19V203H20V201H21V198H22V196L25 194H28V195H31V197H32V195H33V197H35V199H34V201H35V205H36V202L38 203V206H37V208L36 207H34L35 205H34V203L32 204V202H31V200L33 199V197H32V199L31 198H29L27 195V197L29 198H26V196L24 195V197L26 198V201H27V199L28 200H30V201H27V202H29V204H30V202H31V204L30 205H28L27 204V206H30L31 207V210L33 209V208H36V209H33V211L35 212V213H33L32 211V213L30 212L29 213V215L30 214H34V215H32V219H31V217H29L30 218V221H29V219H28V216H27V214H28V210L27 209H25V210H27V211H25L24 210V208L23 209H21L20 211H25L27 214H26V216H27V222L25 221V223H22L20 220H19V222H18V220H16V214H17V212H16V214H15V212L14 213H12V212H10V211H5L6 213H8V214H10L11 216H9V218H7L6 220H8L9 219V221H8V223L7 224H5L6 226L8 225V231H7V233H6V235H7V237H6V239H4V240H6V242L4 243V241L2 240V233H4L5 231H6V229H5V227L3 228V225H2V228L4 229L3 231L4 232H2L1 230H0V240H2L3 242L1 243L2 244V247H1V250H0V264H32V262L34 263V261H35V263L34 264H39V262H41V260L39 261L38 259H39V253H41L40 251H39V249L41 250V246H39V244H43V248H44V245L46 244V247L48 248V243L47 242H49L48 240L46 241V240H43V242H45L46 241V243H42V240H40L39 239V237H41L40 236V234L42 235V236H44L45 237V235H47L48 236V238L50 237H53L54 235H52V236H50L51 235V232L49 233V235L46 233L49 229H47V228H49L48 227V223H47V221H46V219L47 220H49V219H53V220H49V222L50 221H53V222H51V223H53L54 225L53 226H55V227H52V224L50 223V228L51 229H53L54 230V228H57V233H55L56 235H55V239H54V242L52 241V238H51V240L50 241H52L51 242V245L52 244H54L55 245V247H56V250H54L55 249V247H54V245H52V247H50L51 248V250H49L50 252L52 251V249L54 250V251H52L53 253L55 252V254H52L53 255V257H52V255H50L51 256V258H50V260H52V259H54V257L56 258V260L58 259V261H62L61 263H67V264H74L73 263V261L77 258V257H79V256H81L83 253V251L85 250L86 252L83 254V255H85V256H83V257H85V259L86 260H84L83 258V260H81V263L83 264V262H85L84 264H90V261H91V263L92 264H252V262H254V260L251 258H249V257H247V256H244V255H240V256H237L236 254L239 252L240 253V251H238V252H236L235 253V255H232L231 254V252L230 251H228L229 250V247H225V244H224V239H226V234L229 232L230 233V231H232L233 230V228H235L236 226H240V225H244V224H250L253 220L251 219V218H253L252 216H249V214H248V212L250 211V208H251V206H253V205H251V206H249L250 204H247L246 203V205L244 204V202L246 201L245 199H247L248 197L247 196H250V195H248L249 194V191L250 190H257V189H259V190H264V160H262V163H260V162H258V160H255V156H257L258 154H262V155H264V100H262L261 98H259V99H257V98H255L254 99V102L252 101V105L250 106V108L249 109H245V111H244V109H242L243 107L239 104V101H238V98L237 97H234L233 95V99H231L230 101H228V100H225L224 101V104L222 103V105L220 104L218 107H212V106H210L209 104H210V102H209V100H210V93H203V92H201L203 95V97L199 100L198 98H199V96L201 95L200 94V92H199V87H198V83L197 82H199L200 83V81H197L196 83L195 82H193L192 81ZM213 79V78H212ZM218 79V78H217ZM259 79L261 80V78L259 77ZM263 79V78H262ZM1 80V79H0ZM3 80V79H2ZM8 80V79H7ZM16 80V79H15ZM22 80V79H21ZM26 80V79H25ZM29 80V79H28ZM38 80V79H37ZM46 80V79H45ZM82 80V79H81ZM91 80H92V78H91ZM95 80H96V78H95ZM119 80V79H118ZM140 80V79H139ZM176 80H177V78H176ZM224 80V79H223ZM222 80V81H223ZM240 80V79H239ZM238 80V81H239ZM244 80V79H243ZM249 80V79H248ZM255 80V79H254ZM264 80V79H263ZM9 81V80H8ZM14 81V80H13ZM23 81H24V78H23ZM39 81V80H38ZM41 81V80H40ZM50 81V80H49ZM61 81V80H60ZM68 81H70V80H68ZM73 81V80H72ZM71 81V82H72ZM97 81V80H96ZM96 81H93V84H94V82H96ZM104 81V80H103ZM106 81V80H105ZM125 81H127V80H125ZM131 81V80H130ZM134 81V80H133ZM205 81V80H204ZM213 81V80H212ZM220 81H221V79H220ZM226 81V80H225ZM237 81V80H236ZM241 81V80H240ZM251 81H252V79H251ZM11 82V81H10ZM21 82V81H20ZM45 82V81H44ZM66 82V81H65ZM76 82V81H75ZM90 82V81H89ZM114 82V81H113ZM121 82V81H120ZM124 82V81H123ZM145 82V81H144ZM175 82V81H174ZM206 82V81H205ZM217 82V81H216ZM227 82V81H226ZM233 82V81H232ZM244 82H246V81H244ZM248 82V81H247ZM257 82V81H256ZM27 83H28V81H27ZM27 83L25 84V85H27ZM35 83V82H34ZM39 83V82H38ZM48 84H49V82H47ZM54 83H56L55 81H54ZM53 83V84H54ZM57 83H58V81H57ZM83 83H84V81H83ZM87 83H88V81H87ZM90 83H92V82H90ZM89 83V84H90ZM99 83V82H98ZM105 83V82H104ZM110 83V82H109ZM122 83V82H121ZM151 83V82H150ZM156 83H158L157 81H156ZM166 83H167V81H166ZM177 83V82H176ZM213 83V82H212ZM211 83V84H212ZM223 83V82H222ZM255 83V82H254ZM263 83V82H262ZM3 84V83H2ZM13 84V83H12ZM31 84V83H30ZM59 84V83H58ZM63 84V83H62ZM86 84V83H85ZM88 84V85H89ZM100 84H101V81H100ZM103 84V83H102ZM111 84H112V82H111ZM115 84V83H114ZM124 84V83H123ZM122 84V85H123ZM127 84V83H126ZM133 84V83H132ZM138 84V83H137ZM141 84V83H140ZM172 84V83H171ZM195 84V85H194ZM207 84V83H206ZM216 84H218V83H216ZM240 84V83H239ZM238 84V85H239ZM15 85V84H14ZM23 85V84H22ZM47 85V84H46ZM50 85V87H51V85L52 84H49ZM60 85V84H59ZM67 85V84H66ZM79 85V84H78ZM83 85V84H82ZM99 85V84H98ZM119 85V84H118ZM121 84H120V86H122ZM139 85V84H138ZM148 84H146V86H147ZM174 85V84H173ZM178 85V84H177ZM204 84H202V85H200V86H203ZM210 85V84H209ZM227 85V84H226ZM244 85V84H243ZM258 85V84H257ZM6 86H9V84L7 85V84H5V87ZM19 86H20V84H19ZM37 86V85H36ZM61 86V85H60ZM104 86V85H103ZM112 86H114V85H112ZM140 86V85H139ZM165 86V85H164ZM218 86V85H217ZM250 86V85H249ZM254 86V85H253ZM262 86V85H261ZM1 87H4V86H2L1 85ZM12 87H14V86H12ZM11 87V88H12ZM58 87V86H57ZM63 87H65V86H63ZM102 87V86H101ZM132 87V86H131ZM137 87V86H136ZM136 87H133V88H136ZM158 87V86H157ZM161 87V86H160ZM163 87V86H162ZM167 87V86H166ZM172 87V86H171ZM174 87V86H173ZM212 87H213V85H212ZM221 87V86H220ZM224 87V86H223ZM227 87V86H226ZM248 87V86H247ZM246 87V88H247ZM263 87V86H262ZM7 88V87H6ZM9 89H10V86L8 87ZM16 88V87H15ZM19 88V87H18ZM18 88H16V89H18ZM21 88H23V87H21ZM26 88V87H25ZM38 88V87H37ZM48 88V87H47ZM65 88H67V86L65 87ZM93 88V87H92ZM140 88H141V86H140ZM149 88V87H148ZM175 88H173V89H175ZM196 88V89H195ZM200 88H203V87H200ZM205 88H208V87H206L205 86ZM204 88V90L206 91L207 90V92H208V89H205ZM213 88H215V87H213ZM242 88V87H241ZM255 88V87H254ZM256 88H258V87H256ZM26 89H28V88H26ZM57 89V88H56ZM72 89V88H71ZM76 89H78V88H76ZM97 89V88H96ZM102 89V88H101ZM117 89H119V88H117ZM124 89V88H123ZM126 89H127V87H126ZM144 89V88H143ZM142 89V90H143ZM151 89H153V88H151ZM161 89V88H160ZM237 89V88H236ZM243 89H244V87H243ZM250 89V88H249ZM259 89V88H258ZM261 89H263L264 90V88H261ZM48 90H50V89H48ZM47 90V91H48ZM86 90H87V88H86ZM86 90H84L85 92H86ZM98 90V89H97ZM97 90H95L94 92L96 93L97 92ZM127 90H129V89H127ZM132 91H133V89H131ZM148 90V89H147ZM162 90V89H161ZM210 90H212V89H210ZM221 90V89H220ZM219 90V91H220ZM239 90V89H238ZM255 90V89H254ZM3 91H5V89L3 90ZM11 91V90H10ZM20 91V90H19ZM18 91V92H19ZM22 91V90H21ZM63 91V90H62ZM65 91V90H64ZM83 91V92H84ZM135 91V90H134ZM149 91H151V90H149ZM166 91V90H165ZM169 91H173V90H169ZM233 91V90H232ZM253 91V90H252ZM258 91V90H257ZM9 92V91H8ZM13 92V91H12ZM24 92V91H23ZM38 92H39V90H38ZM66 92V91H65ZM70 92H72V90L70 91ZM76 92V91H75ZM100 92H101V90H100ZM103 92V91H102ZM117 92V91H116ZM123 92V91H122ZM138 92V91H137ZM137 92H135V95L137 94ZM141 92V91H140ZM222 92V91H221ZM224 92H226V91H224ZM238 92V91H237ZM242 92H244V90L242 91ZM259 92V91H258ZM262 92V91H261ZM260 92V93H261ZM17 93V92H16ZM15 93V94H16ZM22 93V92H21ZM26 93V92H25ZM37 93V92H36ZM52 93H53V91H52ZM59 93V92H58ZM61 93H63V92H60V94ZM69 93V92H68ZM73 93V92H72ZM78 93V92H77ZM94 93V94H95ZM114 93V92H113ZM128 94H129V91L127 92ZM131 93V92H130ZM132 93H134V92H132ZM167 93V94H168ZM1 94V93H0ZM4 94V93H3ZM5 94H6V92H5ZM7 94H9V93H7ZM32 94V93H31ZM46 94V93H45ZM57 94V93H56ZM87 94V93H86ZM85 94V95H86ZM88 94H89V92H88ZM91 94V93H90ZM89 94V95H90ZM101 94V93H100ZM123 93H121V95H122ZM125 94V93H124ZM127 94V95H128ZM145 94V93H144ZM198 94V95H197ZM213 94V93H212ZM211 94V95H212ZM217 94V93H216ZM223 94V93H222ZM221 94V95H222ZM229 94V93H228ZM242 94V93H241ZM262 94V93H261ZM264 94V93H263ZM13 95V94H12ZM19 95V94H18ZM17 95V96H18ZM30 95V94H29ZM35 95V94H34ZM47 95V94H46ZM52 95V94H51ZM63 95V94H62ZM73 95V94H72ZM81 95V94H80ZM105 95V94H104ZM110 95V94H109ZM111 95H113V94H111ZM118 95V94H117ZM116 95V96H117ZM131 95V94H130ZM141 95V94H140ZM154 95V94H153ZM214 95V94H213ZM220 95V94H219ZM226 95H227V92H226ZM234 95H236V94H234ZM243 95V94H242ZM244 95H245V93H244ZM243 95V96H244ZM251 95V94H250ZM14 96V95H13ZM12 96V97H13ZM27 96V95H26ZM38 96V95H37ZM61 96V95H60ZM74 96H76V95H74ZM92 96V95H91ZM100 96V95H99ZM123 96V95H122ZM121 96V97H122ZM125 96V95H124ZM145 96H147V95H145ZM152 96V95H151ZM155 96V95H154ZM247 96V95H246ZM19 97V96H18ZM51 97V96H50ZM52 97H55L54 96V94H53V96ZM56 97H57V95H56ZM59 97V96H58ZM62 97V96H61ZM60 97V98H61ZM69 97V96H68ZM73 97V96H72ZM78 97H80V96H78ZM104 97H106V96H104ZM110 97V96H109ZM108 97V98H109ZM117 97H119V96H117ZM128 97H130V96H128ZM136 97V96H135ZM169 97V98H168ZM189 97H191V98H189ZM192 97H194V98H192ZM220 97V96H219ZM226 97V96H225ZM230 97V96H229ZM260 97V96H259ZM2 98H4V97H2ZM7 98V97H6ZM45 98H46V96H45ZM48 98V97H47ZM63 98H64V96H63ZM67 98V97H66ZM81 98V97H80ZM96 98H98L97 96H96ZM101 98V97H100ZM111 98V97H110ZM114 98V97H113ZM125 98V97H124ZM131 98V97H130ZM149 98V97H148ZM152 98V97H151ZM227 98V97H226ZM14 99V98H13ZM22 99V98H21ZM54 99V98H53ZM69 99H71V98H69ZM92 99V98H91ZM99 99V98H98ZM121 99H123V98H121ZM128 99V98H127ZM133 99H135L134 97H133ZM141 99V98H140ZM154 99H155V97H154ZM228 99H230V98H228ZM241 99V98H240ZM5 100V99H4ZM32 100V99H31ZM57 100V99H56ZM67 100V99H66ZM65 100V101H66ZM76 100V99H75ZM74 100V101H75ZM93 100V99H92ZM103 100V99H102ZM107 100V99H106ZM109 100V99H108ZM113 100V99H112ZM124 100V99H123ZM122 100V101H123ZM142 100V99H141ZM146 100V99H145ZM144 100V98H143V101H145ZM149 100V99H148ZM198 100V101H197ZM211 100H213V99H211ZM218 100V99H217ZM2 100H0V103H2L1 102ZM28 101H30V100H28ZM45 101V100H44ZM53 101V100H52ZM60 101V100H59ZM61 101H62V99H61ZM65 101H63V102H65ZM71 101V100H70ZM91 101V100H90ZM122 101H119L120 103H122ZM128 101V100H127ZM151 101V100H150ZM150 101H149V103H150ZM154 101V100H153ZM192 101H194V102H192ZM215 101V100H214ZM214 101H212V103L214 102ZM221 101V100H220ZM226 101H228V102H226ZM249 101H251V99L249 100ZM4 102V101H3ZM8 102V101H7ZM13 102V101H12ZM18 102V101H17ZM16 102V103H17ZM22 102V101H21ZM42 102V101H41ZM92 102V101H91ZM103 102H106V101H104L103 100ZM118 102V101H117ZM118 102V104H120ZM129 102V101H128ZM139 102V101H138ZM142 102V101H141ZM209 102V103H208ZM223 102V101H222ZM226 102V103H225ZM246 102V101H245ZM5 103V102H4ZM10 103V102H9ZM33 103V102H32ZM36 103H37V101H36ZM43 103H45V102H43ZM93 103V102H92ZM102 103V102H101ZM107 103H108V101H107ZM110 103H112V102H110ZM116 103V102H115ZM132 103V102H131ZM193 103V104H192ZM220 103V102H219ZM248 103V102H247ZM250 103V102H249ZM6 104V103H5ZM34 104V103H33ZM46 104V103H45ZM52 104H54V106H55V103L53 102ZM70 104V103H69ZM71 104H72V101H71ZM75 104V103H74ZM94 104V103H93ZM99 104V103H98ZM117 104V103H116ZM124 104H125V102H124ZM126 104H128L127 102H126ZM125 104V105H126ZM138 104V103H137ZM143 104H145V103H143ZM147 104V103H146ZM151 104V103H150ZM35 105V104H34ZM62 105V104H61ZM101 105V104H100ZM108 105V104H107ZM113 105V104H112ZM122 104H120L119 106L120 107H122L121 106ZM124 105V107L126 108V106ZM250 105V104H249ZM5 106V105H4ZM14 106V105H13ZM29 106V105H28ZM32 106V105H31ZM47 106V105H46ZM58 106V105H57ZM73 106V105H72ZM74 106H76V105H74ZM80 106V105H79ZM103 106H104V104H103ZM114 106V105H113ZM113 106H110V107H112L113 108ZM117 106V105H116ZM142 107L141 108H143V105H141ZM150 106V105H149ZM162 108H161V107ZM166 106V107H165ZM175 106V107H174ZM246 106H248V105H246ZM245 106V107H246ZM37 107V106H36ZM39 107V106H38ZM41 107V106H40ZM48 107V106H47ZM46 107V109H48L49 111H50V109L51 108H47ZM63 107V106H62ZM65 107V106H64ZM63 107V108H64ZM70 107V106H69ZM93 107H95V106H93ZM106 106H104V108H105ZM136 107V106H135ZM189 107H191L190 109H189ZM3 108V107H2ZM6 108V107H5ZM8 108V107H7ZM11 108H12V106H11ZM24 108V107H23ZM35 108V107H34ZM45 108V107H44ZM53 108V107H52ZM54 108H56V107H54ZM66 108V107H65ZM79 108V107H78ZM81 108V107H80ZM98 108V107H97ZM115 109H116V107H114ZM119 108V107H118ZM141 108H139V109H141ZM145 108V107H144ZM147 109H143L145 112H147V111H150L149 110V108H148V106L146 107ZM40 109H42V108H40ZM77 109V108H76ZM91 109V108H90ZM130 109V108H129ZM128 109V110H129ZM136 109V108H135ZM151 109V108H150ZM157 109H155L156 111H158ZM164 109V110H165ZM169 109V110H170ZM189 109V110H188ZM11 110V109H10ZM28 110V109H27ZM31 110H34L33 109V106H32V108H31ZM47 110V111H48ZM57 110H59V109H57ZM78 110H80V109H78ZM95 110L97 111V109L95 108ZM102 110V109H101ZM120 110V109H119ZM125 110V109H124ZM132 110V109H131ZM134 110V109H133ZM137 110H138V108H137ZM142 110V109H141ZM140 110V111H141ZM142 110V111H143ZM153 110V109H152ZM155 110H153V113H156V112H154ZM107 111V110H106ZM111 111V110H110ZM139 111V110H138ZM138 111H136V112H138ZM143 111V112H144ZM175 111H173L174 112V114H176L177 116H179V112H177V113H175ZM16 112V111H15ZM33 112V111H32ZM36 112V111H35ZM34 112V113H35ZM38 112V111H37ZM45 113H46V110L44 111ZM53 112V111H52ZM56 112V111H55ZM58 112V111H57ZM61 112H62V110H61ZM102 112V111H101ZM104 112V111H103ZM119 112H121V111H119ZM132 112V111H131ZM142 112V113H143ZM145 112H144V114H145ZM170 112V111H169ZM172 112V113H173ZM182 112V113H181ZM39 113H40V111H39ZM73 113V112H72ZM91 113V112H90ZM93 113V112H92ZM96 113V112H95ZM99 113V112H98ZM113 113H114V110H113ZM112 113V114H113ZM116 113V112H115ZM130 113V112H129ZM133 113V112H132ZM152 113V115H154ZM156 113V114H157ZM171 113V114H172ZM36 114V113H35ZM53 114H55L54 112H53ZM61 114V113H60ZM63 114V113H62ZM67 114V113H66ZM71 114V113H70ZM103 114V113H102ZM106 114V113H105ZM110 114V113H109ZM121 114V113H120ZM131 114V113H130ZM137 114V113H136ZM149 113L147 112V115H148ZM151 114V113H150ZM155 114V115H156ZM163 114V113H162ZM170 114V113H169ZM173 114V115H174ZM26 115V114H25ZM29 115V114H28ZM42 115V114H41ZM40 115V116H41ZM45 115V114H44ZM58 115V114H57ZM97 115H99V114H97ZM117 115V114H116ZM115 115V116H116ZM124 115V114H123ZM146 115V114H145ZM151 115V116H152ZM167 115V114H166ZM175 115V116H176ZM50 116H52V115H50ZM66 116V115H65ZM75 116V115H74ZM88 116V115H87ZM91 116V115H90ZM100 116H102V115H100ZM112 116V115H111ZM110 116V117H111ZM131 116V115H130ZM139 116H140V114H139ZM149 116V115H148ZM150 116V117H151ZM167 116H169V115H167ZM166 116V117H167ZM176 116V117H177ZM37 117V116H36ZM39 117V116H38ZM46 117V116H45ZM49 117V116H48ZM47 117V118H48ZM55 117V116H54ZM58 117H59V115H58ZM60 117H64V116H61L60 115ZM85 117V116H84ZM104 117V116H103ZM103 117H102V119H103ZM108 117V116H107ZM118 117H121V116H118ZM127 117H128V115H127ZM132 118H134L133 116H131ZM130 117V118H131ZM138 117V116H137ZM136 117V118H137ZM164 117V116H163ZM165 117V118H166ZM170 117V116H169ZM180 117V116H179ZM178 117V118H179ZM182 117V116H181ZM180 117V118H181ZM2 118V117H1ZM44 118V117H43ZM51 118V117H50ZM56 118V117H55ZM65 118V117H64ZM87 118V117H86ZM86 118H84V119H86ZM109 118V117H108ZM115 118V117H114ZM161 118H162V116H161ZM173 118V117H172ZM172 118H170V119H172ZM6 119V118H5ZM14 119H16V118H14ZM20 119L22 120V118L20 117ZM25 119V118H24ZM29 119H30V117H29ZM28 119V120H29ZM32 119V118H31ZM40 119V118H39ZM46 119V118H45ZM74 119H75V117H74ZM74 119H72V120H74ZM88 119V118H87ZM106 119V118H105ZM116 119V118H115ZM122 119V118H121ZM138 119V118H137ZM136 119V120H137ZM149 119V118H148ZM153 119V118H152ZM167 119H169V118H167ZM182 119V118H181ZM180 119V120H181ZM3 120V119H2ZM27 120V119H26ZM36 120V119H35ZM35 120H33V121H35ZM42 120V119H41ZM50 120V119H49ZM52 120V119H51ZM55 120V119H54ZM58 120V119H57ZM60 120V119H59ZM89 120V119H88ZM98 120H100V118L98 119ZM97 120V121H98ZM111 120V119H110ZM109 120V121H110ZM117 120V119H116ZM127 120V119H126ZM131 120V119H130ZM144 120V119H143ZM164 120V119H163ZM173 120V119H172ZM179 120V119H178ZM20 121V120H19ZM37 121V120H36ZM63 121V120H62ZM65 121H66V119H65ZM79 121H81V120H79ZM83 121V120H82ZM84 121H86V120H84ZM114 121V120H113ZM119 121V120H118ZM129 121V120H128ZM127 121V123L129 124V122ZM142 121V120H141ZM155 121V120H154ZM165 121V120H164ZM173 121H175V120H173ZM182 121V124L184 123L183 121L184 120H181ZM1 122H3V121H1ZM18 122V121H17ZM39 122V121H38ZM42 122V121H41ZM50 122V121H49ZM61 122V121H60ZM72 123H74L73 121H71ZM88 122V121H87ZM90 122V121H89ZM111 122V121H110ZM135 122H137V121H134V123ZM144 122H146V120L144 121ZM163 122V121H162ZM169 122V121H168ZM25 123V122H24ZM29 123H31V122H29L28 121V123H26V124H29ZM35 122H33V125H35L34 124ZM43 123V122H42ZM65 123V122H64ZM70 123V122H69ZM96 122H94V124H95ZM101 123V122H100ZM103 123V122H102ZM115 123V122H114ZM141 123V122H140ZM171 123V122H170ZM175 123H176V121H175ZM17 124V123H16ZM38 124V123H37ZM44 124V123H43ZM46 124H47V122H46ZM45 124V125H46ZM51 124V123H50ZM53 124V123H52ZM66 124H68V122L66 123ZM118 124V123H117ZM123 124V123H122ZM127 124V125H128ZM133 124V123H132ZM139 124V123H138ZM137 124V126H139ZM145 124V123H144ZM168 124V123H167ZM178 124H180V123H178ZM45 125H44V127H45ZM58 125V124H57ZM56 125V126H57ZM100 125H102V124H100ZM120 125V124H119ZM127 125H126V127H127ZM131 125V124H130ZM136 125V124H135ZM151 125H152V123H151ZM155 125V124H154ZM165 125H166V123H165ZM173 125V124H172ZM9 126V125H8ZM12 126V125H11ZM20 126V125H19ZM39 126H41V124L39 125ZM60 126V125H59ZM63 126V125H62ZM66 126H69V125H66ZM104 126V125H103ZM122 126V125H121ZM123 126L125 127V125L123 124ZM131 126H133V125H131ZM131 126H129V127H131ZM141 126H143V125H141ZM150 126V125H149ZM164 127V125H161V127ZM167 126V125H166ZM181 126V125H180ZM2 127V126H1ZM20 127H24V126H20ZM19 127V128H20ZM32 127V126H31ZM34 127V126H33ZM32 127V128H33ZM38 127V126H37ZM41 127H43V126H41ZM47 127V126H46ZM54 127V126H53ZM53 127L51 126V127H49V128H52L53 129ZM71 127H73V125L71 126ZM95 127V126H94ZM97 127L98 126H96V129H97ZM124 127H118L119 128V130L120 131H124V130H127L128 131V129H126V128H124ZM135 127V126H134ZM133 127V128H134ZM148 127V126H147ZM152 127V126H151ZM160 127V128H161ZM162 127V128H163ZM169 127V126H168ZM176 127V126H175ZM174 127V128H175ZM178 127V126H177ZM24 128H27V127H24ZM56 128H60V127H56ZM64 128H65V126H64ZM68 128H70V127H68ZM68 128H65V130L66 129H68ZM102 128V127H101ZM121 128V129H120ZM136 128V127H135ZM144 128V127H143ZM159 128V130L161 131V129ZM166 128V127H165ZM181 128V127H180ZM29 129H31V128H29ZM36 129V128H35ZM42 129H44V128H42ZM52 129H49V131L50 130H52ZM100 129V128H99ZM137 129V128H136ZM142 129V128H141ZM158 129V128H157ZM171 129H173L172 127H171ZM2 130V129H1ZM19 130V129H18ZM34 129H32V131H33ZM56 130V129H55ZM60 130V129H59ZM61 130H62V128H61ZM64 130V131H65ZM132 130V129H131ZM131 130H129L128 131V133L129 132H132V134H133V132H134V130L133 131H131ZM142 130H144V129H142ZM152 130V129H151ZM167 130V129H166ZM178 130V129H177ZM181 130V129H180ZM9 131V130H8ZM23 131V130H22ZM31 131V130H30ZM37 131V130H36ZM42 131V130H41ZM43 131H45V130H43ZM58 131V130H57ZM56 131V132H57ZM63 131V132H64ZM112 131V130H111ZM117 131V130H116ZM119 131V132H120ZM137 131V130H136ZM135 131V132H136ZM148 131V130H147ZM155 131H157V130H155ZM154 131V132H155ZM165 131V130H164ZM163 131V132H164ZM2 132V131H1ZM4 132H6V131H4ZM12 132V131H11ZM19 132H21V131H19ZM33 132H35V130L33 131ZM38 132V131H37ZM36 132V133H37ZM48 132V131H47ZM55 132V131H54ZM119 132H117V134L119 133ZM141 132V131H140ZM163 132H161V133H163ZM178 132H180V131H178ZM189 132V133H190ZM16 133V132H15ZM23 133V132H22ZM30 134L32 133V132H29ZM42 133V132H41ZM46 133V132H45ZM52 133H53V131H52ZM102 133V132H101ZM122 133V132H121ZM145 133V132H144ZM160 133V134H161ZM164 133H166V132H164ZM168 133V132H167ZM166 133V134H167ZM169 133H170V131H169ZM3 134V133H2ZM1 134V135H2ZM8 134V133H7ZM18 134V133H17ZM17 134H15V135H17ZM25 134H26V131H25ZM28 134V133H27ZM27 134H26V136H27ZM34 134V133H33ZM55 134V133H54ZM62 134V133H61ZM64 134H65V132H64ZM105 134H107L106 133V131H105ZM105 134H104V132H103V135H104V138H103V136H100V137H102V138H100V140L103 142V140H104V142L106 143V137H105ZM111 134V133H110ZM125 134V133H124ZM127 134V133H126ZM131 134V133H130ZM137 134L139 135V132L138 133H136L135 135L137 136ZM147 134V133H146ZM43 135V134H42ZM59 135V134H58ZM100 135H102V134H100ZM116 135V134H115ZM119 135H120V133H119ZM145 135V134H144ZM155 135V134H154ZM169 135V134H168ZM173 135H175V134H173ZM173 135H169V136H173ZM21 136V135H20ZM22 136H23V134H22ZM33 136H35V135H33ZM33 136H31V137H33ZM45 136V135H44ZM93 136V135H92ZM107 136V135H106ZM109 136V135H108ZM130 135H126V137H128L127 139L128 140H126V141H129L130 140V138L131 137H129ZM132 136V135H131ZM162 136H165V135H163V134H161V137ZM167 136V135H166ZM177 136V135H176ZM180 136V135H179ZM189 136V135H188ZM12 137V136H11ZM16 137H18V135L16 136ZM25 137V136H24ZM56 137V136H55ZM110 137V136H109ZM119 137V136H118ZM124 137H125V135H124ZM140 137V136H139ZM138 137V138H139ZM142 137H143V135H142ZM157 137V136H156ZM190 137V136H189ZM188 137V138H189ZM9 138V137H8ZM23 138V137H22ZM36 138V137H35ZM48 138V137H47ZM57 138V137H56ZM66 138H67V136H66ZM114 138V137H113ZM116 138V137H115ZM137 138V139H138ZM148 138V137H147ZM151 138H153V137H151ZM166 138V137H165ZM172 138V137H171ZM20 139V138H19ZM60 139H61V135H60ZM88 139V138H87ZM87 139H85V140H87ZM97 139V138H96ZM123 139V138H122ZM126 139V138H125ZM155 139H157V138H155ZM159 139V138H158ZM161 139V138H160ZM183 139V138H182ZM191 139V138H190ZM21 140H24V138L23 139H21ZM47 140V139H46ZM51 139H49L48 141H50ZM59 140V139H58ZM57 140V141H58ZM112 140V139H111ZM139 141H140V139H138ZM142 140H144V139H141V141ZM162 140H164L163 139V137H162ZM167 140H169V139H167ZM171 140V139H170ZM173 141H175L174 139H172ZM180 140V139H179ZM184 140H186V137H185V139ZM192 140V139H191ZM28 141H29V139H28ZM27 140H26V142L24 143V144H26L27 142H28ZM31 141V140H30ZM38 141V140H37ZM36 141V142H37ZM44 141V140H43ZM42 141V142H43ZM52 142L54 141V140H51ZM50 141V142H51ZM55 141H56V139H55ZM54 141V142H55ZM63 141H65V139L63 140ZM67 141V140H66ZM79 141V140H78ZM91 141V140H90ZM90 141H87V142H90ZM94 142H96V140L94 139L93 140ZM93 141H91L90 143L91 144H93V145H90V147L88 146L90 143H88V144H86V146H84V147H89L90 148V150H88V148H87V150L85 149V148H81L83 145L81 144H79L81 147H80V149H78V150H82V149H84V150H86L88 153H86V155L87 156H90V157H92V156H94V154L97 152H95V153H93V154H91L92 152H93V148L95 147V149H97V147H99L100 148V146L98 145V144H100V142L98 141V139H97V141L99 142L98 144L96 143L95 145H94V142ZM137 141V140H136ZM140 141V143H142ZM153 141V140H152ZM156 141V140H155ZM158 141V140H157ZM161 141V140H160ZM178 141V140H177ZM11 142V141H10ZM41 142V141H40ZM39 142V143H40ZM45 142V141H44ZM51 142V143H52ZM73 142V141H72ZM76 142V141H75ZM86 142V143H87ZM101 142V143H102ZM103 142V143H104ZM113 142V141H112ZM115 142V141H114ZM117 142V141H116ZM125 142V141H124ZM133 142V141H132ZM138 142V141H137ZM159 142V141H158ZM157 142V143H158ZM167 143H168V141H166ZM179 142V141H178ZM186 142V141H185ZM21 143V142H20ZM31 143V142H30ZM56 143V142H55ZM81 143H82V141H81ZM102 143V144H103ZM103 144V145H106V144ZM119 143H120V141H119ZM129 143V142H128ZM144 143H146L145 142V140H144ZM155 143V142H154ZM153 143V144H154ZM182 143V142H181ZM190 143V142H189ZM1 144V143H0ZM3 144H5V143H3ZM18 144H19V140H18ZM33 144V143H32ZM31 144V145H32ZM43 144V143H42ZM65 144H67L66 142H65ZM70 144H73V143H70ZM147 144V143H146ZM164 144V143H163ZM162 144V145H163ZM174 144V143H173ZM176 144H177V142H176ZM186 144V143H185ZM191 144V143H190ZM193 144V143H192ZM11 145V144H10ZM28 145V144H27ZM26 145V146H27ZM35 145H36V143H35ZM38 145V144H37ZM51 145V144H50ZM55 145V144H54ZM53 145V146H54ZM77 145H78V142H77ZM84 145H85V143H84ZM96 145H97V147H96ZM108 145V144H107ZM113 145V144H112ZM136 145V144H135ZM138 145V144H137ZM140 145V144H139ZM148 145V144H147ZM160 145V144H159ZM169 145V144H168ZM170 145H172V144H170ZM180 145V144H179ZM182 145V144H181ZM4 146V145H3ZM19 146H21V145H19ZM25 146V147H26ZM43 146H46V145H43ZM63 146V145H62ZM61 146V147H62ZM68 146V145H67ZM71 146V145H70ZM76 146V145H75ZM92 146V147H91ZM141 146V145H140ZM143 146V145H142ZM154 146H156V147H158L157 145H154ZM164 146V145H163ZM165 146H166V144H165ZM186 146V145H185ZM189 146V145H188ZM11 147V146H10ZM24 147V148H25ZM32 147H33V145H32ZM40 147H42V146H40ZM79 147V146H78ZM105 148H103V146H102V148L104 149V150H106V146H104ZM112 147V146H111ZM117 147V146H116ZM120 147V146H119ZM152 147H153V145H152ZM160 147V146H159ZM170 147V146H169ZM168 147V148H169ZM180 147V146H179ZM197 147V146H196ZM16 148H18V147H16ZM27 148V147H26ZM31 148V147H30ZM46 147H44V149H45ZM52 148V147H51ZM56 148H57V146H56ZM71 148V147H70ZM98 148V149H99ZM101 148V149H102ZM118 148V147H117ZM121 148V147H120ZM119 148V149H120ZM123 148V147H122ZM128 149H129V147H127ZM134 148V147H133ZM148 147L146 146V149H147ZM166 148V147H165ZM171 148H173V147H171ZM190 148V147H189ZM195 148V147H194ZM194 148H192V149H194ZM10 149V148H9ZM15 149V148H14ZM22 149V148H21ZM58 149V148H57ZM77 149L75 148V152L73 153L72 151H71V154L73 153V155H79V157L81 158V159H79V157L77 158V159H79L80 161H82V163H84L85 161H84V159L82 160V157L80 156V155H84L83 154V151H80L79 153H78V151H77ZM95 149H94V151H95ZM97 149V150H98ZM101 149H99V151H101ZM102 149V150H103ZM110 149V148H109ZM127 149V150H128ZM131 149V148H130ZM139 149V148H138ZM149 149H151V148H149ZM153 149H155V148H153ZM175 149V148H174ZM185 149V148H184ZM184 149H182L183 151H184ZM192 149H191V151H192ZM38 150V149H37ZM36 150V151H37ZM45 150H50V148H48V146H47V149H45ZM59 150V149H58ZM68 150V149H67ZM72 150L74 151V148H72ZM91 150H92V152H91ZM115 150V149H114ZM114 150H112V151H114ZM122 150V149H121ZM124 150V149H123ZM133 150V149H132ZM140 150H142V149H140ZM144 150V149H143ZM142 150V151H143ZM162 150H163V148H162ZM173 150V149H172ZM186 150V149H185ZM197 150H199V151H197ZM11 151H13V150H11ZM28 151V150H27ZM35 151V150H34ZM40 151V150H39ZM38 151V152H39ZM53 151H54V149H53ZM52 151V152H53ZM76 151H77V154H76ZM98 151V152H99ZM107 151V150H106ZM116 151V150H115ZM119 151V150H118ZM117 151V152H118ZM139 151V150H138ZM145 151V150H144ZM154 151V150H153ZM152 151V152H153ZM190 151V150H189ZM41 152H43L42 151V148H41ZM46 152V151H45ZM51 152V153H52ZM55 152V151H54ZM63 152V151H62ZM65 152V151H64ZM67 152V151H66ZM69 152H70V150H69ZM104 151H102V153H103ZM108 152V151H107ZM107 152L106 153H104L105 155L107 154ZM130 152H132L131 150H130ZM156 152H157V150H156ZM156 152H154V153H156ZM175 152V151H174ZM182 152V151H181ZM3 153V152H2ZM20 153V152H19ZM33 153V152H32ZM31 153V154H32ZM40 153V152H39ZM47 153H49V152H47ZM84 153H85V151H84ZM100 153V152H99ZM102 153H100V154H102ZM128 153H129V150H128ZM136 153V152H135ZM142 153V152H141ZM159 153V152H158ZM165 152H163V154H164ZM178 153V152H177ZM190 153V152H189ZM11 154V153H10ZM25 154V153H24ZM28 154H30L29 152H28ZM53 154V153H52ZM67 154V153H66ZM104 154H102V156H100L99 157V154L96 156V157H98L97 159H101V157L103 158L104 157ZM112 154V153H111ZM118 154V153H117ZM127 154V153H126ZM137 154H138V152H137ZM136 154V155H137ZM145 154H147V152L145 153ZM167 154V153H166ZM165 154V155H166ZM171 154V153H170ZM174 154V153H173ZM179 154V153H178ZM186 154V153H185ZM188 154V153H187ZM256 154V155H255ZM37 155V154H36ZM39 155V154H38ZM41 155V154H40ZM46 155V154H45ZM44 155V156H45ZM51 155V154H50ZM65 155V154H64ZM63 155V156H64ZM67 155H69V154H67ZM66 155V156H67ZM72 155V156H73ZM77 155V156H78ZM86 155H84V158L86 159ZM92 155V156H91ZM115 155H116V153H115ZM124 155V154H123ZM128 155V154H127ZM126 155V156H127ZM135 155V154H134ZM133 155V156H134ZM147 155H150V154H147ZM158 155V154H157ZM189 155H191V154H189ZM4 156V155H3ZM16 156V158H18L17 157V155H15ZM14 156V157H15ZM18 156H20V155H18ZM23 156V155H22ZM24 156H27L26 154L24 155ZM35 155H33V157H34ZM47 156V155H46ZM54 156V155H53ZM55 156H57V155H55ZM63 156H61V157H63ZM86 156V157H85ZM108 156H111L110 155V153H109V155ZM118 156H120L119 154H118ZM122 156V155H121ZM133 156L131 157L130 155H129V157L130 158H133ZM140 156H141V154H140ZM138 157L137 156V158H140L141 160H142V162H144L145 161V163H147L148 165L147 166H145V163L143 164V165H141V163L139 162V161H141V160H139V159H135V157L133 158L134 159V161L135 160H137L136 162H137V164L135 165L134 163H136V162H134V161H132L133 162V164L135 165V167L137 166V168H134V165H132V167L135 169V171L137 170L138 171V173L137 174H141V172H144V168H149L150 166H152L151 164H149L148 163V161L147 160H144L143 161V158H141V157ZM145 157H147L146 155H144ZM143 155H142V157H144ZM160 156V155H159ZM179 156H181V155H179ZM6 157H8V154H7V156ZM10 157V156H9ZM13 157V158H14ZM40 157V156H39ZM42 157V156H41ZM59 157V156H58ZM67 157H69V156H67ZM96 157H94L95 159H96ZM107 156H105V158H103V159H106V160H103V159H101V160H99L100 162H107V160H108V158H110V157H108V158H106ZM112 157V156H111ZM127 158L128 159V164H130L131 165V161H129L130 160V158ZM155 157V156H154ZM162 157V156H161ZM168 157H169V155H168ZM171 157H173V155H171ZM171 157H169V158H171ZM264 157V156H263ZM23 158V157H22ZM21 158V159H22ZM36 158V157H35ZM38 158V157H37ZM57 158V157H56ZM121 158V157H120ZM148 158V157H147ZM174 158H175V155H174ZM179 158V157H178ZM185 158H187V160H185L184 161V159ZM262 158V157H261ZM7 159V158H6ZM20 159V160H21ZM40 159V158H39ZM55 159V158H54ZM67 159V158H66ZM71 159V158H70ZM73 159H76V158H73ZM87 159H90L91 161H92V158H89V157H87ZM95 159H93L94 160V162H95ZM96 159V160H97ZM113 159H114V157H113ZM127 159H126V161H127ZM132 159V160H133ZM146 159V158H145ZM158 159V158H157ZM182 159V158H181ZM257 159V158H256ZM263 159V158H262ZM19 160V159H18ZM17 160V161H18ZM28 160V159H27ZM30 160H33L32 162H34V159H30ZM41 161H42V159H40ZM39 160V161H40ZM45 159H43V161H44ZM47 160H50L49 158L47 159ZM59 160H60V157H59ZM62 160V159H61ZM65 160V159H64ZM89 160V161H90ZM112 160V159H111ZM116 160H118V159H116ZM121 160V159H120ZM123 160V159H122ZM151 160V159H150ZM193 160H195V158H193ZM12 161H14V160H12ZM22 161V160H21ZM25 161V160H24ZM29 161V160H28ZM36 161H37V159H36ZM55 161V160H54ZM76 161V160H75ZM79 161V162H80ZM84 161V162H83ZM89 161L88 160H86V162L85 163H87L88 162V164H86L88 167L90 166L89 165ZM90 161V163H91V165L94 163L93 161V163ZM125 161V162H126ZM147 161V162H146ZM155 161H157V160H155ZM167 161V160H166ZM27 162V161H26ZM25 162V163H26ZM30 162V161H29ZM65 162H66V160H65ZM69 162V161H68ZM74 162V161H73ZM77 162V161H76ZM78 162V164L79 165H81L80 163ZM105 162V163H106ZM117 162H119V164L120 163H122L121 161H117ZM117 162H115L116 164H118ZM22 163V162H21ZM24 163V162H23ZM36 162H34V164H35ZM43 163H45V162H43ZM42 163V164H43ZM56 163V162H55ZM62 163H63V161H62ZM70 163H71V161H70ZM110 163V162H109ZM114 163V162H113ZM164 163V162H163ZM61 164V163H60ZM118 164V165H119ZM155 164V163H154ZM31 165V164H30ZM56 165V164H55ZM82 165H84L83 167H85V164H82ZM105 165V164H104ZM109 165H111V164H109ZM123 165H125V163L123 164ZM130 165H128V166H130ZM161 165V164H160ZM163 165H162V167H163ZM6 168H5V167ZM19 166V165H18ZM34 166V165H33ZM35 166H37L36 164H35ZM34 166V167H35ZM41 166V165H40ZM39 166V167H40ZM44 166V165H43ZM53 166V165H52ZM66 166V165H65ZM68 166V165H67ZM86 166V168L88 169V167ZM106 166V165H105ZM127 166V167H128ZM143 166H145V167H143ZM22 167V166H21ZM29 167V166H28ZM31 167V166H30ZM46 167V166H45ZM63 167H64V169H63ZM74 167V166H73ZM80 167V166H79ZM83 167L81 168V169H83ZM101 167H103L104 168V166H101ZM114 167V166H113ZM121 167V166H120ZM119 167V168H120ZM131 166L128 168V170L130 169V172H131V170L133 171V172H135L133 169H131L132 168ZM153 167V166H152ZM155 167V166H154ZM153 167V168H154ZM157 167V166H156ZM2 168V169H3ZM48 168V167H47ZM50 168V167H49ZM75 168H77V167H75ZM79 168V169H80ZM95 168V167H94ZM98 168H100V167H98ZM109 168V167H108ZM112 168V167H111ZM110 168V169H111ZM116 168V167H115ZM114 168V169H115ZM125 168V167H124ZM144 170H143V169ZM153 168H149L150 170L152 169L153 170ZM161 168V167H160ZM1 169V170H2ZM44 169V168H43ZM85 169V168H84ZM123 169V168H122ZM149 169H147V170H149ZM156 169V168H155ZM158 169V168H157ZM3 170V171H4ZM25 170V169H24ZM33 170V169H32ZM36 170V169H35ZM37 170H38V168H37ZM48 170V169H47ZM46 170V171H47ZM66 170V169H65ZM64 170V171H65ZM69 170V169H68ZM72 170V169H71ZM86 170V169H85ZM92 170V169H91ZM116 170H118V168L116 169ZM121 170V169H120ZM119 170V171H120ZM127 170V169H126ZM127 170V171H128ZM143 170V171H142ZM2 171V172H3ZM17 171V172H16ZM19 171V172H18ZM27 171V170H26ZM43 171V170H42ZM41 171V172H42ZM63 171V172H64ZM75 171V170H74ZM78 172H79V170H77ZM83 171V170H82ZM124 171H125V169H124ZM124 171H123V174H124ZM136 171V172H137ZM156 171V170H155ZM160 171V170H159ZM9 172H8V174H9ZM22 172H23V170H22ZM28 172V171H27ZM55 172H56V170H55ZM55 172H53V176L54 177H56V176H58V175H56V173ZM63 172H61V173H63ZM65 172H67V171H65ZM78 172H76V173H78ZM92 172V171H91ZM94 172H95V170H94ZM98 172V173H97ZM96 172V174H94L93 172V174L95 175V177L96 176H98L99 175V171H97ZM121 172H122V170H121ZM133 172H131V173H133ZM145 172H147V171H145ZM161 172V171H160ZM0 173H1V171H0ZM103 173V172H102ZM104 173H106V172H104ZM109 173H112V172H109ZM120 173V172H119ZM128 173H129V171H128ZM149 173V172H148ZM147 173V174H148ZM156 173V172H155ZM25 174H27V173H25ZM30 174V173H29ZM46 174H47V172H46ZM50 173H48V175H49ZM55 174V175H54ZM71 174V173H70ZM81 174H83V173H81ZM90 174V173H89ZM93 174H91V175H93ZM112 174H114V173H112ZM110 175L111 177L113 176V175ZM135 174V173H134ZM136 174V175H137ZM139 174V175H140ZM161 174V173H160ZM28 175V174H27ZM35 175H37V182L34 184V185H36L37 186V183H38V185H39V171H38V173H36ZM34 175V176H35ZM71 175H73V174H71ZM94 175H93V177H94ZM105 175V174H104ZM126 175H128V174H126ZM158 175V174H157ZM44 176V175H43ZM42 176V177H43ZM51 176V177H50ZM50 176H48V179L47 180H49L50 178H51V182H52V180H53V178H52V174L50 175ZM68 176H69V174H68ZM74 176V175H73ZM72 176V178H74ZM76 176H78V175H76ZM122 176V175H121ZM145 176V175H144ZM149 176H150V174H149ZM152 176V175H151ZM159 176V175H158ZM0 177H1V175H0ZM27 177H29V176H27ZM30 177H32V176H30ZM50 177V178H49ZM83 177V176H82ZM82 177H80V179L78 178V180H81V178ZM92 177V176H91ZM102 177H104V176H102ZM101 177V178H102ZM114 177V176H113ZM113 177L111 178V179H113ZM118 177H119V175H118ZM130 177V176H129ZM133 177V176H132ZM141 177H143V175L141 176ZM146 177V176H145ZM33 178V177H32ZM77 178V177H76ZM85 178V177H84ZM97 178V177H96ZM95 178V179H96ZM120 178V177H119ZM119 178H118V180H119ZM149 178V177H148ZM154 178H156V177H154ZM158 178V177H157ZM5 179V182H3V180ZM7 179V180H6ZM35 179V178H34ZM45 179V178H44ZM55 179V178H54ZM71 179V178H70ZM88 179V178H87ZM94 179V180H95ZM108 179V178H107ZM117 178H116V176H115V180H116ZM121 179V178H120ZM146 178H144V180H145ZM93 180V181H94ZM123 180H126L125 178L123 179ZM129 181L131 180V179H128ZM144 180H142L143 182H144ZM159 180V179H158ZM162 180V181H163ZM28 181H29V179H28ZM30 181H31V178H30ZM73 181H77L76 179L75 180H73ZM91 180H89V181H86V182H88L87 183V185L89 184V182H90ZM96 181V180H95ZM106 181H108V180H106ZM134 181V180H133ZM136 181V180H135ZM142 181H140L141 182V184H142ZM153 181V180H152ZM152 181H150V182H152ZM42 182H43V180H42ZM50 182V181H49ZM50 182V183H51ZM70 182V181H69ZM72 182V181H71ZM83 182H85V181H83ZM85 182V183H86ZM92 182V181H91ZM101 182V181H100ZM116 182H117V180H116ZM125 181H123V183H124ZM136 182H138V181H136ZM159 182H161V181H159ZM15 183V186H17L16 184H20V185H18V187L17 188H15V186L13 185ZM28 183H32L31 185L30 184H28ZM45 183V182H44ZM66 183L67 184H69V185H67L66 186ZM75 182H73V183H71V185H73ZM84 183V184H85ZM93 183V182H92ZM127 183V182H126ZM131 183H132V181H131ZM153 183V182H152ZM162 183V182H161ZM2 184V185H3ZM7 184V185H8ZM49 184V183H48ZM48 184H45L46 185V187H48L47 185ZM78 184V183H77ZM83 184V185H84ZM120 184V183H119ZM150 184V183H149ZM149 184H147V185H149ZM155 183H153V185H154ZM164 184V183H163ZM5 185L6 184H4L3 186H1V187H4V189H5ZM7 185H6V187H7ZM33 185V186H34ZM40 185H41V183H40ZM39 185V186H40ZM50 185V184H49ZM70 185V186H71ZM79 185H80V183H79ZM82 185V186H83ZM87 185H85L84 186V188L87 186ZM89 185H91V184H89ZM89 185H88V187H89ZM104 185V186H103ZM126 185V184H125ZM134 185V184H133ZM133 185H132V187H133ZM135 185H136V183H135ZM138 185H140V184H138ZM146 185V184H145ZM159 185H160V183H159ZM165 185V184H164ZM163 185V186H164ZM14 186V187H13ZM35 186V187H36ZM39 186H37V188H40ZM51 186H54L53 185V183L51 184ZM51 186H49L48 187V189L46 188V191H48L47 193H49V188H51V190L52 191H50V193L52 192V193H54L56 190V188L53 190L52 189V187ZM93 186V185H92ZM93 186V187H94ZM105 186H107V187H105ZM119 186V185H118ZM127 186V185H126ZM128 186H130V185H128ZM137 186V185H136ZM143 186V185H142ZM166 186V185H165ZM12 187H13V189H12ZM34 187V188H35ZM55 187V186H54ZM53 187V188H54ZM67 187V188H66ZM104 187V188H103ZM140 187V186H139ZM138 187V188H139ZM144 187H146V186H144ZM149 187H151V186H149ZM153 187V186H152ZM157 187H159L158 185H157ZM161 187V186H160ZM41 190L43 191V186H41ZM74 188H73V190H74ZM79 188V187H78ZM90 188H92L91 186H90ZM89 188V189H90ZM127 188V187H126ZM137 188V187H136ZM154 188V187H153ZM167 188V187H166ZM165 188V189H166ZM169 188V187H168ZM3 188H1V190H2ZM45 189V188H44ZM64 189V190H65ZM86 189V190H85ZM84 189V194H85V191H87L88 190V192H86V193H89L90 194V191H91V189H90V191H89V189H87V188H85ZM125 189V188H124ZM123 189V190H124ZM129 189V188H128ZM135 189V188H134ZM146 189V188H145ZM149 189V188H148ZM158 189V188H157ZM175 189H176V187H175ZM38 192L40 191V189L38 190V189H36ZM67 190V191H68ZM81 190V189H80ZM114 190V191H113ZM121 190V191H120ZM129 190H131V189H129ZM140 190V189H139ZM150 190V189H149ZM155 190V189H154ZM258 190V191H259ZM4 191V190H3ZM36 191V192H37ZM46 191H45V193H46ZM54 191V192H53ZM93 191V190H92ZM98 191H100V192H98ZM117 191V190H116ZM146 191H147V189H146ZM159 191V190H158ZM158 191L156 192V193H158ZM166 191H167V189H166ZM170 191V190H169ZM257 191V192H258ZM6 192V191H5ZM14 192V191H13ZM14 192V193H15ZM64 192V191H63ZM73 192V193H72ZM104 192H105V194H104ZM107 192V193H106ZM112 192H113V194H112ZM130 192V191H129ZM133 192H135L134 190H133ZM139 192V191H138ZM162 192H163V190H162ZM168 192V191H167ZM171 192V191H170ZM255 192L256 191H254V193H253V195L255 194ZM256 192V193H257ZM260 192V191H259ZM264 192V191H263ZM262 192V193H263ZM7 193L5 194L4 192H3V195L5 194V195H7ZM18 193H20L19 195H18ZM46 193V194H47ZM49 193V194H50ZM59 193H61V195L59 194ZM65 193V192H64ZM91 193H93L94 194V191L93 192H91ZM143 193H144V191H143ZM151 193V192H150ZM164 193V192H163ZM163 193H162V195H163ZM0 194H2V192L0 193ZM21 194H23V195H21ZM39 194V193H38ZM85 195V199H87L86 197H88L89 198V196H92V194H90V195ZM95 194V195H96ZM132 194V193H131ZM138 194V193H137ZM153 194V193H152ZM250 194H251V192H250ZM260 194V193H259ZM2 195V196H3ZM4 195V196H5ZM36 195H37V193H36ZM42 194L40 193V196H41ZM66 195V194H65ZM80 196H82L83 194H79ZM115 196V198L114 197H112V196ZM128 195V196H127ZM134 195V194H133ZM139 195H141L142 196V194L140 193ZM146 195V194H145ZM151 195V194H150ZM157 195V194H156ZM161 195V194H160ZM172 195V194H171ZM2 196H0V201H1V197ZM43 197H44V195H42ZM47 196H49V195H46V198H47ZM53 196L51 195V199H53ZM60 196V197H59ZM76 196V197H75ZM110 196H111V198H110ZM123 196H125V198H123ZM127 196V197H126ZM136 196V195H135ZM143 196H144V194H143ZM142 196V197H143ZM259 196V195H258ZM262 196V195H261ZM16 197V198H15ZM19 197H20V199H19ZM50 197V196H49ZM48 197V198H49ZM59 197V198H58ZM68 198V200H67V202H66V199ZM83 197V196H82ZM154 197V196H153ZM156 197H158V196H156ZM172 196H171V198H173ZM246 197V198H245ZM254 197V196H253ZM3 198V197H2ZM18 198V199H17ZM24 198V199H25ZM47 198V199H48ZM84 198V197H83ZM82 198V199H83ZM113 198V199H112ZM123 198V199H122ZM131 198V197H130ZM136 198V197H135ZM138 198V197H137ZM144 198H145V196H144ZM148 200H149V202H150V200H155V198L154 199H152V197H150V196H148ZM162 198H164V197H162ZM161 198V199H162ZM170 198V197H169ZM250 198V197H249ZM255 198V197H254ZM19 200L18 202V204H17V200ZM23 198H22V200L24 201V204L22 203V205H26L25 203H27V202H25V200H24ZM50 199V198H49ZM65 199V200H64ZM81 199V198H80ZM80 199H79V201H80ZM119 199H122L120 202H121V206L119 207L118 206V204L120 203H118L117 204V202H118V200ZM134 198H132V200H133ZM160 199V200H161ZM173 199V200H174ZM242 199H244V201L242 200ZM256 199V198H255ZM258 199V198H257ZM261 199V198H260ZM3 200L1 201V203L0 204H5L6 205V202L5 203H2L3 202ZM9 200V201H8ZM37 200V201H36ZM117 202H116V201ZM130 200V199H129ZM128 200V201H129ZM166 200V199H165ZM164 200V201H165ZM170 200V199H169ZM239 200H241L243 203L242 204H244V206L246 207H244L245 209H247L248 208V210H247V214H244L243 215V213L242 212H244L245 211V209L244 208H242L243 206H241V204L239 203ZM253 200V199H252ZM33 201V202H34ZM65 201V204L63 203ZM82 201H84V200H81L80 202H82ZM115 201V202H114ZM162 201V200H161ZM164 201H162V203L164 202ZM256 201V200H255ZM258 201H260L259 199H258ZM262 201H263V199H262ZM261 201V202H262ZM22 202V201H21ZM48 202V201H47ZM49 202H50V200H49ZM75 202H76V204H75ZM133 202H134V200H133ZM168 202V201H167ZM246 202H248V201H246ZM68 204V207H64L63 206V204L65 205V206H67V204ZM82 203V204H83ZM128 203V202H127ZM137 203V202H136ZM151 203V202H150ZM257 203V202H256ZM21 204V203H20ZM81 204V203H80ZM145 204V203H144ZM152 204V203H151ZM154 204V203H153ZM156 204V203H155ZM158 204V203H157ZM259 204V203H258ZM261 204H263V203H261ZM4 205V206H5ZM131 205V204H130ZM146 205V204H145ZM264 205V204H263ZM3 206V205H2ZM33 206V207H32ZM70 206V207H69ZM138 206V207H137ZM154 206V205H153ZM168 206V207H167ZM217 206V207H216ZM8 207H7V209H8ZM14 207V208H13ZM21 207H23V206H21ZM145 207V206H144ZM149 207H151V206H149ZM213 207H216L217 208V211H216V209H215V211L217 212V214H216V216H214L215 214H211V213H208V211L209 212H212L211 210H213L214 211V208ZM254 207V206H253ZM258 207H260V206H258ZM13 208V209H12ZM25 208H27V207H25ZM139 208V209H138ZM152 208V207H151ZM157 208V207H156ZM213 208V209H212ZM261 208H262V206H261ZM8 209V210H9ZM29 210H30V208H28ZM48 209V210H47ZM140 209V210H141ZM259 209V208H258ZM39 210L41 211V212H39ZM43 210H44V213L46 212V210H47V212H46V214H44L43 216H42V218L43 217H45L46 216V219H44V221H46V222H44L42 219H40L41 218V216L39 217V214L40 213H42L43 214ZM149 211V212H151V213H149L148 214V212L147 211ZM157 210H155V211H157ZM243 210V211H242ZM19 211V212H20ZM126 211H127V213H126ZM260 211V210H259ZM10 212V213H9ZM123 212H125V214H123ZM254 212V211H253ZM258 212V211H257ZM22 214H24V212H21ZM20 213V214H21ZM137 213V214H138ZM244 213H246V212H244ZM261 213V212H260ZM264 213V212H263ZM20 215L21 216V219H25L26 217H23L22 218V216L23 215ZM42 214H40V215H42ZM138 214V215H139ZM211 214V215H210ZM252 214V213H251ZM257 214H259V213H257ZM19 215V214H18ZM18 215H17V217H18ZM122 215H125V217L127 218V222L129 223V224H134V225H128V223L126 222L125 224L123 223V222H125L124 220H126V218L124 217V216H122ZM206 215H207V217H208V215H209V219L208 220H210V219H212V215H213V217H215L214 218V220H213V222H212V224H210V223H208V221L206 222V223H208L209 225H211L210 227H206L205 226V228H204V230H201V227H199V225L201 224L202 225V223H204V221H202L200 218H205L206 217ZM19 216V217H20ZM25 216V215H24ZM31 216V215H30ZM210 216H211V218H210ZM7 217V216H6ZM18 217V219H20ZM121 217H123V218H125L124 220L122 219V221H117V225L119 226L120 224L121 225H123L124 226V230L121 228V230L119 231L116 227H118L116 224H115V222H116V220H119ZM139 217V216H138ZM139 217V218H140ZM258 217V216H257ZM40 219V220H39ZM153 219V218H152ZM206 219V218H205ZM5 220V219H4ZM26 220V219H25ZM42 220V222H44V225H46V224H48V225H46L47 227H46V230L44 231V229H45V226H41V224H43L42 222H40ZM101 220H103V222L106 220V225H105V227L107 226V223H108V225L109 226H111V225H114L115 224V226H114V229L112 228V230H111V227H110V230H108V232L107 231H105L104 229H106L107 230V228H103V226H102V228H101ZM16 221H17V224H16ZM146 221V220H145ZM258 222H259V220H257ZM262 221V220H261ZM7 222V221H6ZM5 222V223H6ZM27 223V224H26ZM46 223V224H45ZM199 223V225L197 226V224ZM20 224H23V226H24V224H25V228H23ZM39 224H40V226H39ZM126 224L132 229V231L130 230V228L128 227H126V230H125V226H126ZM155 224V225H154ZM213 224H214V226H213ZM259 225H261V223H258ZM258 224H257V226H258ZM19 226V228L17 227V226ZM102 225H104V223L102 224ZM171 225H175V226H173V227H175V228H173ZM176 225H178L177 227H176ZM205 225V224H204ZM251 226H252V223L250 224ZM254 225V224H253ZM122 226V227H123ZM131 226H133V228L131 227ZM137 226V227H138ZM172 227V228H167V227ZM246 226V225H245ZM0 227H1V225H0ZM39 227H42L41 228V230H42V232L44 231L45 233H44V235L42 234V232L40 233V231H39ZM113 227V226H112ZM137 227H135V228H137ZM162 227H164V229L166 230V228H167V231H163V228ZM179 227V229L178 230H176L175 231V229H177ZM195 227H196V229H195ZM200 228L199 229V231H200V233H197V228ZM204 227V226H203ZM233 227V228H232ZM241 227V226H240ZM244 227V226H243ZM249 227V226H248ZM262 227V226H261ZM19 229V231L17 230V229ZM44 228V229H43ZM120 228V227H119ZM231 228H232V230H231ZM249 228H251V227H249ZM258 227H256V229H257ZM22 229V230H21ZM28 229H30V230H32V231H30V230H28ZM115 229H117V230H115ZM169 229H172V230H169ZM203 229V228H202ZM238 229V228H237ZM245 229V228H244ZM53 230H52V233H53ZM127 230H130V231H128L127 232ZM187 230H186V232H187ZM230 230V231H229ZM238 230H240V229H238ZM259 230V229H258ZM20 231H24V232H22L21 234H20ZM29 231L31 232V233H29ZM50 231V230H49ZM136 231V234H134L133 233V235H135V236H132V232H135ZM141 232V236H145V239L143 240V244H142V241H140V239H142L141 237H140V239H139V236L137 235V233H140ZM198 231V232H199ZM236 231V230H235ZM244 231V230H243ZM256 232H257V230H255ZM262 231H263V229H262ZM129 232H131V234H129ZM233 232V231H232ZM242 232V231H241ZM247 232V231H246ZM249 232V231H248ZM247 232V233H248ZM40 233V234H39ZM157 233H159V232H157ZM156 233V234H157ZM171 233H168V235L169 234H171ZM183 235H182V234ZM228 233V234H229ZM245 233V232H244ZM5 234V233H4ZM3 234V238H5V235ZM146 234V235H145ZM177 234V236H175ZM190 235V242H187L188 241V237L189 236H186V235ZM241 234V233H240ZM251 234H253V233H251ZM261 234V233H260ZM140 235V234H139ZM158 235V234H157ZM157 235H156V237H157ZM246 235V234H245ZM244 235V236H245ZM46 236V237H47ZM144 236H143V238H144ZM159 236V235H158ZM161 237H162V235H160ZM170 236V237H171ZM187 238H186V237ZM234 236H235V233H234ZM242 236V235H241ZM44 237H41V239L43 238V239H45ZM155 237V236H154ZM160 237V238H161ZM228 237V236H227ZM230 237V236H229ZM261 237V236H260ZM264 237V236H263ZM231 238H232V236H231ZM231 238H230V240H231ZM250 238V237H249ZM248 238V239H249ZM262 238V237H261ZM47 239V238H46ZM242 239V238H241ZM40 240V241H39ZM158 240V241H157ZM244 240H246L245 238H244ZM263 240V239H262ZM31 241V242H30ZM154 241V242H155ZM173 241V242H172ZM211 241H213L212 243H210ZM226 241V240H225ZM31 244H30V243ZM39 242H41V243H39ZM146 242V243H145ZM148 242V243H147ZM160 242H159V244H160ZM172 242V243H171ZM214 242H216L215 244H216V246L213 244ZM218 242V243H217ZM228 242V241H227ZM242 241H240V244H242L241 243ZM253 242V241H252ZM259 242V241H258ZM264 242V241H263ZM141 243V244H140ZM208 243H210V245L209 246H215V247H213L214 249H212V247L210 248L208 245H206V244H208ZM262 243V242H261ZM1 244H0V246H1ZM50 244V243H49ZM149 244V245H148ZM212 244V245H211ZM229 244V243H228ZM231 244V243H230ZM239 244V247L241 246ZM255 244V243H254ZM4 245V246H3ZM29 245H31V249H29L30 248V246ZM32 245H33V247H35V251H33L34 250V248H32ZM206 245V246H205ZM234 245H235V243H234ZM252 245V244H251ZM228 246V245H227ZM232 246V245H231ZM244 246V245H243ZM246 246V245H245ZM244 246V247H245ZM262 246V245H261ZM4 247V248H3ZM206 248L207 247V251H210V253L209 252H207L206 251V253L208 254H206L205 255V253H203V248ZM233 248H234V246H232ZM231 247V248H232ZM248 247V246H247ZM250 247V246H249ZM251 247H253V248H255L254 246H251ZM263 247H264V245H263ZM2 248H3V250H2ZM208 248H210V250H208ZM230 248V249H231ZM236 248H238V247H236ZM235 248V249H236ZM243 248V247H242ZM49 249V248H48ZM260 249V248H259ZM30 250L31 251H33L32 253H34L33 255H31L32 253L30 252ZM79 250H80V252L82 253L81 255H79ZM206 250V249H205ZM232 250V249H231ZM234 250V249H233ZM232 250V251H233ZM240 250H241V248H240ZM243 250V249H242ZM250 250V249H249ZM253 249H251V252H253L252 251ZM261 250V249H260ZM259 250V251H260ZM44 251V250H43ZM42 251V254L44 253ZM57 251V252H56ZM76 251H78V252H76ZM244 251V250H243ZM242 251V253H244ZM257 251V250H256ZM45 252H48L47 250H45ZM205 255H203L202 253ZM205 252V251H204ZM249 252V251H248ZM76 254V256H74V257H76V258H71L73 255H75ZM259 253V252H258ZM262 253H263V249H262ZM47 254H50V253H47ZM73 254V255H72ZM245 254H246V252H245ZM251 253H249V255H250ZM257 254V253H256ZM255 254V255H256ZM54 255H56V256H54ZM203 255V256H202ZM251 255H254V254H251ZM263 255V254H262ZM33 257V259L31 260V258L30 257ZM43 256V255H42ZM42 256H40L41 257V259H44V257H45V255L43 256V258H42ZM49 255H47V257H48ZM49 256V257H50ZM49 257H48V259H49ZM38 258V259H37ZM66 258H68V260L69 261H66L65 262V260H67ZM72 260H71V259ZM253 258H255L254 256H253ZM257 258V257H256ZM259 258V257H258ZM257 258V259H258ZM261 258H263V257H261ZM35 259V260H34ZM36 259L38 260V262H36ZM74 259V260H73ZM79 259H81V257H79ZM79 259H76V260H79ZM34 260V261H33ZM55 260V259H54ZM54 260H52V261H54ZM71 260V261H70ZM75 260V261H76ZM45 263H46V259H44L43 260ZM57 261V262H58ZM83 261V262H82ZM262 262L260 263V264H264V260L262 259L261 260ZM57 262H54L55 264L57 263ZM72 262V263H71ZM77 262H79V261H76L75 263L76 264H79V263H77ZM256 262H258L257 260H256ZM49 263V262H48ZM60 262H58V264H59ZM60 263V264H61ZM259 263V262H258ZM41 264V263H40ZM44 264V263H43Z\"/></svg>",
	"mask_w": 264,
	"mask_h": 264
}]
</instances>
